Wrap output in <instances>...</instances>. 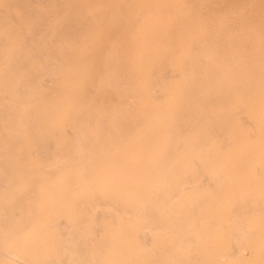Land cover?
Listing matches in <instances>:
<instances>
[{"label":"rangeland","instance_id":"1","mask_svg":"<svg viewBox=\"0 0 264 264\" xmlns=\"http://www.w3.org/2000/svg\"><path fill=\"white\" fill-rule=\"evenodd\" d=\"M11 1H15L14 3L15 4H13V6H15V5H17V6H19L20 4L22 5L23 4V6H19V8H20V10H18V7L16 8V6L15 7H13V9H12V11L14 10V13H17V15H20V16H22V18H24V21H20V19H22L21 17H20V19L18 18V17H16L17 15H15L14 13H11V12H6V6H9L10 5V8H11V4H9ZM16 1H18V0H1L0 1V10H2L3 8L5 9H3L2 10V12L5 14H1L2 12H0V17H2L1 19H0V26H4L3 27V29H1L2 27H0V33H1V31L2 30H4L3 31V33H2V35L0 36L1 38H0V41H1V43H0V48H5L4 50H2V52H4V54H6V55H2L3 53H1V49H0V53H1V57H0V74L2 75V78L0 77V79H1V82H2V80H3V84L4 85H2V83L0 82V87L2 88H0V90H1V92L3 93V95L1 94V96L0 97H2V98H0V104H2V106L4 107L3 108V110H2V108L0 109V112H2V111H4V115L5 114H7V115H5V116H3V113L1 114L0 113V121L2 122H0L1 124V126H0V186L1 187H3V188H0V192L2 191V189H3V193L1 192L0 194H1V196H0V232L2 231V232H4L2 235H1V233H0V237H1V239H0V244L2 245H0V259H2V261L4 262V264H5V262H6V264H28V263H30V262H34L35 263V261H39V262H42V261H44L42 264H52V263H50V260H51V262H53V264H83V262H84V264H91V262H95V264L97 263V264H101L100 263V261L101 262H103L102 260H104V259H107L108 261H110V264H114V262H116V260H117V264H118V262H120V264H139V260H141V262L143 261L144 263L145 262H147V260L149 261V262H147L148 264L151 262V264H163V263H165V261H166V264H192V261L195 259H199L198 261H199V263L198 262H196L195 260V264H201L202 263V261L204 262V263H202V264H206V263H208V264H228V262H229V264L231 263V264H257V263H259V264H264V227H263V225H264V218H261V212H263L264 211V206H263V202H264V198H263V196H264V189H262L264 186V176H263V174H264V164H260V165H262L261 167H259L260 165H256L255 167H252L251 169H250V171L248 172V174L247 173H241V170H242V168L240 169V171L238 170L239 169V167L241 166V164H240V166H237V168L235 167V174H237V172L239 173L240 172V174H239V176H240V180L238 181V183H237V188H234L233 190H231V191H229V193H226V192H224V191H222V189H223V187H222V185L221 184H223V181H224V174H226L225 172H224V174H222L220 171H216V172H211V171H209V169H208V167L211 169V166H215V161H217L218 160V158H220V153L222 154V152L224 153V155H230V156H232V154L234 155L235 154V151H234V153H232L231 154V152L233 151L231 148H232V146H233V149H237V143H238V141H240L241 142V144H239L238 143V145H246L249 141H246V139L245 138H241V137H238L236 134H234L233 135V130L235 131V129H236V127L237 126H235V125H238V123L239 124H242L243 123V121L245 122L244 123V125L247 123V125L249 124L248 122H247V120H246V116H245V114L244 113H240V111H239V108H235L234 106V104L237 102V101H239L240 99V101H245L246 99V103L251 99L250 97L252 96V91L251 92H249V93H246V91H248V90H246V91H239V88L241 87V85L242 84H244V83H242L241 82V77L239 76V72L240 73H244V71L246 70L247 71V75H249L250 77H252L253 76V72H255V73H257L258 72V74H260V76H261V80L260 81H258L256 84H258V83H260L261 81H264V65L263 64H260V63H258L257 61H253V59H248V60H246L245 62H242L241 61V57H242V54H243V51L242 50H244V52H245V54H243V55H247L248 56V54L249 55H253L254 53L255 54H261V53H263L264 52V35L262 34V33H264V31H263V29L261 30H258L259 32H260V34H259V32L258 31H256V33L255 32H250L251 33V35H250V33L248 34V32H246V34L245 33H243V35H242V32L240 31V28H239V26L241 25H239L234 19L233 20H229V25H228V23L226 24V26H227V29L229 30H227V29H225V28H223V26L221 27V32L219 33V32H217L216 33V31L217 30H215V31H212L211 29L212 28H210L211 26H212V24L214 25L215 23H216V20H218L219 18H220V15L221 16H223V17H226V16H224V13H225V11H229L228 9H231V8H236L238 5H239V3H240V7H241V5H245V8H248L247 10L249 11V9L250 10H252L253 9V7H254V9L255 10H252V12L251 11H249L250 13H251V15H250V17L248 18V19H246V21H248L249 19V24H248V22L246 23V25L245 24H243V25H245V26H247V24L250 26L251 24H252V26H255L256 27V25H257V27H259V23H261V21H262V19H260L259 20V18H262V16L260 15V14H263L264 13V0H255V4H254V2H249L248 3V0H245V2H247V3H245L243 0H233V2H231L232 0H216V3H214L215 2V0H210V2L208 3V0H189V2H188V0H185V2H184V4H183V6L182 7H180L181 9H179V10H175V11H173V10H171V11H168V10H170V9H164L163 11H164V13H166L165 12V10L167 11V13H166V15H167V17L169 18V19H171L172 20V22L174 23L173 24V26L172 27H170V28H168L167 29V31H166V33L164 34V36H163V43L164 44H166V46H167V49L165 50V51H163V53L162 52H160V53H158V54H153L150 50H148V51H146L145 52V54L143 53V55L140 57V59H138V61L140 60V61H142L143 63H144V65H145V67L146 68H148L147 69V71H148V74L147 75H145L144 76V79L142 78V76H138L140 73L139 72H136V73H138L137 74V76L135 75L136 73L135 72H133V70H132V68H131V66H130V63H128L127 61H125V58H126V60H127V57L129 56V53L131 52V50H132V46L131 45H129V44H131V42L129 41V43H128V40H129V38L128 37H126V38H128L127 40H125L126 38H125V35H127L128 36V32H129V26L131 25L132 26V24L134 23V25L133 26H135V25H137V23H138V17H140L141 16V14L142 13H140L141 11H139V12H137L136 13V16H134V19H132L131 21H130V19H129V13H131V11H132V9H130L132 6L130 5V1L129 0H121V1H119L118 2V0H113L115 3H113V1L112 0H110V2L111 3H113L112 5H113V7H115V9L113 8V10L112 9H110L109 7L110 6H108V5H111V3L109 2V0H108V2H107V0H91V3H90V5L87 3V4H85L86 3V1L87 0H83L84 2H82V0L80 1H78V0H73V6L70 4V5H68L67 6V4H69V1L70 2H72V0H69L68 1V3H67V1H65V0H62V1H64L63 2V4H64V6L61 8V9H59L58 10V8H60L63 4H62V2H59V1H61V0H56V1H54V0H51L50 2L51 3H53L52 4V6H51V4H50V7H49V11H48V8H47V10H46V6L48 7V5H44L45 3H46V0L44 1V3H43V5H42V3H41V1H43V0H38V2H37V0H36V2H35V0H31V3H30V1L29 2H26V1H28V0H19L18 2L20 3H17ZM20 1H24V2H26V3H22V2H20ZM33 1V2H32ZM49 0H47V3H50V2H48ZM90 1V0H89ZM89 1H87V2H89ZM94 1V2H93ZM105 1V2H104ZM119 3V5H118V3ZM212 1V2H211ZM224 1V2H223ZM230 2V4L229 3H227V2ZM239 1V2H238ZM252 1H254V0H252ZM261 1V2H260ZM263 1V2H262ZM7 2H9V3H7ZM60 3V4H57V3ZM75 2H77V4L75 3ZM81 2V3H80ZM102 2V3H101ZM107 2V3H106ZM124 3L125 2V4L124 5H122V6H124L123 8H124V10L122 9V7H121V5H120V3ZM129 2V3H128ZM203 2V3H202ZM221 2H222V4H224V5H219V4H221ZM226 2V3H225ZM5 3V4H4ZM12 3V2H11ZM17 3V4H16ZM46 3V4H47ZM67 3V4H66ZM79 3V4H78ZM82 3H84L87 7H83V4ZM93 3V4H92ZM105 3V4H104ZM206 3H207V5H206ZM231 3H233V4H231ZM235 3H237V4H235ZM243 3V4H242ZM253 3V4H252ZM8 4V5H7ZM19 4V5H18ZM26 4V5H25ZM29 4H31V6L29 5ZM33 4H34V7L36 8V10H35V8L33 7ZM35 4H37V5H35ZM55 4L57 5V9H56V12H58L57 14H56V12H55V8H56V6H55ZM76 4V5H75ZM101 4H102V8H101ZM210 4V5H209ZM218 4V5H217ZM228 4H229V6H228ZM249 4V5H248ZM257 4V5H256ZM261 4V5H260ZM4 5H5V7H4ZM29 5V7H27V9H25L26 8V6H28ZM60 5V7H58ZM66 5V6H65ZM75 5V6H74ZM79 5H81L80 6V8L78 7ZM84 5V6H85ZM93 6V8H89V6ZM94 5L95 6H97V7H95V9H97L96 11H95V9H94ZM103 5H104V7H105V10H104V8H103ZM111 5V6H112ZM130 6L129 8H128V6ZM215 7H213V6ZM216 5V6H215ZM226 5H227V7H226ZM234 6V7H231V6ZM263 5V6H262ZM37 6H38V8L39 9H37ZM55 8H54V7ZM70 6H72V7H74V10H73V8L72 9H70L69 7ZM76 6H77V8H76ZM106 6H108L107 8H106ZM120 6V7H119ZM126 6V7H125ZM192 6H194V7H192ZM207 6H209V7H207ZM212 6V7H211ZM218 6H220V7H218ZM225 6V7H224ZM247 6V7H246ZM258 6H260V7H258ZM262 6V7H261ZM24 7V8H23ZM30 7H31V9H30ZM42 9H41V8ZM54 8V9H52V8ZM65 7H66V10H65ZM68 7V8H67ZM100 7V9H102V10H99L98 8ZM119 7V8H118ZM216 7H218V8H216ZM231 7V8H230ZM257 7V8H256ZM2 8V9H1ZM9 8V7H8ZM10 8L8 9V11H11L10 10ZM21 8H22V11H21ZM33 8H34V11H33ZM75 8H76V10H75ZM82 8H84L83 9V11H82ZM86 8H88V9H86ZM108 8H109V11H108ZM121 8V9H120ZM196 8V9H195ZM210 8V9H209ZM228 8V9H227ZM259 8H263V10L262 9H259ZM15 9H17L16 11H15ZM23 9H25L24 11H23ZM40 9H41V11H40ZM67 9H70L71 11H74V12H71L70 10V12L67 10ZM80 9H81V11H80ZM90 9V11L91 12H93L92 10H94L95 12H93L94 13V15H93V13H91L90 11H88ZM125 9H128L127 11L125 10ZM199 11H201V12H199ZM202 9V10H201ZM214 9V10H213ZM220 9V10H219ZM223 9H227V10H223ZM27 10V11H26ZM28 10H29V12H28ZM44 10V12H42ZM52 10V11H51ZM53 10H54V12H53ZM58 10V11H57ZM115 10V11H114ZM129 10H131L130 12H129ZM206 10V11H205ZM212 10V11H211ZM262 10V11H261ZM41 13H40V12ZM69 12L68 14H66V12ZM102 11V12H101ZM118 11V12H117ZM119 11H123V12H119ZM125 11V12H124ZM193 12V13H188V12ZM195 11V12H194ZM215 11V12H214ZM260 11V12H259ZM20 12V13H19ZM26 12V13H25ZM33 13L34 12V15L33 14H31V13ZM36 12H37V14H36ZM48 14H47V13ZM59 12H60V14H59ZM63 14H62V13ZM64 12H65V14L66 15H68V16H66L65 14H64ZM89 13V16H87L88 15V13ZM100 12V13H99ZM127 12H129V13H127ZM175 12H178V13H175ZM182 13L181 15H178L177 16V14H179V13ZM197 12V13H196ZM212 12V13H211ZM214 12V13H213ZM224 12V13H223ZM256 12L258 13L259 12V14L257 15L256 14ZM263 12V13H262ZM6 13L8 14V16L6 15ZM19 13V14H18ZM24 13V14H23ZM45 13V14H44ZM55 13V14H54ZM76 13V14H75ZM83 13H87V14H85L86 16H84L83 15ZM103 13H106V18H105V16L103 17V19H102V16L104 15ZM110 13V14H109ZM116 13H118V14H116ZM140 13V14H139ZM174 13V14H173ZM186 13H187V15H188V19H189V24H190V21H191V24L193 25L194 23V26H195V28H193V29H191V27H189L190 25H188V19H187V23L185 22V18H186ZM216 13V16L214 15ZM218 13H220V14H218ZM254 13H255V15H254ZM9 14L11 15V14H13V15H15V16H12L13 17V19H15V18H17V20H10L11 19V16H10V19L8 18L9 17ZM21 14H23V15H21ZM25 14H30L32 17H33V19H32V17L31 16H29L28 17V15H25ZM36 14V15H35ZM40 14H42V16L40 15ZM47 14V15H46ZM53 14V15H52ZM71 14H72V17H71ZM100 14H102V15H100ZM197 14H199V16L197 15ZM208 14H209V16H208ZM214 16H213V15ZM226 14V13H225ZM233 14V13H232ZM44 15H46L45 17H44ZM59 15V16H58ZM61 15L63 16V17H61ZM115 15V16H114ZM173 15V16H172ZM212 15V16H211ZM37 16V19H35V17ZM40 18H39V17ZM83 16L84 17H86L85 19L83 18ZM109 16V17H108ZM182 16V18L180 19V17ZM232 16H235L234 14L232 15ZM6 17V18H5ZM15 17V18H14ZM25 17H27L28 19H27V21H29V19H30V22H28V23H30L31 25H33L32 27H33V29H32V27H31V25L29 24V26L27 25L28 23H27V21H25ZM59 17H61V18H63L62 19V21H61V19H57V18ZM65 17V18H64ZM68 17V18H67ZM115 17H117V19H115ZM128 17V18H127ZM173 17H175V18H173ZM204 17H206V19H204L205 21L203 22L202 20H203V18ZM213 17V18H212ZM215 17H217V18H215ZM229 17H231V15H229L228 16V18L226 17V19H229ZM254 17H256L255 19H254ZM40 20H39V19ZM51 18V19H50ZM67 18V19H66ZM104 18H105V20H104ZM127 18V19H126ZM190 18H191V20H190ZM196 18V20H194ZM8 19V20H7ZM96 19V20H95ZM98 19V20H97ZM104 20V22H105V24H104V22L102 21V20ZM113 19H115L114 20V22H113ZM136 19H137V21H136ZM177 19V20H176ZM209 19V20H208ZM253 19V20H252ZM37 20V22L35 23V21ZM57 20H59V21H57ZM89 20H91V21H89ZM117 20V21H116ZM126 20V21H125ZM181 20H184V22H182ZM198 20H199V22H198ZM207 20V21H206ZM256 20V21H255ZM9 21H10V23H9ZM12 21V22H11ZM44 21H45V23H44ZM50 21V22H49ZM66 21V22H65ZM194 21H196V22H194ZM200 21H202L203 23H201ZM231 21H232V23H231ZM259 21V22H258ZM4 22H8L7 24H10V25H7L6 23H4ZM25 22H26V25H24L25 24ZM31 22H34L35 24H37L38 23V25H35V24H33V23H31ZM43 22V23H42ZM61 22H62V26H61ZM97 22H98V24H99V26H98V24H97ZM111 22H113V23H111ZM122 22V23H121ZM123 22L124 23H129L130 25H123ZM137 22V23H136ZM208 22V23H207ZM212 22V23H211ZM242 22H244L243 20L241 21V23ZM255 22V24H253ZM4 23V24H3ZM17 24V26L15 25V24ZM20 23H21V27H20ZM22 23H24V24H22ZM46 23H48V24H46ZM58 23V24H57ZM121 23V24H120ZM177 23V24H176ZM182 23V24H181ZM185 23V24H184ZM200 24V26H199V24ZM40 24V25H39ZM43 24V25H42ZM51 24V25H50ZM78 24V25H77ZM101 24V25H100ZM108 24H109V26H112V27H110L109 28V26H108ZM111 24V25H110ZM116 24V25H115ZM176 24V25H175ZM184 24V25H183ZM186 24H187V26H188V28H187V26H186ZM230 24H232L231 26H235V30H234V26L233 27H231L230 26ZM16 27V28H14V26ZM19 25V26H18ZM23 25L25 26L24 28H23ZM53 25H55V27L53 26ZM6 26H8V29L9 30H7V29H4ZM9 26H11V27H9ZM12 26H13V30H12ZM49 26H51L50 28H49ZM64 26V27H63ZM89 26V28H87ZM103 26H104V28H103ZM108 26V27H107ZM128 26V27H127ZM197 26H199L201 29V31L199 30H197ZM210 26V27H209ZM225 26V25H224ZM225 26V27H226ZM28 27H30L29 29H28ZM47 29H46V28ZM60 29H59V28ZM80 27H81V29H80ZM97 27V28H96ZM100 27V28H99ZM114 27V28H113ZM122 27V28H121ZM124 27V28H123ZM180 27H182V28H180ZM229 27V28H228ZM27 28V29H26ZM70 28V29H69ZM79 28V29H78ZM95 28V30H93ZM117 28V29H116ZM126 28H128L127 30H126ZM185 28V29H184ZM238 28H239V31H238ZM16 29V30H15ZM24 29V30H23ZM35 29H36V31H35ZM39 29V30H38ZM55 29V30H54ZM98 29V30H97ZM110 29V30H109ZM169 29H170V31H169ZM172 29V30H171ZM181 29L183 30V33H180V32H182L181 31ZM187 29V31H185ZM209 29V30H208ZM230 29H232V30H234V32H232V30L230 31ZM8 31L7 32V34L9 35H7L6 34V31ZM17 30H18V32H17ZM22 30H23V32H22ZM29 30H30V33H29ZM33 30V31H32ZM58 30V31H57ZM88 30V31H87ZM94 31V33H93V31ZM108 30H109V32H108ZM126 31V32H124V31ZM190 30H194L195 32L193 33L192 32V36H190L189 37V39H187V37L190 35V33H191V31ZM225 32H224V31ZM229 32H227V31ZM12 31H15V32H12ZM45 31V32H44ZM57 31V32H56ZM118 31L121 33L122 31L124 32V33H118ZM179 31V32H178ZM189 31H190V33H189ZM198 31V32H197ZM209 31V32H208ZM27 32V34H32V32L34 33V34H32L29 38H28V35L27 34H25V33ZM36 32H38V33H36ZM44 32V33H43ZM107 32H108V34H107ZM110 32L112 33V35L110 34ZM115 32V33H114ZM185 32V33H184ZM208 33V34H205V33ZM212 32H214V33H212ZM227 32V33H226ZM236 32H237V35H236ZM4 33H5V35L6 36H8L9 38L7 39V41L9 42V45L7 44V41L6 40H4V39H6L7 37L4 35ZM10 33V34H9ZM14 33V35H12ZM23 33V34H22ZM54 33V34H53ZM91 33V34H90ZM101 33V34H100ZM167 33H169V34H167ZM179 33V34H178ZM189 33V34H188ZM198 33H200V35L198 34ZM219 33V34H218ZM231 33H233V34H231ZM235 33V34H234ZM238 33L240 34V35H242V36H240V35H238ZM254 33V34H253ZM259 34L258 36L256 35V34ZM22 34V35H21ZM56 34V35H55ZM58 34V35H57ZM81 34H83L82 36H84V37H81L80 35ZM86 34H88L89 35V37H88V35H87V37H86ZM106 34V35H105ZM183 34V35H182ZM187 34V35H186ZM196 34H198V35H196ZM212 34V35H211ZM217 34V35H216ZM227 35V37H226V35ZM228 34L229 35H231V37L230 36H228ZM253 34V35H252ZM40 35L42 36V37H40ZM47 35H49V36H47ZM53 35V37L51 38V36ZM91 35V36H90ZM96 35V36H95ZM101 35H102V38H100L101 37ZM104 35L106 36V38L104 37ZM109 35V36H108ZM113 35L115 36V39H114V37H113ZM122 35V38L120 37ZM169 35H174L173 37H171V36H169ZM179 35V36H178ZM184 35H186V38H185V36ZM218 35H221L220 37H217ZM233 35H234V37H235V35H236V37L237 36H240L241 38H239V37H237V39H236V37H235V40H233ZM3 36H5V37H3ZM26 36H27V38H26ZM33 36L34 37H36L35 39L33 38ZM56 36H58V37H56ZM92 36L94 37V39H92ZM98 36V37H97ZM124 36V37H123ZM166 36H168V40H169V42L171 43H169L168 42V40H167V37ZM195 36V37H194ZM207 36V37H206ZM222 36H224L223 38L224 39H222ZM255 36V38L256 39H258V41L257 42H259V45L257 46L256 44L254 45V46H251L250 44L249 45H242L243 47L241 48V44H243L242 42H245V40L247 41V40H249V38H250V40L249 41H251V40H255V38L254 39H252V37H254ZM257 36V37H256ZM261 36V37H260ZM13 37V38H12ZM16 37V38H15ZM21 37V38H20ZM22 37H23V39H22ZM39 37H40V39H39ZM45 37V38H44ZM78 37V38H77ZM103 37H104V39H103ZM117 37V38H116ZM179 37H181V40L179 41V44H177L178 42V39H180ZM193 37V38H192ZM197 37H199V38H197ZM204 37V38H203ZM243 37H245V38H247V39H243L242 40V38ZM4 38V39H3ZM15 38V39H14ZM32 38V39H31ZM55 38V39H54ZM74 38H76L74 41H73V39ZM88 38V39H87ZM119 38V40H120V38H121V40L123 41V43H124V41L126 42V43H124V44H122L119 40H117ZM125 38V39H124ZM210 38V39H209ZM26 39V40H25ZM28 39V40H27ZM34 40V41H39V40H41V42H34V41H31V40ZM36 39H38V40H36ZM53 39V40H52ZM86 39H87V41H86ZM98 39V40H97ZM109 40V42H108V40ZM176 39V40H175ZM195 39V40H194ZM205 39H208L209 40V42L206 40V42H208V43H206L205 42ZM230 39V40H229ZM240 39V41L238 42L237 40H239ZM13 40V43H11L10 41H12ZM20 40V41H19ZM23 40H25V41H23ZM48 40V41H47ZM82 40H83V42H82ZM88 40H90L89 42H88ZM171 40H172V42H171ZM183 40V41H182ZM191 40V41H190ZM193 40H194V42H195V44H194V42H193ZM211 40V41H210ZM215 40V41H214ZM218 40H220V42L218 41ZM226 40H228L227 42H226ZM17 41H18V43L20 42V45L22 46H24V48H23V46L21 47L20 45L18 46V43H17ZM45 41V42H44ZM47 41V42H46ZM66 41V42H65ZM68 41H70L71 43H69ZM73 41V42H72ZM76 41V42H75ZM78 41V42H77ZM86 41V42H85ZM104 41V42H103ZM114 41V42H113ZM175 41H176V43H175ZM214 41V42H213ZM224 41V42H223ZM232 41H234V44H232ZM5 43V44H3V43ZM23 42V43H22ZM49 42V43H48ZM65 42V43H64ZM98 42V43H97ZM100 42H101V44H100ZM111 42H113V44L111 43ZM181 42V43H180ZM182 42H183V44H182ZM190 42H191V44H190ZM193 42V43H192ZM196 42H198V43H196ZM202 42H204V43H202ZM33 43V44H32ZM37 43V44H36ZM45 43H46V46H45ZM48 43V44H47ZM54 45H53V44ZM58 43V44H57ZM67 43H68V45H67ZM77 43H78V45H77ZM81 43H83V44H81ZM85 43V44H84ZM91 43H92V46H91ZM114 43H116V44H114ZM128 43V44H127ZM185 43V44H184ZM202 43V44H201ZM223 44V46H222V44ZM4 45V47H3V45ZM41 44H43V45H41ZM52 44V45H51ZM190 44V45H189ZM197 44V45H196ZM199 44L201 45V46H199ZM211 44H213L215 47H213V45H211ZM237 44H238V46H237ZM2 45V46H1ZM12 45V46H11ZM34 45V46H33ZM39 45H41V46H39ZM58 45V46H57ZM64 45H65V47H64ZM74 45V46H73ZM80 45V46H79ZM81 45H83V46H81ZM89 45V46H88ZM102 45V46H101ZM171 45V46H170ZM185 45V46H184ZM187 45V46H186ZM221 45V46H220ZM227 45H228V47H227ZM7 46V47H6ZM29 48H31V49H29ZM30 46H32V47H30ZM44 46H45V49H44ZM52 46H53V48H54V46H55V48L54 49H52ZM78 46H79V49H82L83 50V54H81V55H79V56H81V57H79L78 58V61L76 62V61H74L73 59H71V57H72V54L78 49ZM94 46V47H93ZM103 46H105V47H103ZM119 46V47H118ZM131 46V47H130ZM189 46H191V47H189ZM226 46V47H225ZM244 46L248 49H244ZM261 46H263V47H261ZM12 47V48H11ZM16 47V48H15ZM51 47V48H50ZM60 47H62L61 49H59ZM69 47L71 48V49H69ZM74 47V48H73ZM90 47V48H89ZM98 47H99V49H98ZM100 47H101V49H100ZM108 47V48H107ZM113 47V48H112ZM175 47L177 48V49H175ZM178 47H179V49H178ZM181 47H182V49H181ZM184 47V48H183ZM200 47V48H199ZM208 49H207V48ZM222 47V48H221ZM240 47V48H239ZM37 48H38V50H37ZM89 48V49H88ZM119 49V53L117 52V50L116 49ZM122 48V49H121ZM126 48V49H125ZM130 50L129 52H128V49ZM190 48V49H189ZM204 50H203V49ZM224 48V49H223ZM232 48V49H231ZM250 48V49H249ZM254 48H255V50H254ZM260 48H262L261 50H262V52L261 51H258V49L260 50ZM8 49V50H7ZM17 49H19V50H17ZM22 51H24V52H22ZM24 49V50H23ZM25 49H27V50H25ZM42 49V50H41ZM56 49V50H55ZM88 49V50H87ZM98 49V50H97ZM115 49V50H114ZM181 49V50H180ZM187 49V50H186ZM197 49H199V51L197 52V51H195V50H197ZM240 49H242V50H239ZM251 49H252V51H251ZM40 50H41V52H40ZM67 50V51H66ZM71 50H73V52L71 51ZM85 50V51H84ZM87 50V51H86ZM93 52H92V51ZM101 50V52H99ZM112 50H114L115 51V53L114 52H111ZM126 50V51H125ZM169 50V51H168ZM173 52H172V51ZM185 50V51H184ZM209 50H210V52H209ZM249 50H250V53H247V51L249 52ZM258 51V52H254V51ZM7 51V52H6ZM11 51V52H10ZM16 51H18V52H16ZM28 51V52H27ZM49 51L51 52V53H49ZM58 51H60V52H58ZM96 51V53H94ZM122 51V52H121ZM126 52L125 54H124V52ZM170 51H171V53H170ZM176 51H177V54H176ZM180 51H182V52H180ZM187 51V52H186ZM202 51V52H201ZM204 51V52H203ZM216 51V53H217V58H215V59H213L214 57H212L210 54H212V52L214 53ZM230 51V52H229ZM237 51H239V52H237ZM10 52V53H9ZM19 52L20 53H23V54H19ZM44 52V53H43ZM52 52L54 53V54H52ZM71 52V53H70ZM98 52V53H97ZM122 54H121V53ZM165 52H167L166 54H165ZM228 52H229V54H228ZM233 52V53H232ZM253 52V53H252ZM260 52V53H259ZM13 53L15 54V56H17V57H15V56H13ZM39 53H41L42 54V56H41V54H39ZM69 55H68V54ZM84 53H86V54H84ZM89 53H92V54H89ZM100 53V54H99ZM113 53V55H111ZM151 54V55H149V54ZM168 53H169V55H168ZM182 53V54H181ZM190 53V54H189ZM232 53V54H231ZM25 54L27 55V56H25ZM31 54V55H30ZM38 54H39V57H38ZM46 54H47V56H48V58H50V56L49 55H51L52 54V56H51V58H50V60L48 61V59H47V56H46ZM98 56H97V55ZM115 54H117V55H115ZM124 54V55H123ZM187 54V55H186ZM199 54H200V56H199ZM201 54H203L202 56H201ZM222 54V55H221ZM228 54V55H227ZM240 54V55H239ZM264 54V53H263ZM13 57H12V56ZM23 55V56H22ZM29 55H30V57H29ZM46 57H44V56ZM88 55V56H87ZM111 55V56H110ZM123 55V56H122ZM127 55V56H126ZM160 55H162V56H160ZM164 55H166V57H164ZM194 55V56H193ZM197 55V56H196ZM205 55V56H204ZM36 56V57H35ZM57 57V59L55 60V59H53L52 60V58H56ZM67 56H69V57H67ZM105 56V57H104ZM117 56L119 57V61H117V60H115V59H117ZM121 56V57H120ZM125 56V57H124ZM158 56V57H157ZM192 56V57H191ZM198 56H199V58H198ZM204 56V57H203ZM246 56V57H247ZM251 56H248L247 58H249V57H251ZM6 57V58H5ZM20 57V58H19ZM27 57V59H25ZM93 57V58H92ZM97 57H99V59L97 58ZM122 57H124V58H122ZM145 57H147V59H145ZM176 57V60H174V58ZM181 57V58H180ZM194 57V58H193ZM202 57V58H201ZM207 57H211V59H212V61L210 62V63H212L214 60H215V62H214V64H208V62L210 61L209 59H207L206 60V58ZM237 57H240L239 59H237ZM8 58V59H7ZM13 58H16L15 60H13ZM17 58H19V59H17ZM22 58V59H21ZM31 58V59H30ZM37 58H38V60H37ZM39 58H41V59H39ZM69 58V59H68ZM73 58V57H72ZM92 58V59H91ZM96 58V59H95ZM114 58V59H113ZM122 59V62H120L121 61V59ZM159 58V59H158ZM178 58V59H177ZM180 58V59H179ZM25 59V60H24ZM42 59H44L43 61H42ZM66 59V60H65ZM75 59V58H74ZM88 59V60H87ZM153 59V60H152ZM154 59L156 60V61H154ZM161 59H164L165 60V62H163L164 64H166V65H164L163 63H162V61L163 60H161ZM171 59H173V60H171ZM188 59H191L190 61H192V62H190ZM202 59V60H201ZM20 60V61H19ZM23 60H24V63H23ZM26 60H27V62H26ZM31 60H32V62H31ZM45 60H47V64H45L46 63V61ZM55 61L56 63H61V61L63 62V65H65V66H63L62 65V63L60 64V65H58V64H56L55 62L53 63L52 61ZM70 60V61H69ZM97 61V63H96V61ZM102 60H103V62H102ZM107 60V61H106ZM111 60H113L112 62H110ZM145 60V61H144ZM161 62H160V61ZM178 60H179V62H178ZM199 60V62H197ZM204 60H205V62L207 61V63H205L204 62ZM15 61H16V63H19V64H15ZM39 62V61H41V62H44V64L43 63H40V65H38L39 63H36V62ZM58 61H60V62H58ZM70 63H69V62ZM71 61H72V63H71ZM81 61V62H80ZM123 61H124V63H123ZM175 62V65H174V63L173 62ZM241 61V62H240ZM4 62H5V64H4ZM11 62H13V63H11ZM29 62V63H28ZM31 62V63H30ZM49 62L51 63L50 65H48L49 64ZM87 62V63H86ZM102 62V63H101ZM110 63V65H109V63ZM116 62V63H115ZM146 62H147V64H146ZM160 62V64H156V63H159ZM184 63L183 65L181 64V63ZM197 62V63H196ZM224 62V63H223ZM228 62V63H227ZM27 63V64H26ZM37 64V66H36V64ZM64 63H66V64H64ZM80 63H82V64H80ZM84 63V64H83ZM93 63V64H92ZM96 65H95V64ZM111 63H113V65L111 64ZM121 63H123L124 65H122ZM128 63V64H127ZM139 63V62H138ZM161 63L163 64L162 66H161ZM173 64V66H172V64ZM176 63H179V64H176ZM10 64H13V65H15V66H13V65H10ZM23 64H24V66H23ZM25 64L26 65H28L29 66V68H28V66H27V68H26V66H25ZM71 64L72 65H74L75 64V66H71ZM103 64V65H102ZM154 64H155V66H154ZM170 64H171V66H170ZM190 64V65H189ZM193 64V65H192ZM226 64V65H225ZM228 64V65H227ZM260 64V65H259ZM9 65H10V67H9ZM31 65H32V67H31ZM34 65V66H33ZM44 67H43V66ZM48 65V66H47ZM55 65H58V67L57 66H55ZM83 67H82V66ZM88 65V66H87ZM109 67L110 66V68H109V70H107V66ZM111 65L112 66H114V69L116 68H119V69H117V71H115L112 67H111ZM116 65V66H115ZM117 65L119 66V67H117ZM121 65V66H120ZM135 65H138L137 63L135 64ZM157 65H160V66H157ZM169 65V66H168ZM178 65V66H177ZM211 65V66H210ZM18 66H19V68H18ZM40 66V67H39ZM42 66V67H41ZM51 66V67H50ZM55 66V67H54ZM91 66H93V68H95V69H93V71H92V68H91ZM179 66H181V67H179ZM186 66V67H185ZM196 66V67H195ZM215 66V67H214ZM217 66H219V67H221L220 69H222L221 70V72H220V69L217 67ZM246 66H247V68H246ZM7 68L8 69V71H9V76H8V71H7V69L5 70V69H3V68ZM9 67V68H8ZM12 67H14V69H11ZM17 67V68H16ZM53 67V68H52ZM65 67H67V69L65 68ZM70 67H73L74 69H77V71H75V72H69L68 70H69V68ZM77 67V68H76ZM90 69H88V68ZM100 67H103V68H100ZM122 67H124V69L122 68ZM155 67V68H154ZM157 67V68H156ZM162 67H164V68H161ZM225 67V68H224ZM26 68V70H24ZM30 68H31V70H30ZM39 68V69H38ZM41 68H43V69H41ZM54 68H56V69H54ZM62 68H63V70H62ZM81 70H80V69ZM129 68H130V71H129ZM168 70H167V69ZM214 68L215 69H218V70H214ZM3 69V70H2ZM32 69H33V71L34 72H36V73H33V71H32ZM46 69V70H45ZM48 69H54V71L52 70L50 73H49V70ZM100 69H103V70H101V71H99ZM121 69L122 70H124V71H122V73H120L121 72ZM125 69H126V71H125ZM153 69H155V70H152ZM159 69H161L162 71L160 72L159 71ZM164 69V70H163ZM194 71H193V70ZM230 69V70H229ZM252 69V70H251ZM4 70H5V73H4ZM15 70V71H14ZM17 70V71H16ZM19 70H22V71H20V73H19ZM27 70H30V71H27ZM39 72H38V71ZM40 70H42V71H40ZM45 70V71H44ZM81 72H80V71ZM105 70H107V72H105ZM115 72H114V71ZM118 70H119V75L117 76V74H115V73H117L118 72ZM178 70V71H177ZM198 70V71H197ZM225 70V71H224ZM232 70V71H231ZM242 70V71H241ZM256 70V71H255ZM2 71V72H1ZM10 71H11V73L12 72H15V75L16 76H14V77H11V76H13L11 73H10ZM61 71V73H59ZM88 71V72H87ZM95 71V72H94ZM170 73L169 75H168V77L166 76V74H168V72ZM216 71V72H215ZM19 74H18V73ZM23 72H24V74L25 75H23ZM26 72H27V74H26ZM30 74H29V73ZM37 72H38V76H37ZM58 72V73H57ZM91 72V73H90ZM92 72H94V73H92ZM101 72V73H100ZM103 72V73H102ZM111 72H113V76H115L116 75V77L117 78H119V76H120V79H117V78H115V77H112V74H110ZM127 72H131V73H127ZM133 72V73H132ZM220 72V73H219ZM225 72V73H224ZM231 72V75H229V73ZM5 74V75H3V74ZM17 73V74H16ZM53 73H55L54 74V76H53V78H52V76L51 75H53ZM62 73H63V75H62ZM64 73H65V75H67V76H65L64 75ZM83 73V75H81ZM100 73V74H99ZM106 73H108L109 74V77H107L105 74ZM157 73V74H156ZM166 73V74H165ZM205 73H207V74H205ZM225 74V76L227 77L228 75H229V78L227 77V79H230L229 81H227V79H226V77L223 75V77H222V74ZM7 74V75H6ZM23 75V77L25 78H23L21 75ZM31 74H33V75H31ZM36 74V75H35ZM49 74V75H48ZM59 74V75H58ZM72 76H71V75ZM76 74V75H75ZM78 74H80V75H78ZM87 74V75H86ZM124 75V76H121V75ZM127 74H128V76H127ZM132 74H134L137 78H135V76L134 75H132ZM151 74V75H150ZM153 74L155 75V76H157V78H159L160 77V75H161V78H162V76H163V78H162V80H161V83H160V80H158L157 78H155V76H153ZM160 74V75H159ZM178 74V76H176ZM0 75V76H1ZM17 75H18V77L19 76H21V80H22V78H23V80L21 81L18 77H17ZM34 75H35V77H34ZM70 75V76H69ZM93 75V76H92ZM101 75V77H103L102 78V80H101V78H99V76ZM103 75V76H102ZM105 75V76H104ZM148 75H150V79L148 78L149 76ZM159 75V76H158ZM184 75V76H183ZM233 75V76H232ZM8 76V78H5V77H7ZM29 77V79H27V77ZM32 76H33V78L35 79H32ZM40 76V77H39ZM51 76V77H50ZM64 76V77H63ZM75 76V77H74ZM92 76V77H91ZM131 77V79H130V77ZM147 76V77H146ZM154 78H153V77ZM174 76V77H173ZM181 76H183V77H181ZM198 76V77H197ZM232 76V77H231ZM18 79H17V78ZM37 77V78H36ZM42 77L44 78V79H42ZM56 77V78H55ZM59 79H58V78ZM63 77V78H62ZM74 77V78H73ZM85 77H86V79L88 80H86L85 79ZM121 77H123V79H121ZM152 77V78H151ZM166 77V78H165ZM181 77V78H180ZM190 77V78H189ZM200 77H202V78H200ZM234 77V78H233ZM12 78H14V80H15V78H16V80H18V82L21 84V86H20V84L17 82L16 83V81H14V80H12ZM79 78V79H78ZM82 78H84V80L82 79ZM104 78H105V80H104ZM111 78H113L112 80H111ZM114 78H115V80H116V82L114 81ZM135 78V79H134ZM148 78V79H147ZM174 79V80H172V79ZM175 78H178V79H175ZM193 78V79H192ZM198 78H200V79H198ZM11 79V80H10ZM31 79V80H30ZM42 79V80H41ZM55 79V80H54ZM56 79H58L57 81H56ZM93 79V80H92ZM98 79V80H97ZM107 79H110V81L109 80H107ZM127 79V80H126ZM128 79H130V83H129V80ZM137 80V82L135 83L134 82V80ZM141 79H142V82H141ZM157 79V80H156ZM180 79V80H179ZM195 79L197 80L196 82H195ZM4 80H5V82H4ZM27 80V81H26ZM30 80V81H29ZM32 80H33V82H34V85H33V83H31L32 82ZM38 80H40L39 82H38V84H36L37 83V81ZM59 80H61V81H59ZM68 80V81H67ZM81 80V81H80ZM92 80V81H91ZM95 80V81H94ZM131 80H132V82H131ZM147 80V81H146ZM151 80V81H150ZM163 80H164V82H163ZM172 82H170V81ZM178 81V82H176V81ZM185 80V81H184ZM194 80V81H193ZM203 80V81H202ZM233 80V82H235V83H231V81ZM7 81V82H6ZM8 81H13L12 83L14 84V86H17V87H14L12 90H16V91H12L11 90V86L13 85V84H9V82ZM75 81H77V82H75ZM103 81H106L107 83L109 82L110 84H105V82L103 83ZM144 81H145V83H144ZM182 81V82H181ZM198 81L200 82V83H198ZM228 82V84H230V85H227V87H226V83ZM24 82H28L29 83V85H27V87H29V89H32L33 88V90H34V92L31 90L30 92H28V93H30L29 95H30V97H28V93L27 94H25L26 95V97H25V99H24V94L23 93H21V95H20V92H23L24 90V92L26 93L27 91H29V89L28 88H25L26 87V83L25 84H23ZM78 82H80V83H78ZM82 82V83H81ZM83 82H84V85H83ZM86 82H87V84H86ZM101 82L103 83L102 85H104V86H102L101 85ZM118 82V83H117ZM124 82V83H123ZM139 82V83H138ZM148 82H149V84H148ZM150 82H151V84H150ZM155 84V82H157V84H159L160 83V85H155V87H154V84ZM176 82V83H175ZM181 82V83H180ZM183 82H184V84H183ZM192 82V83H191ZM195 82V83H194ZM202 82H203V85H202ZM6 83H8L9 85H11V86H9V88H8V84H6ZM11 83V82H10ZM40 83V84H39ZM59 83V84H58ZM76 83V84H75ZM98 83L100 84V85H98ZM112 83V84H111ZM114 83H116L115 85H113ZM121 83H123V84H121ZM134 85H133V84ZM162 83H164L165 84V86H163L162 85ZM6 84V85H5ZM15 84H17V85H15ZM23 84V85H22ZM56 84H58V85H56ZM65 84H66V86H65ZM80 84V89L78 88L79 86H77V85H79ZM86 84V85H85ZM96 84V85H95ZM138 84H140L141 85V87H142V90H139L141 87L138 85ZM173 84V85H172ZM174 84H175V86H174ZM194 84V85H193ZM199 85V88H198V85ZM231 84H233L232 86H231ZM31 85V86H30ZM41 86V87H43V88H41V87H39V86ZM47 85V86H46ZM49 85V86H48ZM63 85V86H62ZM72 85L74 86V85H76L77 86V88L76 87H73L72 88ZM97 85H98V87H97ZM107 85V86H106ZM110 85H113L112 87L110 86ZM118 85H121V88H120V86H118ZM128 87H127V86ZM133 85V86H132ZM137 85V86H136ZM146 85V86H145ZM161 85H162V87H161ZM171 85V86H170ZM184 85V86H183ZM4 86H6L5 88H4ZM19 86V87H18ZM45 86H46V88H45ZM50 86H52V87H50ZM57 86H59V87H57ZM60 86H61V88H60ZM86 86V87H85ZM101 86V87H100ZM114 86H115V88H114ZM123 86V87H122ZM124 86H126V87H124ZM131 86V87H130ZM144 86V87H143ZM148 86H150V87H148ZM158 86V88L160 89H158V88H156ZM173 86H174V88H173ZM180 86V87H179ZM202 86V87H201ZM231 86V87H230ZM35 87H37V88H35ZM66 87V88H65ZM70 87V88H69ZM85 87V88H84ZM87 87H89V88H87ZM106 87V88H105ZM107 87H108V89H107ZM110 87L113 89H111L112 91H114V90H116V91H114L113 93H112V91L110 90ZM134 87H135V89H134ZM136 87L138 88V87H140V88H138V89H136ZM154 87V88H153ZM167 87H169L168 89H169V91H172V100H171V104H172V106L170 107V108H168V109H165L164 110V112H163V115L166 117V120L164 121V123L160 126V129H159V127H156V129L157 130H155V128H153V129H146L145 127H143V123H144V121H145V118L147 117H150L151 115H155V114H162V112H161V110H162V107H163V104H164V102H166L168 99L167 98H165V96L167 95L166 93H167V91H168V89H167ZM177 87H178V90L181 88V87H183V88H181L179 91L182 93V94H180V92L178 91V90H176L177 89ZM201 87V88H200ZM222 87H224L223 89H222ZM17 88H19V90L17 89ZM64 90H63V89ZM95 90V92H94V90ZM117 88V89H116ZM130 90H129V89ZM132 88V89H131ZM155 89L156 88V90H154L153 92H154V94L152 93V90L151 89ZM232 88V89H231ZM7 90L8 91V93H9V95H7V92L5 91V92H3L4 90ZM23 89V90H22ZM61 91H60V90ZM85 89V91L84 92H82L83 90ZM124 89H126V90H124ZM147 89H150V90H148L147 92H146V90ZM171 89V90H170ZM175 89V90H174ZM218 89V90H217ZM3 90V91H2ZM17 90H18V92H17ZM27 90V91H26ZM37 90V91H36ZM41 90V91H40ZM45 90V91H44ZM53 90V91H52ZM55 90H58V94L57 93H55ZM73 90V92H71ZM80 90V91H79ZM100 90V91H99ZM120 90H124V93L126 94H124L122 91H121V93H118L117 91H119L120 92ZM131 90H132V93H131ZM134 90V91H133ZM138 90H139V92H138ZM159 90V91H158ZM182 90H184V91H182ZM204 90V91H203ZM224 90V91H223ZM228 90H229V93H228ZM232 90V91H231ZM39 91V94H37V92ZM48 91H51V95H49L50 94V92H47ZM63 91H65V92H63ZM106 91V92H105ZM126 91H128V93L126 92ZM144 91V92H143ZM151 91V92H150ZM173 91H175V92H173ZM177 91V92H176ZM12 92V93H11ZM14 92V93H13ZM40 92H42V93H40ZM74 92H75V94H74ZM98 92V93H97ZM116 92V93H115ZM134 92V93H133ZM155 92L157 93L158 92V94L160 93L161 94V92H163V95L162 96H159L158 94H156V96H155ZM166 92V93H165ZM15 93H16V95H17V97L15 98V97H13V96H15ZM34 93V94H33ZM45 93V94H44ZM63 93V94H62ZM71 93V94H70ZM115 93V94H114ZM123 93V95H125V99L123 98V96H121V94ZM140 93V94H139ZM143 93V94H142ZM153 94V96L152 95H150V94ZM165 93V94H164ZM202 93V94H201ZM32 94V95H31ZM41 94H43V99L41 98ZM57 94V95H56ZM59 94H61V95H59ZM74 94V95H73ZM77 94V95H76ZM80 94V95H79ZM107 94H108V96H107ZM111 94V95H110ZM129 94V95H128ZM145 94V95H144ZM151 96L150 97V100H149V98H148V96L149 95ZM179 94V95H178ZM201 94V95H200ZM216 94V95H215ZM217 94H219L218 96H217ZM7 95V96H6ZM37 96L38 95V97H35V96ZM53 95V96H52ZM54 95H55V97H54ZM59 95V96H58ZM83 95V96H82ZM103 95H105V96H103ZM112 95H116L117 97L116 98H112V97H115V96H112ZM127 95H128V97H127ZM134 95V96H133ZM138 95V96H137ZM139 95H140V97L142 98V99H140V97H139ZM142 95V96H141ZM178 95V96H177ZM181 95H182V97H181ZM187 95V96H186ZM4 96V97H3ZM6 96V97H5ZM9 96V97H8ZM13 98H12V97ZM19 96H23V97H19ZM33 96L35 97V99L33 98ZM46 96V97H45ZM50 96V97H49ZM77 98H76V97ZM118 96H120V98H119V100L117 99L118 98ZM133 96V97H132ZM137 96V97H136ZM146 96V97H145ZM174 96H175V98H174ZM136 97V98H135ZM158 97H160V98H158ZM162 97V98H161ZM195 97V98H194ZM253 97V96H252ZM3 98H6L5 99V101H6V103H8V106L7 107H5L7 104L5 103V102H3L4 101V99ZM11 98V99H10ZM22 98V99H21ZM30 98V99H29ZM60 98V99H59ZM67 98V99H66ZM79 98V99H78ZM93 98H94V100H93ZM121 98H123V99H121ZM132 98H134V100L132 99ZM156 98V99H155ZM184 98H186V100L184 99ZM203 98V99H202ZM204 98H205V100H204ZM228 98V99H227ZM246 98V99H245ZM249 98V99H248ZM14 99H16V100H18L19 102H17L16 100H14ZM33 99V100H32ZM40 99V100H39ZM47 99V100H46ZM57 99H58V101H57ZM117 99V100H116ZM160 101H159V100ZM163 99V100H162ZM178 99H182L181 101L180 100H178ZM243 99H245V100H243ZM9 100V101H8ZM14 100V101H13ZM22 102H21V101ZM24 100V101H23ZM26 100L28 101V103H29V105L27 104V102H26ZM35 100V101H34ZM49 100H50V102H49ZM54 100V101H53ZM67 100H73L72 101V103L70 104V107H69V105H66L65 103H66V101ZM107 103V105H108V107H107V105H105L104 106V101ZM108 100V101H107ZM129 100V101H128ZM132 100V101H131ZM137 100H141V101H143V102H137ZM154 100V101H153ZM157 100V101H156ZM11 101H13V102H11ZM80 101V102H79ZM82 101V102H81ZM101 101H103V102H101ZM114 101H115V103H114ZM119 101V102H118ZM131 101V102H130ZM150 101V102H149ZM188 101V102H187ZM2 102V103H1ZM16 102V103H15ZM20 102H21V104H20ZM35 103V106H34V103ZM40 102V103H39ZM43 102H46V103H44V104H41V103H43ZM65 102V103H64ZM77 102H79V103H77ZM111 102V103H110ZM112 102H113V104H115V107H113L114 105H111L112 104ZM125 102V104L127 103V104H130V106H131V108L133 109H131V108H129L128 107V105L126 104H124L123 105V103ZM161 102H162V104H161ZM181 102V103H180ZM11 104V106H10V104ZM22 103H24L23 105H22ZM31 103H33V105H31ZM52 103V104H51ZM99 103V104H98ZM119 103V104H118ZM138 103V104H137ZM144 103V104H143ZM149 103H151V105L149 104ZM40 104V105H39ZM47 106H50V107H47ZM49 104V105H48ZM59 104V105H58ZM73 104H75V105H73ZM80 104V105H79ZM120 106V104H122L120 107V109H119V107H118V105ZM140 104H142V105H140ZM146 104V105H145ZM175 104V105H174ZM178 104H179V106H178ZM12 105H13V107L15 108L14 110V112H13V110H11V109H13L12 108ZM26 105V106H25ZM27 105L28 106H30L29 107V109L27 108ZM42 105V106H41ZM78 105V106H77ZM98 105V106H97ZM161 105H162V107H161ZM204 105V106H203ZM233 106V109L234 110H230L231 108H232V106ZM1 105H0V107H2ZM23 106V107H22ZM31 106H33L32 107V109H31ZM38 106V107H37ZM41 106V107H40ZM44 106V107H43ZM54 106V107H53ZM75 108H74V107ZM97 106V107H96ZM100 106H102L103 107V109L100 107ZM110 106H112L111 108H110ZM126 107V109H125V107ZM138 106V107H137ZM153 106V107H152ZM186 106V107H185ZM219 106V107H218ZM229 106H231V107H229ZM18 107V108H17ZM25 107H26V109H25ZM46 107L48 108V109H50V110H47L46 109ZM52 107V108H51ZM56 107V108H55ZM65 107V108H64ZM73 107V108H72ZM96 107V108H95ZM98 107H100V108H98ZM107 107V108H106ZM116 107H118V108H116ZM136 107V108H135ZM145 107H147V109L145 108ZM200 107H201V109H200ZM8 108V109H7ZM20 108H23V109H21L20 110ZM35 108V109H34ZM39 108V109H38ZM68 108H69V110H68ZM98 108V109H97ZM106 110H105V109ZM113 108H115V109H113ZM122 108L126 111V113H125V111L124 110H122ZM28 109V110H27ZM37 109H38V111L41 113L40 115L38 114V117H37ZM41 109H42V111H45V112H43L44 114H42V111H41ZM58 109V111L55 113V110H57ZM63 109H64V111H63ZM73 109V110H72ZM95 109H97V110H95ZM101 109H102V111H101ZM108 109V110H107ZM111 110V112H110V110ZM131 109V110H130ZM136 109V110H135ZM184 109V110H183ZM200 109V110H199ZM202 109H204L205 110V112H204V110H202ZM2 110V111H1ZM6 110V111H5ZM8 110H9V112H8ZM17 110V111H16ZM23 110H25L27 113H28V116L26 115L27 113L24 111L23 112ZM30 110V111H29ZM47 110V111H46ZM77 110V111H76ZM104 110V111H103ZM115 110V111H114ZM119 112H118V111ZM129 110H130V112L131 113H129ZM175 110V111H174ZM177 110H179V111H177ZM20 111V112H19ZM35 111H37V112H35ZM71 111H73V113H71ZM98 111H100V112H105V114L103 113V115H104V117L102 116V113L100 114V112H98ZM109 112L108 113V115H107V112ZM123 111H124V114H123ZM215 111V112H214ZM226 111H228L227 113H225ZM230 111H232L231 113H230ZM239 111V112H238ZM6 112V113H5ZM12 112H13V114H12ZM15 112H17L18 113V115L15 113ZM33 114H32V113ZM135 112V113H134ZM140 112H141V114H140ZM174 112H176V113H174ZM203 112L205 113L204 115H203ZM233 112H234V114H233ZM22 113H24L23 115H22ZM26 113V114H25ZM62 113V114H61ZM97 113V114H96ZM112 113V114H111ZM118 113V114H117ZM120 113H122V115H124V116H122V115H120V117L122 116L123 118L124 117H126V115L128 116L129 114H130V116H132V117H126V118H120V117H118V115L120 114ZM219 114V115H217V114ZM224 113V114H223ZM238 113V114H237ZM51 114H52V116H51ZM57 114H59L60 116H61V118L60 119H58V117H57ZM97 116H96V115ZM133 114V115H132ZM241 114V115H240ZM242 114H243V116H242ZM17 115V116H16ZM24 115H25V117H26V119H25V117H24ZM34 115L36 116V118L38 119V120H36V118L34 117ZM71 115V116H70ZM106 115H107V117H106ZM110 115V117H108ZM175 115V116H174ZM222 115V116H221ZM227 115V116H226ZM11 116H13V117H11L12 118V121H16V123H15V126H13V122L12 121H8L9 119L11 120V118L10 117ZM57 118H56V117ZM200 116V117H199ZM218 117V119H217V117ZM221 116V117H220ZM230 116V117H229ZM18 118V120H16L17 118ZM19 117H21L20 119H21V121L19 120ZM24 119H23V118ZM31 117V118H30ZM55 117V118H54ZM71 117V118H70ZM85 117H86V119H85ZM99 117V119H97ZM113 117V118H112ZM117 117V118H116ZM144 117V118H143ZM175 117V118H174ZM203 117V118H202ZM220 117V118H219ZM228 117V118H227ZM232 117V118H231ZM243 117V118H242ZM1 118H3V119H1ZM5 118V119H4ZM7 118V119H6ZM9 118V119H8ZM14 118V119H13ZM27 118H28V120H27ZM32 118H34L36 121V123L34 122V119H32ZM94 118V119H93ZM108 118H110V120H108ZM127 118H128V120H127ZM131 118H132V120H131ZM208 118V122L209 123H207V121H206V119ZM242 118V119H241ZM30 119V120H29ZM41 119V120H40ZM69 119H71V120H69ZM81 119H83V120H81ZM106 119V120H105ZM113 119V120H112ZM134 119V120H133ZM188 119V120H187ZM227 119V120H226ZM239 119V120H238ZM5 120H6V122H7V124H5L6 122H5ZM32 120V122L30 123V121ZM54 120V121H53ZM58 120V121H57ZM91 120V121H90ZM98 120H101L100 122L98 121ZM103 120V121H102ZM117 120V121H116ZM124 120L126 121V122H124ZM140 120V121H139ZM172 120H174L173 122H172ZM195 120H196V123H195ZM5 123H4V122ZM14 121V122H15ZM25 121V122H24ZM39 121H40V123H39ZM43 121V122H42ZM46 121H47V124H46ZM52 121V122H51ZM68 121H70V122H68ZM80 121L82 122H84V123H87V124H84L83 122H82V125H84V126H82L81 124H78V123H80ZM95 121V122H94ZM107 121V122H106ZM110 121V122H109ZM138 121H139V123H138ZM12 122V124H10ZM24 122V123H23ZM34 122V123H33ZM98 122V123H97ZM106 122V123H105ZM128 122H130L129 124H127ZM133 122H134V124H133ZM211 122V123H210ZM20 123H21V125H20ZM26 123H28V124H26ZM33 123V124H32ZM37 123H39V124H37ZM46 125H45V124ZM49 123V124H48ZM62 123V124H61ZM68 123V124H67ZM89 123H91V124H89ZM96 123V124H95ZM105 123V124H104ZM109 123H110V125H112V126H110L109 125ZM118 125H117V124ZM126 123V124H125ZM136 123L138 124V125H136ZM171 123H173L174 125H172ZM202 123H203V125H202ZM23 124V125H22ZM24 124H26L27 126H25L24 128H23V126H24ZM33 125L32 127H31V125ZM36 125V127H37V125L39 126V128L37 127L36 129H34V127H35V125ZM43 124V125H42ZM53 124V125H52ZM58 124V125H57ZM102 124V125H101ZM115 124V125H114ZM123 124V125H122ZM133 124V125H132ZM9 125H12V128L13 127H16V128H18V127H22L21 129L22 130H20V128H18L17 130L15 129V128H10L11 126H9ZM52 125V126H51ZM54 125H56L55 127H53ZM61 125V126H60ZM63 125V126H62ZM70 125H72V127L70 126ZM86 125H88V126H86ZM98 125V127H99V125H100V129L102 128V130L104 131V128L106 129V133H104V132H102L101 130L99 131L98 129H97V126ZM106 127H105V126ZM117 125V126H116ZM120 125H122V126H120ZM126 125V126H125ZM130 125V126H129ZM200 125H201V128H200ZM211 125V126H210ZM215 125V126H214ZM4 126V127H3ZM8 128H10V129H8ZM41 126V127H40ZM43 126V127H42ZM45 126H46V128H45ZM47 126H49V127H47ZM59 128H58V127ZM82 126V127H81ZM94 126V127H93ZM103 126V127H102ZM109 128H108V127ZM139 126V127H138ZM170 126H172V127H170ZM217 126V127H216ZM53 127V128H52ZM66 127V128H65ZM91 129H90V128ZM116 127V128H115ZM123 127V128H122ZM126 127V128H125ZM170 127V128H169ZM234 127V128H233ZM3 128H5V129H3ZM30 128H31V130H30ZM42 128L44 129V130H42ZM65 130H64V129ZM85 128V129H84ZM94 128H96L95 130H94ZM108 128V129H107ZM113 128H115L116 130H117V132H120V134L119 133H117L116 131H114V129ZM117 128H119V129H117ZM131 128V129H130ZM168 128V129H167ZM200 128V129H199ZM8 129V130H7ZM15 129V130H14ZM24 129V130H23ZM28 129V130H27ZM61 129V130H60ZM75 129V130H74ZM88 129V130H87ZM124 129H125V132H127L128 130V132H127V134H124L125 132H123L124 131ZM128 129V130H127ZM163 129H165V130H163ZM233 129V130H232ZM3 130H5V131H3ZM14 130V131H13ZM26 130H27V132H26ZM35 130H38V132H41V133H38V132H36V133H34V131ZM50 130V131H49ZM59 131V132H61L62 134V136L60 135V133L59 132H56V131ZM64 130V132H62ZM68 130V131H67ZM93 130V131H92ZM107 130H109V131H107ZM113 130V132L111 133L110 131H112ZM120 130V131H119ZM194 130V131H193ZM195 130H198V131H195ZM6 131H9V132H6ZM12 131V132H11ZM18 131H20L21 132V134H23V135H21L20 134V132H18ZM23 131H24V133H23ZM31 131V133H29ZM51 131H52V135L53 136H50L51 135ZM83 131V132H82ZM94 131H96V133L94 132ZM97 131H99L98 133H97ZM131 131V132H130ZM156 131V132H155ZM236 131H238V128L236 129ZM248 134L249 135H247L249 138H251V137H254L255 135L254 134H256L255 133V130L254 129H252V128H249L248 130ZM254 132V133H252L254 136H250V135H252L251 134V132ZM5 132V133H4ZM45 133V135H44V133ZM48 132H49V134H48ZM66 132V133H65ZM71 132H72V134H71ZM193 132L195 133V134H193ZM196 132L197 133H199L200 134V137L196 134ZM209 132V133H208ZM223 132V133H222ZM8 133L9 134H11V135H8ZM19 133V134H18ZM28 133L30 134V136H33V138L32 137H30L29 135H28ZM57 133V134H56ZM58 133H59V135L62 137V138H60V136L58 135ZM64 133L66 134L65 136H64ZM94 133H95V135H94ZM109 133V134H108ZM130 135H129V134ZM146 133V134H145ZM166 133V134H165ZM168 133H169V135H168ZM232 133V134H231ZM236 133V132H235ZM4 134V135H3ZM32 134V135H31ZM43 134V135H42ZM70 134V135H69ZM77 134H79V135H77ZM101 134V135H100ZM108 134V135H107ZM112 134H114V135H112ZM118 135L119 134V136H115V135ZM124 134V135H123ZM15 135V136H14ZM38 135V136H37ZM42 135V136H41ZM86 135V136H85ZM100 135V136H99ZM104 137H106L105 139L106 140H110V141H112V142H110V143H112V145L111 144H109V141H106V140H104L103 138V136ZM140 135V136H139ZM196 136V137H194L193 139H192V137H190V136ZM5 136V137H4ZM16 136H17V138H16ZM21 136V137H20ZM23 136H25V138L23 137ZM29 136V137H28ZM57 136H59V137H57ZM87 136H89V137H87ZM114 136V137H113ZM122 138H126L125 140L124 139H122ZM160 136V137H159ZM203 136V137H202ZM1 137H3V138H1ZM39 137V138H38ZM65 137V138H64ZM82 137V138H81ZM101 137H103L102 139L103 140H101ZM118 137V138H117ZM135 137V138H134ZM149 137V138H148ZM156 137V138H155ZM169 137V138H168ZM188 137H189V139H188ZM23 138V139H22ZM54 140H53V139ZM58 138L60 139V140H58ZM64 138V139H63ZM84 138V139H83ZM100 138V139H99ZM114 138H116V139H114ZM163 140H162V139ZM196 138H197V140H200V139H202V140H200L199 142H197V140H196ZM241 138V139H240ZM247 138V137H246ZM17 140L18 142H20V143H18L17 141H15V140ZM31 139V140H30ZM32 139H34V140H32ZM38 139H39V143H38ZM42 141H41V140ZM49 139V142L50 143H48V141H46V140H48ZM51 139V140H50ZM58 141H56V140ZM75 139V140H74ZM78 139V140H77ZM79 139H80V141H79ZM99 139V140H98ZM112 139V140H111ZM113 139L115 140V142L113 141ZM119 139H120V141H119ZM168 139V140H167ZM190 139H192L193 140V143H192V141H190ZM234 139V140H233ZM240 139V140H239ZM243 139H245V140H243ZM248 139V138H247ZM2 140L4 141V144H3V142H2ZM28 140V141H27ZM70 140V141H69ZM94 140H97V141H101V143H99V142H96V141H94ZM135 140L137 141V142H135ZM183 140V141H182ZM235 140H237L236 141V143L234 142ZM10 141V142H9ZM12 141H13V144H12ZM22 141V142H21ZM23 141H26V142H23ZM52 141V142H51ZM56 141V142H55ZM63 142V144L61 143V142ZM104 141V142H103ZM131 141V142H130ZM139 141V142H138ZM157 141V142H156ZM196 142V144H195V142ZM202 141H203V143H202ZM225 141V142H224ZM37 142V143H36ZM46 142V143H45ZM56 144H55V143ZM69 142V143H68ZM74 142V143H73ZM77 142V143H76ZM81 142H82V144H81ZM120 142V147H119V145H118V143ZM123 143V145H121L122 143ZM167 142V143H166ZM188 142L190 143L191 142V147H189L190 145L188 144ZM222 142H224L225 143V145H224V143H222ZM261 144L263 143V141H259ZM7 143V144H6ZM15 143V144H14ZM16 143H17V146H16ZM25 145H24V144ZM61 144L60 145V147H59V145L58 144ZM66 143V144H65ZM86 144V145H84V144ZM93 143H95L96 145H97V143H98V145L100 144V146H101V148L99 147V148H97V150H96V148L94 147V145L95 144H93ZM103 143L105 144H107V145H104V149L102 148V145H103ZM125 143V144H124ZM187 143V144H186ZM197 143H199V144H197ZM216 143V144H215ZM218 143H220L221 145H217ZM232 143V144H231ZM35 144H36V146H35ZM48 144V145H47ZM64 144H65V146H64ZM81 144V145H80ZM89 144V145H88ZM115 144L117 145V146H115ZM129 144V145H128ZM146 144V145H145ZM164 144H167V145H165L166 146V148L164 147ZM201 144V145H200ZM215 144V145H214ZM234 144V145H233ZM3 145V146H2ZM12 145V146H11ZM28 147H27V146ZM68 145V146H67ZM72 145V146H71ZM108 145H109V148H108ZM111 145V146H110ZM114 145V147H112ZM150 145V146H149ZM155 145V146H154ZM224 146V148L225 149H228V151L227 150H221L220 148H222V149H224L223 148V146ZM231 145V146H230ZM236 145V146H235ZM8 146H10L9 148H8ZM15 146V147H14ZM32 146V147H31ZM49 146V147H48ZM67 146V147H66ZM79 146H82L83 148H81L82 150H80V147L78 148ZM93 146V147H92ZM96 146V147H97ZM123 146V147H122ZM125 146V147H124ZM137 146V147H136ZM193 146H194V150H192V153L193 154H191V155H193V156H191L189 153H191V151L190 152H187V149L189 150H191V148L193 149ZM212 146V147H211ZM56 147V148H55ZM61 147H62V149H64V150H66V151H63L62 149H61ZM75 147V148H74ZM90 147V148H89ZM105 147H107V148H105ZM110 147H111V149L113 150H111L110 149ZM144 147V148H143ZM150 147H152V148H150ZM158 147V148H157ZM10 148H11V150H10ZM14 148V149H13ZM24 148H27V151H26V149H24ZM30 148V149H29ZM36 148V149H35ZM53 148H55L54 150H56V149H58V150H56V151H54L53 150ZM84 148H88V149H84ZM116 148H118V151H117V149ZM122 148V149H121ZM160 148V149H159ZM203 148V149H202ZM215 148V149H214ZM42 149V150H41ZM46 149H48V150H46ZM61 149V151H59ZM94 149V150H93ZM100 149H103L104 150V153H106L107 152V150L106 149H109V150H111V151H109L108 150V152H110V154L107 152V154L109 155V156H103V155H105L104 153H103V150H102V152H101V150ZM141 149H142V152H141ZM149 149V150H148ZM197 149V150H196ZM202 149V150H201ZM205 149H206V151H205ZM208 149V150H207ZM235 149V150H236ZM9 150V151H8ZM13 150H14V152H13ZM31 150V151H30ZM44 150V151H43ZM78 150V151H77ZM120 150V151H119ZM145 150V151H144ZM148 150V151H147ZM152 150V151H151ZM158 150H159V152H158ZM200 152H199V151ZM214 150V151H213ZM232 150V151H231ZM6 153H5V152ZM12 151V152H11ZM30 152L29 154H31V156H29V158H28V153L27 152ZM36 151V152H35ZM38 151V152H37ZM39 151H41V152H39ZM52 151H54L53 153H52ZM85 151V152H84ZM95 151V152H94ZM163 151H165V153H164V155H163ZM179 151V152H178ZM197 151V152H196ZM222 151V152H221ZM229 151H231V152H229ZM1 152H2V154H1ZM22 152V153H21ZM33 152H35V153H33ZM60 152V153H59ZM97 152V153H96ZM99 152V153H98ZM113 152H114V155H113ZM134 152V153H133ZM147 152V153H146ZM183 152H185L187 155H190V156H188L187 157V155L186 154H184ZM195 152V153H194ZM205 152V153H204ZM16 153V154H15ZM27 153V154H26ZM37 153V154H36ZM96 153V154H95ZM101 153H102V155H101ZM118 153V154H117ZM131 153H133V155L131 154ZM138 153V154H137ZM141 153H144V154H141ZM149 153V154H148ZM152 154V156H151V154ZM198 153H200V154H198V155H200V157H197L198 155L197 154ZM217 153V154H216ZM9 154V155H8ZM12 154V155H11ZM14 154V155H13ZM42 156H41V155ZM55 154H59L58 155V157L56 158V156L57 155H55ZM101 155V157H99L100 155ZM112 154V155H111ZM116 154V155H115ZM123 154V155H122ZM147 154V155H146ZM161 154V155H160ZM211 154V155H210ZM19 155V156H18ZM24 155V157H22ZM27 155V156H26ZM33 155H36L34 158H33ZM54 155V156H53ZM97 155V157H98V161H100V162H98L96 159H97V157H95V156ZM127 155V157L126 158H129V157H132V158H134V161L135 162H137V163H140V167L139 168H136V169H133V170H131L130 168V166H127V165H129V162L130 161H128V162H126L127 163V165H126V163H124L123 161H124V158L122 159V157H124V156H126ZM137 155V156H136ZM163 155V156H162ZM183 155H185V157L186 158H188V159H186V158H184V156ZM197 155V156H196ZM208 155H210L209 157H207ZM8 158H7V157ZM10 156V157H9ZM16 156V157H15ZM90 156H94L93 157V159H92V157H90ZM120 156H122L121 158H119ZM160 156H161V158H160ZM164 156H165V158H164ZM178 156V157H177ZM182 156V157H181ZM213 156V157H212ZM222 156V155H221ZM13 157V158H12ZM26 157V158H25ZM44 158V160H46L45 162L44 161H42V158ZM54 157L56 158V159H54ZM86 157V160H87V163H86V160H84L83 158H85ZM107 157H109V158H107ZM139 157V158H138ZM140 157H141V161H140ZM146 157V158H145ZM151 157H153V158H151ZM179 157H181V160H180V158ZM1 158H2V161H1ZM12 158V159H11ZM18 158V159H17ZM40 158V159H39ZM60 159V162H59V159ZM88 158H90L89 159V161H88ZM96 158V159H95ZM145 160H144V159ZM164 158V159H163ZM179 158V159H178ZM192 158H193V160H192ZM194 158H196V159H199L198 161L197 160H194ZM212 159V160H210V163H208V159ZM229 158V157H228ZM6 159V160H5ZM14 159V160H13ZM17 159V160H16ZM24 159H26V160H24ZM51 160V162L49 161V160ZM53 159V160H52ZM61 159H62V161H61ZM78 159L81 161H78ZM82 159V160H81ZM92 159V162H90V160ZM103 159H105V160H103ZM152 159V160H151ZM154 159V160H153ZM176 159H178L177 161H176ZM200 159H202V161L200 160ZM215 161H214V160ZM10 160V161H9ZM38 160H40L41 162H39ZM56 160V161H55ZM76 160H77V162H76ZM84 160V161H83ZM93 160H95V161H93ZM102 160V161H101ZM147 160H149V161H151V163L149 162H147ZM165 160V161H164ZM179 160H180V162H179ZM190 160V161H189ZM7 161V162H6ZM9 161V162H8ZM16 161V162H15ZM24 161V162H23ZM35 161V162H34ZM53 161V162H52ZM106 161V162H105ZM154 161V162H153ZM183 161V162H182ZM186 161L188 162V163H186ZM201 161V163H200V165L198 164L199 162ZM214 161V162H213ZM11 162V163H10ZM47 162V163H46ZM55 162H57V165H56V163ZM59 162V163H58ZM82 163V164H80V163ZM83 162H84V164H86L85 166L83 165ZM91 164H90V163ZM95 162L97 163L96 165L97 166H99V167H97L96 165H95V169H94V166H91V165H93V163L95 164ZM157 162H159L160 164H158V166L156 165L157 164ZM169 162V163H168ZM174 163V164H170V163ZM178 162H179V164H178ZM195 162V163H194ZM212 162H213V164H212ZM264 162V161H263ZM19 163V164H18ZM31 163V164H30ZM35 163V164H34ZM38 163H39V165H38ZM42 165H41V164ZM47 164L46 166L48 167H46L45 166V164ZM55 165H54V164ZM74 163V164H73ZM75 163H76V166H78L79 164V168L77 167H75L74 165H75ZM78 163V164H77ZM89 163V164H88ZM100 165H99V164ZM110 163V164H109ZM142 163H143V165H144V163H145V166L144 167H147V168H144L143 167V165H142ZM146 163H148L149 165H147ZM153 163V164H152ZM164 163V164H163ZM180 163H181V165H180ZM206 163H208V164H206ZM8 164V165H7ZM10 164H12L13 165V167H11L10 166ZM24 164H26V165H24ZM51 164H53V166L51 165ZM60 164V165H59ZM73 164V165H72ZM103 164V165H102ZM113 164V165H112ZM119 164V165H118ZM125 164V165H124ZM193 164H195L194 165V167H193ZM3 167H2V166ZM30 165H32V166H30ZM35 165L37 166L38 165V169H37V167H35ZM66 165H72V166H68V168H67V166ZM107 165V166H106ZM153 165V166H152ZM165 165V166H164ZM175 165H177V166H175ZM178 165H179V167H178ZM236 165H238V163H236V164H234V166H236ZM15 166H17V168L15 167ZM26 166V167H25ZM34 166V167H33ZM41 166V167H40ZM55 166V167H54ZM59 166H60V168H59ZM102 166H104V167H102ZM125 166H126V169H125ZM148 166H152V168L150 167H148ZM160 166V167H159ZM171 166V168L173 169V168H175L174 170H172V169H170L169 167ZM181 166V167H180ZM198 166V167H197ZM200 166H202V168H200ZM208 166V167H207ZM1 167L3 168V169H1ZM5 167V168H4ZM45 167H46V171H44L45 170ZM53 169H52V168ZM59 168V170H58V168ZM64 167V168H63ZM66 167V168H65ZM73 167V168H72ZM109 167H115V171L113 172L112 170L113 169H110ZM123 167V168H122ZM155 167V168H154ZM158 167H159V169H161V170H163L164 172L163 173H161V170H159L158 169ZM163 167V168H162ZM176 167H178V168H176ZM184 167H186V168H184ZM11 168H13L14 170H15V173H14V170H12L13 171V173L11 172ZM22 168H23V170H22ZM26 168H27V170H26ZM31 168L34 170V172H33V170L31 171ZM35 168H36V170H35ZM51 168V169H50ZM55 168V169H54ZM57 168V169H56ZM61 168H62V171H61ZM70 168V169H69ZM92 168H93V170H92ZM97 168V169H96ZM100 168H102V170H103V172L104 171H106L107 169L109 170V173H111V175H113V176H111L110 177V179L111 178H114V179H116V184H111V186H109L110 188H108V186H106L105 188L103 187V188H97L98 187V182L96 183V181H97V178H96V174H97V176L99 175L98 174V172L97 171H99L100 170ZM104 168V169H103ZM105 168H106V170H105ZM191 168H193L192 170H191ZM258 169V171H257V169ZM19 170V172L17 173V171ZM42 169H44V170H42ZM78 169V170H77ZM141 171H143V172H141ZM146 169H147V171H146ZM151 169V170H150ZM155 169L157 170V171H155ZM179 169V170H178ZM202 171H201V170ZM238 171H237V170ZM261 169V170H260ZM3 170V171H2ZM28 170L29 171H31L32 173H33V175H32V173H31V175H30V172H28ZM42 170V171H41ZM76 170V171H75ZM95 170V171H94ZM119 170H121L123 173H124V175H126L129 179H127L126 178V182L128 181V183L127 184H129V186L128 187H124V186H117V184H121L120 183V180L121 179H123V177H124V175H122L123 173L122 172H120ZM130 170V171H129ZM137 170V171H136ZM146 172H148V173H146ZM149 170V171H148ZM159 170V171H158ZM176 170V171H175ZM187 170L189 171L188 172V174H187ZM194 170V171H193ZM196 170H197V173H196ZM207 170V171H206ZM7 171V172H6ZM10 171V172H9ZM36 171V172H35ZM44 171V172H43ZM58 171V172H57ZM60 171V172H59ZM64 171H65V173H64ZM78 171H79V173H78ZM80 171L82 172V173H80ZM85 171H86V174H85ZM129 171V172H128ZM132 171H134V172H132ZM171 171V172H170ZM179 172L178 174L176 173V172ZM185 171V172H184ZM192 171V172H191ZM201 171V172H200ZM42 172V173H41ZM50 172V173H49ZM52 172H54V173H56V174H54L53 176V178H49V177H51L52 176ZM69 172V173H68ZM77 172V175H76V177H75V180H77V181H75L74 179L72 180V174H73V178H74V175H75V173ZM125 172H127V173H125ZM150 172H152V174H151V176L149 175L150 174ZM175 172V174L176 175H174L173 173ZM184 174H183V173ZM220 172V173H219ZM260 172H263L261 175L259 174ZM3 173V174H2ZM10 173V175H8ZM46 173V174H45ZM92 173V174H91ZM94 173H96V174H94ZM128 173H129V176H128ZM133 173V174H132ZM134 173H136V175L134 174ZM137 173H139V174H137ZM183 174V175H181V174ZM190 173H192L193 175V178L190 176ZM194 173H195V175H194ZM201 173H202V175H201ZM207 173H209L210 175H208ZM250 173V174H249ZM5 174L6 175H8V176H6L5 177ZM36 176H35V175ZM40 174H41V178L39 177L40 176ZM84 174V175H83ZM144 174V175H143ZM148 174V175H147ZM159 174V175H158ZM161 174V175H160ZM163 174V175H162ZM200 175L199 177H197V175ZM244 174V175H243ZM21 175V176H20ZM23 175V176H22ZM42 175H44L45 177H43ZM49 175V176H48ZM51 175V176H50ZM81 177H80V176ZM84 177H83V176ZM95 175V176H94ZM130 175H132V177L130 176ZM188 175V176H187ZM206 175H208L207 177H204V176H206ZM248 175V176H247ZM253 177H252V176ZM11 176V177H10ZM21 177L20 178V180H21V182H22V184H21V182H20V180L18 181V179L19 178H17V177ZM29 176H33L32 178H34V176H35V178H34V180H36V181H34L31 177H29ZM40 178V179H38V177ZM47 176H48V178H47ZM56 176V177H55ZM77 176L79 177V178H77ZM117 176V177H116ZM123 176V177H122ZM137 177L139 180H140V182L142 181V182H145V183H139V180H138V182H137V184H138V188H137V186L134 188V187H132L131 186V183H132V179L134 178V177ZM145 176V177H144ZM148 176V177H147ZM152 176L155 178H152ZM162 176H164V177H162ZM176 176V177H175ZM185 177V176H187L186 177V179L185 178H182V177ZM256 176H257V178H258V180H260L259 181V183H260V186H261V188H260V186L258 185L259 183L257 182L256 183V181H257V178H256ZM3 177V178H2ZM16 178L15 179V181H14V178ZM28 177H29V179H28ZM64 177H65V179H64ZM85 177H87V178H85ZM180 177V178H179ZM204 177L205 178V180H206V178L208 179V180H202V178ZM209 177V178H208ZM218 179H217V178ZM243 177H245L246 179H244ZM8 178V180H10V181H7L6 179ZM13 178V179H12ZM37 178V179H36ZM58 178V179H57ZM69 178H70V180H72V181H70L69 180ZM93 178H96V179H93ZM161 178H163V179H161ZM177 179V181H176V179ZM179 178V179H178ZM203 178V179H204ZM252 178H254L253 180H252ZM260 178V179H259ZM263 178V179H262ZM43 179V180H42ZM47 179H50L49 181L47 180ZM54 179V180H53ZM61 179V180H60ZM80 180V182H78L79 180ZM153 179V180H152ZM158 179V180H157ZM161 179V180H160ZM182 179H184V182H183V180ZM189 179V180H188ZM222 179V180H221ZM250 179V180H249ZM6 180V181H5ZM12 180H13V183H15L16 181L18 182V184H17V182L15 183V185L12 183ZM34 181L35 183L36 182H38V184L36 183V184H34V183H32V182H30V181ZM39 180H41V181H43V182H39ZM59 180H60V182H59ZM63 180H65V181H63ZM87 180V181H86ZM92 182H91V181ZM148 180V181H147ZM166 180H167V182H166ZM187 180V181H186ZM198 180V181H197ZM252 180V181H251ZM254 180H255V182H254ZM8 182V183H4V185H3V182ZM46 181H48L47 183H46ZM52 181V182H51ZM160 182V184H159V182ZM182 181V182H181ZM203 181V182H202ZM221 181V182H220ZM10 182V183H9ZM28 182L30 183V184H28ZM44 182L47 184H45L44 185ZM60 184H59V183ZM68 182V183H67ZM70 182V183H69ZM85 183L86 185H84L83 183ZM146 182H148V183H146ZM197 182V183H196ZM200 182V183H199ZM240 182V183H239ZM251 182H254L253 184H251ZM262 182V183H261ZM52 183V184H51ZM57 183V184H56ZM75 183V184H74ZM94 183H96L95 185H94ZM159 184V186H158V184ZM200 185H199V184ZM12 186H11V185ZM33 184H34V186H33ZM41 184V185H40ZM49 184L50 185H52V186H50L49 187ZM63 184V185H62ZM71 184H73V185H71ZM78 184V185H77ZM89 186H88V185ZM92 184V185H91ZM134 183H132V185H133ZM139 184H140V186H139ZM153 186H152V185ZM172 184V185H171ZM184 185L185 184V186H180V185ZM189 184H191L190 186H192V187H190L191 189H189L188 187H189ZM196 184H198V186L196 185ZM218 184V185H217ZM254 184H256V185H254ZM262 184V185H261ZM5 185H6V187H5ZM19 185V186H18ZM31 185H32V188H34L35 189V187H36V190H33L32 188H31ZM38 185H40V186H43V187H38ZM53 185H57L58 187H56V186H53ZM59 185L62 187V188H60L59 187ZM71 185V186H70ZM145 185H148V188H146V186ZM154 185H157V186H155L154 187ZM177 185V186H176ZM178 185H179V187H181V189L178 187ZM188 185V186H187ZM249 185V186H248ZM254 185V186H253ZM16 186H18V187H16ZM28 186V187H27ZM29 186H30V190H29ZM66 186V187H65ZM92 186H94L93 187V189L91 188ZM141 186H142V188H141ZM152 186V187H151ZM170 186V187H169ZM187 186V187H186ZM195 186H197V187H195ZM205 187V189H204V187ZM242 186V187H241ZM252 186L255 188V190H253L254 188H252ZM256 186V187H255ZM7 189V190H5V188ZM10 187H13V188H15L14 189V191L12 192V190H13V188H12V190H11V188ZM56 187V188H55ZM75 187H77V188H75ZM88 187V188H87ZM111 187H112V190H115V191H113V193L111 192L112 190H110L111 189ZM113 187H114V189H113ZM116 187V188H115ZM118 187V188H117ZM124 187V188H123ZM183 187H186V189L185 188H183ZM211 187V189L213 190L214 188V192H215V194L213 195L212 194V192L211 193H209V191H212L211 189L209 190V188ZM220 189V188H222L221 190H219L218 188ZM247 187V188H246ZM251 187V188H250ZM27 188H28V190H27ZM38 188H40V189H38ZM45 188V189H44ZM46 188H49V189H46ZM53 188H55V191H53ZM69 188V189H68ZM74 188V189H73ZM89 188H90V190H89ZM107 188V189H106ZM130 188V189H129ZM146 190H145V189ZM150 188V189H149ZM152 188V189H151ZM159 190H158V189ZM162 188H163V191H162ZM177 188H179L178 190H176ZM200 188H202V189H200ZM239 188V189H238ZM249 188V189H248ZM256 188H257V190H256ZM10 189V190H9ZM22 189V190H21ZM24 189H25V191H24ZM40 190L39 192H38V190ZM51 189V191H49ZM63 189H66V190H68V191H70L69 193L70 194H67V191H65V190H63ZM79 189V191H77ZM86 189H88V190H86ZM96 190V192H95V190ZM126 189H129V191H127ZM140 189H141V191H140ZM166 189V190H165ZM188 189V190H187ZM194 189V190H193ZM200 191V190H203V191H200L201 193H203L202 195H201V193L198 191V190ZM236 189V190H235ZM250 189H251V191H250ZM8 190H9V192H10V196L9 195H7V194H9V193H5V192H8ZM18 190H19V192H18ZM21 190V191H20ZM60 190H62V191H60ZM74 190L77 192V193H82L83 195H81V196H84V199H82L83 197H81L79 194L77 195L76 194V192H74ZM98 190V191H97ZM107 190V191H106ZM118 190H119V192H118ZM122 190H124L125 191V193L127 194V193H130L129 195L127 194H125L124 195V192L122 191ZM135 190V191H134ZM139 190V191H138ZM142 190L144 191V193H142ZM148 190V191H147ZM151 190H152V192L154 191H156L155 193L153 192H151ZM184 193H186L187 192V194H189L188 196H187V194H185L184 196H183V192ZM194 191L193 193H192V191ZM208 192H207V191ZM244 190V191H243ZM246 190H248V191H246ZM27 191H28V193H27ZM44 191V192H43ZM64 191H65V193H64ZM82 191V192H81ZM90 191V192H89ZM94 191V192H93ZM110 191V192H109ZM122 191V192H121ZM132 191H134L135 192V194H134V192H132ZM165 191V192H164ZM178 191V192H177ZM182 193H181V192ZM191 191V192H190ZM18 194H17V193ZM21 192H24V195H26L25 197H24V195L22 196L21 194ZM35 192V193H34ZM37 192V193H36ZM52 193V195H51V193ZM54 192V193H53ZM60 192V193H59ZM72 192V193H71ZM100 192V193H99ZM109 193V194H107V193ZM115 192V193H114ZM133 193V195H131L132 193ZM138 192V194H136ZM139 192L141 193L140 195H139ZM147 192V193H146ZM169 192V193H168ZM174 192V193H173ZM180 192V193H179ZM197 193V196H196V193ZM216 192H219L220 194H218V193H216ZM224 192V193H223ZM246 192V193H245ZM258 192V193H257ZM14 194V195H12V194ZM32 193H34V194H32ZM49 193H50V195H49ZM55 193H58L57 195L55 194ZM90 193V194H89ZM94 193H96V194H94ZM104 193V194H103ZM106 193V194H105ZM119 193H120V196L118 197V195H119ZM122 193V194H121ZM168 195H166V194ZM177 193H179V194H177ZM193 194V196H192V194ZM204 193H206V194H204ZM242 193V194H241ZM245 193V197H244V194ZM250 193H253V195L251 194V195H249ZM254 193L255 194H257V195H254ZM259 193H260V195H259ZM261 193H263V195L261 194ZM2 194H6V196L4 197V195L2 196ZM17 194V195H16ZM31 194V195H30ZM37 194H39V196L42 198H39V196L37 197ZM48 194V195H47ZM57 196H55V195ZM60 194V195H59ZM63 194V195H62ZM64 194L65 195H67V196H65L64 197ZM73 194V195H72ZM76 194V195H75ZM99 194H101V195H99ZM113 194H115L114 196H112ZM117 194V195H116ZM146 194L147 195H149V196H146ZM182 194V195H181ZM200 194V195H199ZM209 194H210V196H209ZM221 194H223V195H225V194H227L226 196H225V198L223 199L222 198V196L223 195H221ZM241 194V195H240ZM248 194V195H247ZM29 195V196H28ZM43 195H44V197H43ZM70 195V196H69ZM72 195V196H71ZM89 197H88V196ZM90 195H91V198H90ZM98 195V196H97ZM110 195V196H109ZM122 195H124V196H122ZM131 195V196H130ZM136 195H139V196H136ZM142 195H144V196H142ZM164 195H165V198L167 199H165L164 198ZM174 195H176L175 197L178 199V200H180L179 202L181 203V208H179L180 207V203H177V201H176V198H174ZM178 195V196H177ZM182 196L183 198H181V197H179V196ZM198 195H199V198H198ZM212 195V196H211ZM12 196H13V198H12ZM15 196V197H14ZM20 196H21V199H20ZM30 196H31V198H30ZM32 196L33 197H35V198H37V199H35V198H32ZM60 196V197H59ZM69 196V197H68ZM76 196H78V198L76 197ZM93 196H96L95 198L93 197ZM104 196V197H103ZM110 198H109V197ZM128 196V197H127ZM152 196V197H151ZM167 196V197H166ZM169 196H170V198H169ZM203 196H205V197H203ZM249 196V197H248ZM259 196V197H258ZM3 197V198H2ZM11 197V199H9V198ZM18 199H17V198ZM22 197H24L23 199H22ZM29 197V198H28ZM55 197L57 198L56 199V201H54L55 200ZM62 197H64V198H62ZM68 197V198H67ZM71 197H73V198H71ZM75 197V198H74ZM115 197V198H114ZM121 197H124V199H122ZM125 197H127V198H132L133 200H131V201H133L132 203H130L129 204V202H131L130 201V199H127L126 200V198ZM136 197V198H135ZM142 197V198H141ZM147 197V198H146ZM159 197V198H158ZM190 197H192V199H190ZM211 197V198H210ZM213 197H214V199H216V201L213 199ZM239 197V198H238ZM252 197V198H251ZM257 197V198H256ZM48 198H50V199H48ZM54 198V199H53ZM61 198V199H60ZM67 198V200L68 201H70V203H67V200L65 201V199ZM76 198H77V200H76ZM81 198V199H80ZM87 198V199H86ZM89 198V199H88ZM101 198V199H100ZM105 198H106V200H105ZM109 198V199H108ZM116 198H118L117 200H116ZM120 198V199H119ZM135 198V199H134ZM137 198H140L141 200H142V204H139L140 202H138L137 204H139L138 206H137V204H136V202L135 201H141V200H138ZM146 198V199H145ZM149 198V199H148ZM175 200H174V199ZM180 198V199H179ZM187 198V200H185L184 202L182 201V200H184V199H186ZM218 198H221V199H218ZM233 200H232V199ZM243 198H245L246 200L244 201V199ZM256 198V199H255ZM259 198V199H258ZM8 199V200H7ZM12 199H13V201H12ZM18 201H17V200ZM28 199V200H27ZM31 199H33L32 201H31ZM52 199V200H51ZM73 199H75L74 201H73ZM79 199V200H78ZM121 199H122V201H121ZM144 199H145V201H144ZM148 199V200H147ZM165 199V200H164ZM229 199H230V201H229ZM237 199V200H236ZM253 199H255V200H253ZM11 200V201H10ZM17 202H16V201ZM19 200H23V201H20L19 202ZM25 200H26V202H25ZM48 200H50V201H48ZM89 200V201H88ZM101 200H102V202H101ZM119 200V201H118ZM161 200V201H160ZM199 200V201H198ZM217 200H218V202H217ZM223 200V201H222ZM8 202V204H9V206H8V204L7 203H5V202ZM14 201L17 203H14ZM29 201L31 202V203H29ZM35 201V202H34ZM38 201H40V203L38 202ZM53 201V202H52ZM61 201H63V202H61ZM72 201V202H71ZM79 202V203H75V206H73L72 208H70L73 204H74V202ZM83 201H85V202H82ZM175 201V203H173ZM190 201L192 202V203H190ZM204 201V202H203ZM217 206V208H216V206L212 203V202ZM220 201H222V202H220ZM229 201V202H228ZM232 201V202H231ZM234 201H235V203H234ZM37 202H38V204H37ZM41 202H43V204L44 205H42L41 204ZM50 202H52L53 204H55V202H56V205H54L53 206V204H49ZM65 202H66V204H65ZM80 202H81V204L83 205H81L80 204ZM90 202V203H89ZM95 202L97 203V202H99V204L97 203V209H99V210H97L96 209V207H95ZM119 202L122 204V205H124V206H122V205H119ZM124 202H127V203H124ZM135 202V203H134ZM163 202V203H162ZM169 202H170V204H169ZM172 202V203H171ZM182 202H183V204H182ZM187 202V203H186ZM216 202H217V204H216ZM253 202H256V203H253ZM3 203H5V205L3 204ZM11 203H13V204H16L15 206L13 205V204H11ZM21 204V206H22V208H23V205H25V208H24V210L21 208V206L19 205V204ZM23 203V204H22ZM31 204V205H33L34 206V208L31 206V205H27V204ZM34 203H36V204H34ZM61 203V204H60ZM102 203V204H101ZM109 203V204H108ZM111 203V204H110ZM133 203H134V205H133ZM143 203H144V208H141V205H142V207H143ZM232 203V204H231ZM252 203V204H251ZM258 203V204H257ZM2 204V205H1ZM45 204H49L48 206H46ZM63 204V205H62ZM71 206H70V205ZM78 204H80V205H78ZM91 204V205H90ZM104 204V205H103ZM105 204H108V206H107V209H108V207H109V205H110V208L111 209H105L106 208V206H105ZM126 204L128 205V206H126ZM132 204V205H131ZM171 204H174L175 206H173V208H172V206H171ZM235 204V205H234ZM242 204V205H241ZM257 204V205H256ZM11 205V206H10ZM59 205V206H58ZM60 205H62V208H61V206ZM68 205V206H67ZM101 205L104 207V208H102L101 207ZM130 205V206H129ZM136 205V206H135ZM191 205V206H190ZM193 205V206H192ZM203 205H206L205 207L203 206ZM227 205V206H226ZM253 205H256V206H254L253 207ZM8 208H7V207ZM13 206H14V208H13ZM26 206H27V209H26ZM37 206V207H36ZM44 206V207H43ZM58 206V207H57ZM66 206V207H65ZM70 206V207H69ZM88 206V207H87ZM89 206H94V207H90L91 208V210L89 209ZM114 206H116L115 208H113ZM121 206H122V208H121ZM169 206V207H168ZM171 206V207H170ZM196 208H195V207ZM204 207L203 209L205 210V208H207V206L209 207V209L207 208L204 212H205V214H211V216L208 214V216L207 215H204V218H203V215H201V214H203V210L202 209H200L199 211L201 212H199L198 211V207ZM210 206H212V207H210ZM215 206V207H214ZM4 207H6V208H4ZM11 207H12V209H11ZM30 207H32L31 209H30ZM43 207V208H42ZM54 207H55V209H56V207H57V210H58V212H59V210L61 211V213H60V215L58 214V213H56V211L57 210H55L54 209ZM66 209H65V208ZM102 209H101V208ZM137 207V208H136ZM140 207V208H139ZM159 207V208H158ZM195 209H194V208ZM231 207V208H230ZM239 207V208H238ZM251 207H252V209H251ZM20 208L22 209L21 211H20ZM45 208H47V210H48V212H46L47 210L45 209ZM50 208H52V209H50ZM71 210H70V209ZM77 208V211H75V209ZM97 211V213H95L96 211L94 210V209ZM113 208V209H112ZM118 208V210H124L125 209V211H121L122 213H120V211H118V210H116ZM158 208V209H157ZM165 208V209H164ZM179 208V209H178ZM190 208V209H189ZM214 210H213V209ZM234 208V209H233ZM260 208V209H259ZM8 209V210H7ZM16 210L17 209V213L14 211V210ZM37 209H39V212H38V210ZM40 209H42L41 211H40ZM80 209L82 210L81 212H80ZM92 209H93V211H92ZM105 209V210H104ZM127 209V210H126ZM130 209V210H129ZM136 209H137V211H136ZM155 209H157V212H155L156 210ZM188 210V212H187V215L185 214V212ZM192 209H193V211H192ZM11 210V211H10ZM26 210V211H25ZM29 212H28V211ZM68 210V216H70L71 214L72 215H75V214H77V215H75V216H70V222H69V220H67V219H69L68 218V216H67V218H66V215L64 214L65 213V211H67ZM70 210V211H69ZM79 210V211H78ZM86 210H89L88 212L86 211ZM101 210V211H100ZM141 210H142V214L144 215V218L143 219H145L146 220V222L145 223H147V218H146V216L145 215H147L148 216V219L149 220H151V221H149L148 220V223L147 224H145L144 223V221L145 220H143L142 219V214H141ZM162 210H164V212H162ZM234 210H238V212L237 211H234ZM256 210V211H255ZM261 210V211H260ZM2 211V212H1ZM14 211V212H13ZM20 211V212H19ZM34 211H35V213H34ZM53 211V212H52ZM73 211H75L74 213H73ZM84 211V212H83ZM110 211H112V212H110ZM116 211V212H115ZM130 211H132V212H130ZM134 211V212H133ZM138 213V214H136V212ZM171 211H173L172 213H171ZM183 211H185V212H183ZM240 211V212H239ZM13 212V213H12ZM38 212V213H37ZM78 212H80L82 215H80V213H78ZM85 212H86V215L87 214H89L90 212V215L89 216H91V220L90 219H88V215L86 216V218L84 219V216H85ZM101 212H104V214L103 213H101ZM116 214H115V213ZM130 212V213H129ZM145 212V213H144ZM162 212V213H161ZM206 212H208V213H206ZM233 212L235 213L236 212V216L237 215H239L238 216V219H236V216L235 215H233ZM241 212H243V213H241ZM246 212V214H244ZM257 212H259V213H257ZM11 213V214H10ZM25 213V214H24ZM27 213H29V214H31V216H29V214L27 215ZM37 213V214H36ZM42 213V214H41ZM46 213H48L47 215H45ZM55 213V214H54ZM70 213V214H69ZM83 213H84V216H83ZM101 213V214H100ZM110 213H111V215H110ZM117 213H119L120 215H117ZM124 213V214H123ZM125 213H127V214H125ZM133 213V214H132ZM149 213V214H148ZM175 213V214H174ZM177 213H179V215H177ZM239 213V214H238ZM2 214V215H1ZM5 214V216H4V218H3V215ZM10 214V215H9ZM43 214H44V219H42L43 218ZM79 214V215H78ZM98 214H99V216H98ZM107 214V215H106ZM125 215L124 216V218L122 219L121 218V216H123V215ZM153 214V215H152ZM169 214V215H168ZM170 214H172V215H170ZM223 214V215H222ZM229 214L231 215V216H233V218H231V221L230 220H228V219H230V216H229ZM240 214H242V215H240ZM257 216V214H259V216H257V218H256V216ZM36 215H38V218H37V216ZM42 215V216H41ZM52 216V218L50 219V216ZM63 215V216H62ZM95 215V216H94ZM116 215V216H115ZM130 215V216H129ZM134 215H136L137 216V218H139V216H141V218H139L138 219V221H137V218H136V216H134ZM156 215V216H155ZM165 215V218H163V220H162V216H164ZM192 215V216H191ZM248 215H249V221H247L248 220ZM252 215H254L255 216V218H254V216H252ZM262 215L264 216V212L262 213ZM1 216H2V218L3 219H1ZM18 216H19V218H18ZM46 216H47V219H45L46 218ZM56 216H58V218H56ZM80 216H81V218H82V216H83V219H84V221L83 222H81L82 224H80ZM176 216H177V218H176ZM213 216H215V218H213ZM234 216H235V218H234ZM245 216H246V218H247V220H246V218H245ZM21 218V219H20ZM28 218H30L31 220H29ZM35 218V219H34ZM40 218H41V220H40ZM49 218V219H48ZM78 219L79 221H77L76 219ZM114 220H112V219ZM117 218V219H116ZM131 218H133V219H131ZM182 218H184V219H182ZM201 218V219H200ZM208 218L210 219V222L209 221H207L208 220ZM212 218V219H211ZM216 218H217V220H216ZM228 218V219H227ZM242 218H244V221H242ZM259 218H261V219H259ZM6 219V220H5ZM15 219H16V221H15ZM71 219H73V220H76V221H74V223H73V221L71 222ZM82 219V220H83ZM87 219V220H86ZM95 219V220H94ZM108 219H111V220H109L110 221V223L112 222L113 223V225H112V227H111V225L109 226V221H108ZM116 219V220H115ZM126 219H128L127 221H126ZM129 219L130 220H132V221H129ZM141 219H142V221H143V225L145 224V226L147 227H145V226H143V228L145 229V230H143V228H142V226H140V225H142L141 223ZM153 219V220H152ZM171 219V220H170ZM177 219H179V220H177ZM204 219V220H203ZM3 220V221H2ZM21 220V221H20ZM23 220V221H22ZM35 220H38V221H35ZM47 220V221H46ZM52 220V221H51ZM57 220V221H56ZM59 220V221H58ZM86 220V221H85ZM124 220V221H123ZM156 220H159L160 222L162 221V223H166V225L164 224V226H167V227H164V226H162L161 227V225H162V223H160L159 221L157 222ZM173 220H175V221H173ZM203 220V221H202ZM214 220V221H213ZM217 222H216V221ZM225 220H228V223H229V225H228V223H227V221H225ZM234 220V221H233ZM258 220H259V222H258ZM261 220V221H260ZM14 221H15V223H14ZM18 221V222H17ZM33 221H34V223H33ZM41 221H43V222H41ZM53 221L55 222V223H53ZM95 221H96V223H95ZM116 221H118V223L120 224H118ZM133 221H136L135 223L133 222ZM154 221H155V223L157 222L158 223V225H157V223L156 224H153V225H151V223H154ZM171 221H173V222H175L174 224H171L170 226H169V224H167V223H169V222H171ZM177 221V222H176ZM191 221H193V223L191 222ZM212 221V222H211ZM220 222V224H219V222ZM235 221H237V223L235 222ZM239 221H242V224H243V222L246 224V225H250L249 227H251V223H252V226L255 228H253V230H252V228H250L249 229V227H247L246 226V228L244 227L245 226V224H243V225H241V222H239ZM263 221V222H262ZM14 224H12V223ZM41 222V224H39ZM49 224H48V223ZM134 223V225L136 226V227H134V229L136 228V233L139 235V231H140V233H141V235L138 237L137 236V234L134 232V229L132 230L131 228H132V224ZM139 222V223H138ZM151 222V223H150ZM173 222H171V223H173ZM180 222H184V223H180ZM218 223V224H216V223ZM223 222V223H222ZM254 222H258L257 224L255 223L254 224ZM18 223V224H17ZM31 223V224H30ZM37 223H38V225H39V227H38V225H37ZM44 223V224H43ZM52 223V224H51ZM106 223H108V224H106ZM116 223H117V225H116ZM126 223V224H125ZM136 223H138V224H136ZM159 223H160V225H159ZM187 223V224H186ZM188 223H189V225H188ZM194 224L193 225V228H191V225L192 224ZM201 224V225H199V224ZM224 223H225V226H223L224 225ZM231 223H233V224H231ZM236 223V224H235ZM248 223H250V224H248ZM259 223H260V225H259ZM24 225V227H21L20 225ZM26 224H28V225H26ZM32 224H33V226H32ZM51 224V225H50ZM103 224H105V225H103ZM116 225V227H115V230L113 229L114 228V226ZM129 224V225H128ZM184 224H186V225H184ZM209 224L211 225V227H208L209 226ZM216 224V225H215ZM263 224V225H262ZM10 225V226H9ZM17 225H18V227H19V229H18V227H17ZM30 225H31V227H30ZM43 225V226H42ZM44 225H46V226H48V227H46V226H44ZM55 226V228H53L54 226ZM79 225V226H78ZM105 226V228H107V229H105V228H103V226ZM109 227H108V226ZM128 225V226H127ZM131 225V226H130ZM175 225V226H174ZM183 225V226H182ZM220 227H219V226ZM231 225V226H230ZM259 225V227L257 228V226ZM5 226H7V227H5V229H4V227ZM35 226V227H34ZM42 226V227H41ZM121 226V227H120ZM128 227V228H124V227ZM139 226V227H138ZM154 227V229H152L153 227ZM174 226V227H173ZM176 226L177 227H181L180 228V230L178 229V228H176ZM199 226V227H198ZM205 226L208 228V230H205V229H207V228H205ZM3 227V228H2ZM11 227V228H10ZM14 227V228H13ZM21 227V228H20ZM149 227H150V230H152V231H154L155 233H153L152 231H146V230H148L149 229ZM172 227V228H171ZM186 227H188L189 228V230H190V228H191V230L189 231V234L188 233H186L187 231H186ZM198 227V228H197ZM214 227H216V229L214 228ZM235 227H238V229L236 230V228ZM242 227L244 228L243 230L245 231H242ZM14 229V230H9V229ZM25 228V229H24ZM39 231H37L36 229ZM48 228H49V230H48ZM50 228H51V230H52V232L50 231ZM53 228V229H52ZM111 228H112V230H111ZM124 228V229H123ZM129 228H130V230H132L133 231V233H132V231H130L129 230ZM141 228V229H140ZM169 228V229H168ZM176 228V229H175ZM232 228H233V230H232ZM17 229L20 231L21 229H24L23 231H21V232H18L17 231ZM103 229V230H102ZM108 229H109V231L111 232L112 231V233L115 231H117V233H111L110 234V232H109V234H108ZM117 229V230H116ZM140 229V230H139ZM157 229V230H156ZM164 229V230H163ZM185 229V231H182V233H181V230H184ZM194 229L197 231H194ZM199 231H198V230ZM211 229V230H210ZM212 229L214 230V231H212ZM227 229V230H226ZM258 229V230H257ZM16 230V231H15ZM25 230H27V232L25 231ZM34 230H35V232L36 233H34ZM40 230H41V232H40ZM54 230H56V231H54ZM114 230V231H113ZM124 230H126V231H124ZM159 230H160V232H159ZM162 230V231H161ZM172 230V231H171ZM173 230H174V232H173ZM176 230V231H175ZM179 230V231H178ZM188 230V229H187ZM210 230V231H209ZM247 230V231H246ZM248 230H251L250 232H251V234H250V236H249V233H248ZM260 230H262V231H260ZM13 231H14V233H13ZM30 231V232H29ZM43 231H45V233H43V234H41ZM53 231H54V233H56V234H51V235H53V236H51V235H49L50 234V232L51 233H53ZM79 231L80 232H82V233H79ZM121 233H120V232ZM145 231V232H144ZM171 231V232H170ZM206 231H208V233L206 232ZM220 231H221V235H219L220 234ZM232 231H235V233H237V231H242L243 233H242V235H244V236H242L241 235V232L239 233H237L236 235H234L233 233H232ZM253 231H255V232H253ZM256 231L258 232V233H256ZM38 232V233H37ZM48 233V235H47V233ZM143 232V233H142ZM156 232H158V234H156ZM166 232V233H165ZM168 232V233H167ZM184 232V233H183ZM190 232H192L193 233V236H192V233L190 234ZM196 232V233H195ZM9 233H10V235H9ZM20 233H21V235H20ZM28 233V234H27ZM57 233H59V235H61L60 237H61V239H62V242L60 241L61 239H60V237H59V235H57ZM123 233V235H124V238H123V235H122V237H121V235L120 234H122ZM163 233V234H162ZM177 233H179L178 235H177ZM204 233V234H203ZM253 233V234H252ZM256 233V235H254ZM6 234H7V236H6ZM16 234H19V235H16ZM27 234V235H26ZM39 235L38 237L36 236V235ZM45 234H46V236H51L52 238H54V239H50V238H48V240H50V242L49 241H47V243H46V239H47V237L45 236ZM82 234L84 235V237H81L82 236ZM117 234H119V235H117ZM149 234H151L152 236H153V241L150 239L152 236L150 235L149 236ZM175 234V235H174ZM180 234H182L183 235V237H182V235H180ZM186 234V236L188 237V238H190L191 236V238L190 239H186L185 238V235ZM207 235V237H205L206 235ZM216 234V235H215ZM229 234H232V236L231 235H229ZM238 234H240L239 235V238H238ZM261 235V236H259V235ZM14 235H16V236H14ZM23 235V236H22ZM42 235V236H41ZM43 235L45 236V238L43 237ZM98 235V236H97ZM105 235H107L108 237L110 236V237H113L114 238V236H117V238H115V239H113V238H110L109 237V239H111V240H109L108 239V237L106 238V236ZM126 235V236H125ZM136 235V236H135ZM170 235V237H168ZM177 235V236H176ZM189 235V236H188ZM191 235V236H190ZM196 236V238H195V236ZM262 237L261 239L258 237ZM4 236V237H3ZM10 236V237H9ZM12 236V237H11ZM13 236H14V239H13ZM20 236V237H19ZM34 236H35V239H34ZM41 236V237H40ZM96 236V237H95ZM129 236V237H128ZM167 236V237H166ZM173 236V237H172ZM181 236V237H180ZM204 236V237H203ZM208 236H210L209 237V240L208 241H205V240H207L208 239ZM218 236V237H217ZM220 236V237H219ZM237 236V237H236ZM242 236V237H241ZM246 236H247V239H248V242H249V244H248V242H247V239H246ZM17 237H18V240H19V242H18V240H17ZM92 237H94V238H92ZM126 237V238H125ZM128 237V238H127ZM180 237V238H179ZM214 237V238H213ZM235 237H236V239H235ZM244 237V240L246 239V242H247V244H246V242L245 241H243V245H240L241 246V248H240V246H239V244H240V242H241V240H243L242 238ZM258 237V238H257ZM6 239V243H4V239ZM10 238H11V240H10ZM22 238V241L20 240ZM40 238V239H39ZM57 238V239H56ZM85 240H84V239ZM102 238V239H101ZM125 240V239H127V241L130 243V244H128L127 242H125V241H123V239ZM130 238V239H129ZM133 238V239H132ZM149 238V239H148ZM165 239L166 240V238H167V242L165 241V240H161V239ZM177 238V239H176ZM183 238H185L186 239V241L187 240H191V239H193V241L191 240L190 242L189 241H185V239H183ZM202 238H204V239H202ZM206 238V239H205ZM216 238H217V240H216ZM218 238H220V239H218ZM231 238V239H230ZM233 238H234V240H236V242L233 240ZM252 238V239H251ZM16 239V240H15ZM30 239V240H29ZM45 239V240H44ZM56 239V240H55ZM82 241H81V240ZM96 240V242H95V240ZM108 239V240H107ZM113 239V240H112ZM135 239H136V242H135ZM156 239V240H155ZM180 239H183L184 241H185V243L183 242V240L182 241H180ZM194 239H198L199 241H195ZM214 239V240H213ZM254 239V241H252ZM259 239V240H258ZM4 240V241H3ZM34 240H35V242H34ZM52 240V241H51ZM55 240V241H54ZM59 240V241H58ZM106 240V241H105ZM133 242H132V241ZM137 240H140V241H137ZM142 240V241H141ZM144 240V241H143ZM175 240V241H174ZM202 240V241H201ZM213 240V241H212ZM230 240V241H229ZM250 240V241H249ZM12 243H11V242ZM38 241V242H37ZM45 241V243L49 246V248H52V246H53V249H51L52 251L51 252H49L48 251V249H46V244L45 243H43V242ZM81 241V242H80ZM115 241V242H114ZM152 241V242H151ZM176 241H178V242H176ZM180 241V242H179ZM196 243H195V242ZM9 242V243H8ZM22 243V245H21V243ZM34 242V243H33ZM39 242L41 243V244H39ZM49 242V243H48ZM53 242V243H52ZM58 242V243H57ZM59 242H61V243H59ZM93 242H95V243H93ZM101 242H102V244H101ZM114 242V243H113ZM123 242V243H122ZM125 242V243H124ZM155 242H157V244L155 243ZM162 242V243H161ZM165 242L167 243V245L165 244ZM171 242H173V243H175L174 245H173V243L171 244ZM184 243V245H183V243ZM190 243V247H188V246H186V245H189V243ZM192 242H194L193 244L195 245H192ZM202 242V243H201ZM204 242H206V243H204ZM215 242H216V244H215ZM232 242V243H231ZM234 242V243H233ZM237 242H239V244L237 243ZM251 242L253 243H255V244H251ZM259 242V243H258ZM11 243V245H9ZM20 243V244H19ZM43 243V244H42ZM50 243L51 244H54V245H50ZM56 243V244H55ZM116 243V244H115ZM121 243H122V245H121ZM131 243H133V245H135L134 247L133 246H131L132 244ZM140 243H141V245H140ZM158 243H160V244H158ZM186 243H188V244H186ZM210 243H212V244H210ZM258 243V244H257ZM39 246H43V247H39ZM120 245V247L122 246H127L126 247V250H125V247H121V250H120V248L118 249V245ZM125 244V245H124ZM127 244V245H126ZM139 244V245H138ZM144 244V245H143ZM180 244H182V245H180ZM237 244H238V246H239V248H240V250H239V248L237 247ZM251 244V245H250ZM263 244V245H262ZM31 245V246H30ZM33 245H34V248H33ZM59 247V249L57 248V246ZM101 247H100V246ZM112 245H116V246H118V247H115V249H114V247H111ZM130 245V246H129ZM136 245H138V246H136ZM144 247H143V246ZM165 245H166V247H165ZM171 245V246H170ZM177 245V246H176ZM200 245V246H199ZM207 245V246H206ZM234 245V246H233ZM4 246V247H3ZM92 246H93V248H92ZM163 248H165V249H161L162 247ZM172 246H173V248H172ZM185 246V247H184ZM202 246V247H201ZM209 246V247H208ZM236 246V247H235ZM251 246V248H249V247ZM2 247V248H1ZM10 249H9V248ZM15 247L18 249H15ZM22 247V248H21ZM41 248L42 250H43V252L41 251V249H39V248ZM45 247V248H44ZM54 247H56V249L54 248ZM85 247V248H84ZM90 247V248H89ZM113 248V249H111V248ZM137 247H138V249H140L141 251H142V253H140V250H138L137 249ZM160 247V248H159ZM167 247H170V248H167ZM180 247V248H179ZM188 247V248H187ZM200 248L201 247V249H196V248ZM206 247V248H205ZM210 247H211V251H213V252H211L210 251ZM230 247V248H229ZM232 247V248H231ZM235 247V248H234ZM27 250H25V249ZM35 248H37V249H35ZM107 248H110V249H107ZM128 248V249H127ZM136 248V249H135ZM144 248H146L147 250H149L150 251V249H151V251L148 253L147 251H146V253H145V250L146 249H144ZM155 248H157V249H155ZM159 248V249H158ZM183 248V249H182ZM32 249H34V251H31ZM131 249V250H130ZM133 249V250H132ZM167 249V250H166ZM171 249V250H170ZM180 249H182V250H180ZM190 249H192V251L190 250ZM195 249V250H194ZM226 249H227V251H226ZM248 249H250V250H248ZM1 250H3V251H1ZM5 250V251H4ZM8 250H10L11 252H12V254H13V256H12V254L10 253V251H9V253H8ZM25 252H24V251ZM30 250V251H29ZM47 251V252H44V251ZM50 250V249H49ZM105 250V251H104ZM109 250H110V252H109ZM118 252H117V251ZM135 250V251H134ZM152 250H154V251H152ZM162 250V251H161ZM171 252H170V251ZM184 250V251H183ZM186 250V251H185ZM193 250L195 251V252H193ZM201 250V252H199ZM209 250V251H208ZM217 250V251H216ZM223 250V251H222ZM234 250H235V252L236 253H238L237 255L236 254H234L235 252H234ZM259 250V251H258ZM24 252V253H22V252ZM56 252L55 254H53L52 255V253L53 252ZM85 251V252H84ZM94 251L96 252L95 254H94ZM106 252L105 253V256L107 257L108 256V258H103L102 260H99V259H101L102 258V255H103V257H105L104 256V252ZM108 251V252H107ZM117 252V253H115V252ZM126 251H129V252H126ZM156 251V252H155ZM172 251H174V252H172ZM178 251V252H177ZM180 251H181V253H180ZM198 251V252H197ZM203 251L205 252V255H201L202 253H203ZM219 251V252H218ZM251 251V252H250ZM253 251V252H252ZM2 252H4V254L2 253ZM38 253V254H41L40 256L39 255H37V256H39V258H37V260H36V257L34 256L35 254H31V253ZM85 254H84V253ZM89 252V253H88ZM90 252H93V254L92 253H90ZM103 252V253H102ZM124 253L125 254V252L126 253H128V255H129V253L131 252L132 254H134L133 256L134 257H132L131 255L132 254H130L129 256H124V254H121V253ZM139 252V253H138ZM155 252V253H154ZM158 252V253H157ZM162 252V253H161ZM179 254L180 253V257H179V255H177V253ZM182 252H184V253H182ZM191 252V253H190ZM193 252V253H192ZM207 252V253H206ZM227 252L230 254V252H232V254L231 255H233V256H231V255H229V254H227ZM244 252V253H243ZM16 253V254H15ZM22 253V255H20ZM26 253H28L29 255V257L32 255V257L31 258H29L28 256H27V254ZM42 253H44V254H42ZM51 253V254H50ZM82 253V254H81ZM107 253H109L110 255H112V254H114V256H109V254L108 255H106ZM152 255H151V254ZM166 253V254H165ZM225 255H224V254ZM251 255H250V254ZM2 254V255H1ZM11 254V255H10ZM24 254V255H23ZM26 254V255H25ZM58 254H60V255H58ZM98 254H100V257H99V255ZM102 254V255H101ZM137 254V255H136ZM141 254L143 255V256H141ZM164 254V255H163ZM182 254H184V255H186V257L187 258H185L184 259V255H182ZM198 254H200V258H202V257H204V258H202L201 260H200V258H199V255ZM208 254V255H207ZM217 254V255H216ZM249 254V255H248ZM17 255V256H16ZM19 255V256H18ZM49 255V256H48ZM62 255V256H61ZM78 255L80 256L79 258H77L78 257ZM82 255H84V256H82ZM88 255V257H86ZM97 255H98V257H97ZM162 255H163V257H162ZM174 256L173 258H172V256ZM176 255H177V257H176ZM182 255V256H181ZM196 255H198V256H196ZM226 255H228L227 257H229V256H231L232 258L231 259H229V258H227L226 257ZM2 256V257H1ZM8 256H9V259H8ZM16 256V257H15ZM21 256V257H20ZM25 256H27V261H26V259H25ZM44 256H46V257H44ZM68 256H69V258H68ZM138 256V257H137ZM150 256V260L148 259V257ZM158 256V257H157ZM166 256L168 257V258H166ZM184 256V257H183ZM215 256V257H214ZM220 258H222L223 260H225V261H222V259H219L218 257ZM223 256V257H222ZM243 256V257H242ZM250 256V257H249ZM23 257V259H21ZM45 258L44 260H43V258ZM59 257V258H61V259H57V258ZM62 257H63V259H62ZM72 257V258H71ZM73 257H75V258H77V260H75V259H73ZM89 257H90V259H89ZM92 257V258H91ZM93 257H96L95 258V260L93 259ZM112 257V258H111ZM118 257V258H117ZM124 257H125V259H124ZM128 257V258H127ZM129 257H130V259H129ZM146 257V259H143V258H145ZM198 257V258H197ZM210 257V258H209ZM227 259H226V258ZM248 257V258H247ZM254 258V260L252 259V258ZM4 258H6V260L4 261ZM18 258H20V259H18ZM52 258H54V260L52 259ZM55 258H56V260H55ZM97 258H99L98 260H97ZM110 258H111V260L113 261H111L110 260ZM114 258V259H113ZM116 258V259H115ZM135 258V259H134ZM137 258H139V259H137ZM141 258V259H140ZM153 258V259H152ZM165 258V259H164ZM181 258V259H180ZM218 258V259H217ZM236 258V259H235ZM239 258H241V259H239ZM87 259H89L88 261H86ZM152 259V260H151ZM159 260V261H156V260ZM211 259V260H210ZM252 259V260H251ZM262 261H261V260ZM13 260V261H12ZM24 262H23V261ZM29 260H31V261H29ZM35 260V261H34ZM47 260L49 261V262H47ZM64 260V261H63ZM66 260H68V263L66 262ZM72 260V262H70ZM74 260H75V262H74ZM129 260V261H128ZM138 261V262H134V261ZM169 260V261H168ZM176 260V261H175ZM185 260H186V262H185ZM207 260H209V261H207ZM218 260H220L219 262H218ZM238 260H239V262H238ZM2 261H0L1 263L0 264H3V262ZM10 261V262H9ZM36 262V264H38L39 262ZM82 262V263H79V262ZM86 261V262H85ZM91 261V262H90ZM97 261H99V262H97ZM104 261H106V260H104ZM103 262L102 264H109V262ZM127 261V262H126ZM154 261V262H153ZM156 261V262H155ZM8 262V263H7ZM16 262V263H15ZM30 263V264H34V263ZM55 262V263H54ZM93 262V263H94ZM123 262V263H122ZM126 262V263H125ZM130 262H132V263H130ZM141 262H140V264H141ZM142 262V263H143ZM173 262V263H172ZM177 262V263H176ZM236 262V263H235ZM193 263V264H194Z\"/></svg>","mask_w":264,"mask_h":264},{"label":"bare ground","instance_id":"2","mask_svg":"<svg viewBox=\"0 0 264 264\" xmlns=\"http://www.w3.org/2000/svg\"><path fill=\"white\" fill-rule=\"evenodd\" d=\"M0 1H1V0H0ZM4 1H5V0H4ZM6 1H7V0H6ZM18 1H19V0H18ZM18 1H16V2L19 3ZM25 1H26V0H25ZM29 1H30V3H31V0H28V1H26V2H29ZM40 1H41V0H40ZM44 1H45V0L41 1V3H42V2L44 3ZM50 1H51V0H49L48 2H50ZM54 1H56V0H54ZM65 1H67V3H68L69 0H65ZM78 1H79V0H78ZM80 1H81V0H80ZM87 1H89V0H87ZM87 1H86L85 4L88 3V4L90 5L91 0H90L89 2H87ZM95 1H96V0H95ZM102 1H103V0H102ZM112 1H113V0H112ZM114 1H115V0H114ZM114 1H113V3H115ZM119 1H121V0H118V2H119ZM123 1H124V0H123ZM125 1H126V0H125ZM129 1H130V5L132 6V7L130 8V9H132V11L129 10V12L131 11V13L127 12V13H129V16H128V17H129L130 21H131L132 19H134V16H136V13H137V12L141 11L140 13H142V14H141L140 17H138V20H139V21H138V23L136 22L137 25H135V26H133L134 23H133L132 26H131L129 23H127V22L124 23V22H123V25H124V26H125L126 24H127V25H130V26H129L128 36L125 35V38H126V37L129 38L128 43H129V41H130L131 44H129V45L132 46V47L130 46V47L132 48V50H131V52L129 53V56L127 57V60H126V58H125V61H127L128 63H130V66H131L133 72H135V73H136V72H139L140 74H139L138 76H142V78L144 79V76L148 74V71H147L148 68L145 67V65H144V63H143L142 61H140V60L138 61V59H140V57L143 55V53L145 54V52L148 51V50H150L153 54H158V53H160V52L163 53V51H165V50L167 49L166 44H164L165 42L163 43V36H164V34L166 33L167 29L170 28V27H172L173 24H174V23L172 22V20L169 19V18L167 17V15H166L167 11L165 10L166 13H164L163 10H164V9H170V10H168V11H171V10H173V11H175V10H179V9H181L180 7L183 6L185 0H129ZM204 1H205V0H204ZM212 1H213V0H212ZM212 1H211V2H212ZM226 1H227V0H226ZM239 1H240V0H239ZM239 1H238V2H239ZM243 1L245 2V0H243ZM257 1H258V0H257ZM11 2H12V3H11ZM11 2H10V3L7 2V3L11 4V8H10V5H9V6H6V7H7V8H6V9H7L6 12L14 13V10L12 11V9H13V7H15V6H16V8L18 7V10H20V8H19V6L21 5L20 3H19L20 5L18 4L19 6H17V5L13 6V4H15V3H14L15 1H11ZM20 2L23 3L24 1H20ZM26 2H24V3H26ZM32 2H33V1H32ZM35 2H36V0H35ZM37 2H38V0H37ZM59 2H62V4H63L64 1L61 0V1H59ZM59 2H58L57 4H60ZM82 2H84V1L82 0ZM93 2H94V1H93ZM96 2H97V1H96ZM104 2H105V1H104ZM107 2H108V0H107ZM107 2H106V3H107ZM109 2H110V0H109ZM116 2H117V1H116ZM118 2H117V3H118ZM188 2H189V0H188ZM209 2H210V0H208V3H209ZM223 2H224V1H223ZM231 2H233V0H232ZM249 2H250V3H251V2H254V4H255V0H254V1H252V0H248V3H249ZM260 2H261V1H260ZM262 2H263V1H262ZM17 3H16V4H17ZM43 3H42V5H43ZM46 3H47V0H46ZM46 3H45L44 5H45V6L48 5V7L46 6V10H47V8H48V11H49V10H50V9H49L50 4H51V6H52L53 3H51V2H50V3H47V4H46ZM67 3H66V4H67ZM71 3L73 4V0H72V2L69 1V4H67V6L70 5ZM75 3L77 4V2H75ZM80 3H81V2H80ZM101 3H102V2H101ZM110 3H111V2H110ZM113 3H111V5H112ZM128 3H129V2H128ZM202 3H203V2H202ZM214 3H216V0H215ZM225 3H226V2H225ZM227 3L230 4L229 1H228ZM245 3H247V2H245ZM4 4H5V3H4ZM26 4H27V3H26ZM26 4H25V5H26ZM72 4H71V5H72ZM76 4H75V5H76ZM78 4H79V3H78ZM82 4H83V7H87L84 3H82ZM92 4H93V3H92ZM104 4H105V3H104ZM124 4H125V2H124V3H122V2L120 3V5H121V7H122L123 10H124V8H123L124 6H122V5H124ZM229 4H228V6H229ZM231 4H233V3H231ZM235 4H237V3H235ZM242 4H243V3H242ZM252 4H253V3H252ZM7 5H8V4H7ZM29 5L31 6V4H29ZM29 5L26 6L25 9H27V7H29ZM35 5H37V4H35ZM53 5H54V4H53ZM75 5H74V6H75ZM84 5H85V6H84ZM89 5H88V6H89ZM111 5H108V6H110L109 8L112 9V10H113V8L115 9V7H113L114 4H113L112 6H111ZM118 5H119V3H118ZM125 5H126V4H125ZM206 5H207V3H206ZM209 5H210V4H209ZM217 5H218V4H217ZM219 5L221 6V5H224V4H222V2H221V4H219ZM245 5H246V4H245ZM245 5H241V7H240V3H239V5H238L236 8H231V7H234V6H231V5H230V6H231V7H230L231 9H228V8H227L229 11H225V10H227V9H223V10L225 11V13H226V14H225V13L223 12V13H224V16H226V17L228 18V16L231 15V17H229V19H226V17L221 16V15H222V14H221V15H220V18H219L218 20H216V23H215L214 25L212 24L211 27L209 26L210 28H212L211 30H212V31L217 30L216 33L219 32V31L221 32V27L223 26V28L227 29V26L229 25V20H233V19H234L239 25L241 24V25L239 26V28H240V31L242 32V35H243V33L246 34V32H248V34H249L250 32H255V33H256V31H258V30H260V29H261V30L263 29V31H264V13L262 12L263 14H260V15L262 16V18H259V20L262 19V21H261V23H259V24H260L259 27H257V25H256V27H255V26H252V24L249 26L248 24H249V20H250V19H249L248 21H246V19H248V18L250 17V15H251V13H250L249 11L252 12V10H255V9H254V7H253L252 10L249 9V11H248L247 9H248L249 7H248V8H245ZM248 5H249V4H248ZM256 5H257V4H256ZM260 5H261V4H260ZM12 6H13V7H12ZM21 6H23V4H22ZM21 6H20V7H21ZM55 6H56V8L53 6L55 9L52 8V7H51V8L54 9L55 12H56L57 5L55 4ZM63 6H64V4H63L61 7H60V5H59L58 7H60V8H58V10L61 9ZM65 6H66V5H65ZM72 6H73V5H72ZM72 6H70L69 8H70V9L73 8V10H74V7H72ZM80 6H81V5H79L78 7L80 8ZM108 6H106V8H107ZM127 6H128V5H127ZM212 6H213V5H212ZM212 6H211V7H212ZM215 6H216V5H215ZM220 6H218V7H220ZM262 6H263V5H262ZM262 6H261V7H262ZM4 7H5V5H4ZM8 7L10 8L11 11H8V9H9ZM33 7H34V4H33ZM71 7H72V8H71ZM90 7L93 8V6H89V8H90ZM95 7H97V6L94 5V9H95ZM112 7H113V8H112ZM119 7H120V6H119ZM119 7H118V8H119ZM125 7H126V6H125ZM129 7H130V6H128V8H129ZM192 7H194V6H192ZM207 7H209V6H207ZM213 7H214V6H213ZM218 7H216V8H218ZM224 7H225V6H224ZM226 7H227V5H226ZM246 7H247V6H246ZM258 7H260V6H258ZM23 8H24V7H23ZM34 8H35V7H34ZM34 8H33V11H34ZM40 8H41V7H40ZM67 8H68V7H67ZM76 8H77V6H76ZM76 8H75V10H76ZM101 8H102V4H101ZM103 8H104V10H105L104 5H103ZM109 8H108V11H109ZM214 8H215V7H214ZM256 8H257V7H256ZM1 9H2V8H1ZM3 9H4V8H3ZM3 9H2V10H3ZM25 9H23V11H24ZM30 9H31V7H30ZM37 9H39L38 6H37ZM41 9H42V8H41ZM41 9H40V11H41ZM70 9H67V10L69 11ZM83 9H84V8H82V11H83ZM86 9H88V8H86ZM98 9H99V10H102V9H100V7H99ZM120 9H121V8H120ZM195 9H196V8H195ZM209 9H210V8H209ZM259 9H262V10H263V8H259ZM2 10H0V12H2ZM4 10H5V9H4ZM4 10H3V11H4ZM16 10H17V9H15V11H16ZM35 10H36V8H35ZM54 10H53V12H54ZM58 10H57V11H58ZM61 10H62V9H61ZM65 10H66V7H65ZM77 10H78V9H77ZM77 10H76V11H77ZM96 10H97V9H95V11H96ZM125 10L127 11L128 9H125ZM197 10H198V9H197ZM199 10H200V9H199ZM199 10H198V11H199ZM201 10H202V9H201ZM213 10H214V9H213ZM219 10H220V9H219ZM262 10H261V11H262ZM21 11H22V8H21ZM26 11H27V10H26ZM40 11H39V12H40ZM51 11H52V10H51ZM62 11H63V10H62ZM68 11L66 12V14H68L71 10H70L69 12H68ZM80 11H81V9H80ZM88 11H90V9H89ZM92 11L95 12L94 10H92ZM102 11H103V10H102ZM102 11H101V12H102ZM114 11H115V10H114ZM205 11H206V10H205ZM211 11H212V10H211ZM28 12H29V10H28ZM34 12H35V11H34ZM34 12H33V13L30 12V13L34 15ZM42 12H44V10H43ZM71 12H74V11H71ZM90 12H91V11H90ZM90 12H89V13H90ZM93 12H91V13H93ZM96 12H97V11H96ZM96 12H95V13H96ZM117 12H118V11H117ZM119 12L121 13V12H123V11H119ZM124 12H125V11H124ZM194 12H195V11H194ZM199 12H201V11H199ZM214 12H215V11H214ZM214 12H213V13H214ZM259 12H260V11H259ZM259 12H258V13L256 12V14L258 15ZM19 13H20V12H19ZM19 13H18V14H19ZM25 13H26V12H25ZM40 13H41V12H40ZM46 13H47V12H46ZM48 13H49V12H48ZM48 13H47V14H48ZM57 13H58V12H56V14H57ZM61 13H62V12H61ZM87 13H88V12H87ZM87 13H83V15L86 16L85 14H87ZM89 13H88L87 16H89ZM99 13H100V12H99ZM140 13H139V14H140ZM175 13H178V12H175ZM188 13L191 14V13H193V12L190 11V12H188ZM196 13H197V12H196ZM211 13H212V12H211ZM232 13H233L235 16H232V15H233ZM1 14L3 15L4 13L2 12ZM14 14L17 15V13H14ZM23 14H24V13H23ZM23 14H21V15H23ZM36 14H37V12H36ZM36 14H35V15H36ZM44 14H45V13H44ZM47 14H46V15H47ZM54 14H55V13H54ZM59 14H60V12H59ZM62 14H63V13H62ZM64 14H65V12H64ZM66 14H65V15H66ZM75 14H76V13H75ZM103 14H104V15L102 16V19H103V17L106 15V13H103ZM109 14H110V13H109ZM116 14H118V13H116ZM121 14H122V13H121ZM173 14H174V13H173ZM181 14H182V13L180 12L179 14H177V16H178V15H181ZM218 14H220V13H218ZM4 15H5V14H4ZM4 15H3V16H4ZM6 15L8 16L7 13H6ZM11 15H12V16H15V15H13V14H11ZM11 15L9 14V17H8L9 19H10V16H11ZM25 15H28V14H25ZM40 15L42 16V14H40ZM46 15H44V17H45ZM52 15H53V14H52ZM93 15H94V13H93ZM100 15H102V14H100ZM122 15H123V14H122ZM197 15L199 16V14H197ZM212 15H213V14H212ZM212 15H211V16H212ZM214 15L216 16V13H215ZM214 15H213V16H214ZM254 15H255V13H254ZM12 16H11V19H10V20H14V21L17 20V18H15V17H14L15 19H13ZM18 16H19V17H18ZM23 16H24V15H23ZM29 16H31V15L29 14L28 17H29ZM41 16H40V17H41ZM58 16H59V15H58ZM66 16H68V15H66ZM84 16H83V18L85 19L87 16H86V17H84ZM106 16H107V15H106ZM106 16H105V18H106ZM114 16H115V15H114ZM123 16H124V15H123ZM172 16H173V15H172ZM185 16H186V18H185V22L187 23V19H188V15H187V13H186ZM208 16H209V14H208ZM16 17H18L19 19H20V17L22 18V16H20V15H17ZM31 17H32V16H31ZM33 17H34V16H33ZM33 17H32V19H33ZM38 17H39V16H38ZM40 17H39V18H40ZM61 17H63V16L61 15ZM61 17H60V18H59V17H58V18L56 17V18H57V19H61V21H62L63 18H61ZM68 17H69V16H68ZM68 17H67V18H68ZM71 17H72V14H71ZM108 17H109V16H108ZM128 17H127V18H128ZM178 17H179V16H178ZM1 18H2V17H0V19H1ZM5 18H6V17H5ZM39 18H38V19H39ZM64 18H65V17H64ZM67 18H66V19H67ZM105 18H104V20H105ZM127 18H126V19H127ZM173 18H175V17H173ZM181 18H182V16L180 17V19H181ZM202 18H203V17H202ZM212 18H213V17H212ZM215 18H217V17H215ZM255 18H256V17H254V19H255ZM19 19H18V20H19ZM27 19H28V18L25 17V21H27ZM35 19H37V16L35 17ZM50 19H51V18H50ZM102 19H101V20H102ZM115 19H117V17H115ZM115 19H113V22H114ZM204 19H206V17L203 18V20H202L203 22L205 21ZM256 19H257V18H256ZM7 20H8V19H7ZM18 20H17V21H18ZM21 20L24 21V18L20 19V21H21ZM39 20H40V19H39ZM95 20H96V19H95ZM97 20H98V19H97ZM104 20H102V21L104 22ZM176 20H177V19H176ZM190 20H191V18H190ZM194 20H196V18H195ZM208 20H209V19H208ZM242 20H243L244 22L241 23ZM252 20H253V19H252ZM22 21H21V22H22ZM57 21H59V20H57ZM89 21H91V20H89ZM116 21H117V20H116ZM125 21H126V20H125ZM136 21H137V19H136ZM181 21L184 22V20H181ZM202 21H200V22L203 23ZM206 21H207V20H206ZM255 21H256V20H255ZM11 22H12V21H11ZM15 22H16V21H15ZM28 22H30V19H29V21H27V23H28ZM36 22H37V20L35 21V23H36ZM49 22H50V21H49ZM65 22H66V21H65ZM105 22H106V21H105ZM105 22H104V24H105ZM113 22H111V23H113ZM194 22H196V21H194ZM198 22H199V20H198ZM247 22H248V24H247V26H245ZM258 22H259V21H258ZM0 23H1V22H0ZM4 23L7 24L8 22H4ZM4 23H3V24H4ZM9 23H10V21H9ZM16 23H17V22H16ZM31 23L35 24L34 22H31ZM42 23H43V22H42ZM44 23H45V21H44ZM121 23H122V22H121ZM121 23H120V24H121ZM207 23H208V22H207ZM211 23H212V22H211ZM227 23H228V25L226 26ZM231 23H232V21H231ZM14 24H15V23H14ZM17 24H18V23H17ZM17 24H15V25L17 26ZM22 24H24V23H22ZM29 24H30V23H28L27 25L29 26ZM46 24H48V23H46ZM57 24H58V23H57ZM97 24H98V22H97ZM176 24H177V23H176ZM176 24H175V25H176ZM181 24H182V23H181ZM184 24H185V23H184ZM184 24H183V25H184ZM194 24H195V23H194ZM194 24L192 25V24H191V21H190V24H189V19H188V25H190L189 27H191V29L195 28ZM198 24H199V23H198ZM243 24H245V25H243ZM253 24H255V22H254ZM7 25H10V24H7ZM24 25H26V22H25ZM24 25H23V28L25 27ZM30 25H31V24H30ZM35 25H38V23L35 24ZM39 25H40V24H39ZM42 25H43V24H42ZM50 25H51V24H50ZM77 25H78V24H77ZM100 25H101V24H100ZM105 25H106V24H105ZM110 25H111V24H110ZM115 25H116V24H115ZM224 25H225L226 27H225ZM231 25H232V24H230V26H231ZM13 26H14V25H13ZM13 26H12V30H13ZM18 26H19V25H18ZM21 26H22V25H21V23H20V27H21ZM32 26H33V25H31V27H32ZM53 26L55 27V25H53ZM61 26H62V22H61ZM98 26H99V24H98ZM108 26H109V24H108ZM108 26H107V27H108ZM186 26H187V24H186ZM199 26H200V24H199ZM199 26H197V30H198V31L201 29V28H200L201 26H200V27H199ZM233 26H234V25H233ZM233 26H231V27H233ZM0 27H2L1 29H3L4 26H0ZM9 27H11V26H9ZM50 27H51V26H49V28H50ZM63 27H64V26H63ZM110 27H112V26H109V28H110ZM127 27H128V26H127ZM14 28H16V27L14 26ZM29 28H30V27H28V29H29ZM45 28H46V27H45ZM58 28H59V27H58ZM87 28H89V26H88ZM96 28H97V27H96ZM99 28H100V27H99ZM103 28H104V26H103ZM113 28H114V27H113ZM121 28H122V27H121ZM123 28H124V27H123ZM180 28H182V27H180ZM187 28H188V26H187ZM228 28H229V27H228ZM239 28H238V31H239ZM4 29L9 30V29H8V26H6ZM24 29H25V28H24ZM24 29H23V30H24ZM26 29H27V28H26ZM32 29H33V27H32ZM46 29H47V28H46ZM59 29H60V28H59ZM69 29H70V28H69ZM78 29H79V28H78ZM80 29H81V27H80ZM104 29H105V28H104ZM110 29H111V28H110ZM110 29H109V30H110ZM116 29H117V28H116ZM127 29H128V28H126V30H127ZM184 29H185V28H184ZM235 29H236V28H235V26H234V30H235ZM15 30H16V29H15ZM23 30H22V32H23ZM38 30H39V29H38ZM54 30H55V29H54ZM93 30H95V28H94ZM93 30H92V31H93ZM97 30H98V29H97ZM109 30H108V32H109ZM171 30H172V29H171ZM201 30H202V29H201ZM201 30H200V31H201ZM208 30H209V29H208ZM227 30H228V29H227ZM227 30H226V31H227ZM231 30H232V29H230V31H231ZM234 30H232V32H234ZM3 31H4V30L1 31L0 36L2 35ZM5 31H6V30H5ZM32 31H33V30H32ZM35 31H36V29H35ZM57 31H58V30H57ZM57 31H56V32H57ZM87 31H88V30H87ZM123 31H124V30H123ZM123 31H122L121 33L126 32V31H124V32H123ZM169 31H170V29H169ZM181 31H182V32H180V33H183V30H182V29H181ZM185 31H187V29H186ZM190 31H191V33H190ZM190 31H189L190 35L187 37V39H189V37L193 35L192 32H193V33L195 32L194 30H193V31L190 30ZM198 31H197V32H198ZM223 31H224V30H223ZM228 31H229V30H228ZM228 31H227V32H228ZM7 32H8V31H6V34H7ZM12 32H15V31H12ZM17 32H18V30H17ZM44 32H45V31H44ZM44 32H43V33H44ZM108 32H107V34H108ZM178 32H179V31H178ZM187 32H188V31H187ZM208 32H209V31H208ZM220 32H219V33H220ZM224 32H225V31H224ZM227 32H226V33H227ZM258 32H259V31H258ZM24 33H25V32H24ZM29 33H30V30H29ZM36 33H38V32H36ZM93 33H94V31H93ZM114 33H115V32H114ZM118 33H120V32L118 31ZM121 33H120V34H121ZM184 33H185V32H184ZM189 33H188V34H189ZM204 33H205V32H204ZM212 33H214V32H212ZM219 33H218V34H219ZM221 33H222V32H221ZM228 33H229V32H228ZM9 34H10V33H9ZM22 34H23V33H22ZM22 34H21V35H22ZM25 34H27V32H26ZM32 34H34V33L32 32ZM32 34H31V35H32ZM53 34H54V33H53ZM90 34H91V33H90ZM100 34H101V33H100ZM110 34L112 35L111 32H110ZM167 34H169V33H167ZM178 34H179V33H178ZM191 34H192V35H191ZM198 34L200 35V33H198ZM198 34H196V35H198ZM205 34H208V33H205ZM231 34H233V33H231ZM234 34H235V33H234ZM253 34H254V33H253ZM253 34H252V35H253ZM259 34H260V32H259ZM259 34L257 33L256 35L258 36ZM262 34L264 35V33H262ZM4 35H5V33H4ZM7 35H8V34H7ZM12 35H14V33H13ZM27 35H28V38L31 36L30 34H27ZM29 35H30V36H29ZM55 35H56V34H55ZM57 35H58V34H57ZM82 35H83V34H81L80 36H81V37H84V36H85V35H84V36H82ZM87 35H88V34H86V37H87ZM105 35H106V34H105ZM105 35H104V37L106 38ZM182 35H183V34H182ZM186 35H187V34H186ZM186 35H184L185 38H186ZM211 35H212V34H211ZM216 35H217V34H216ZM225 35H226V34H225ZM236 35H237V32H236ZM236 35H235V37H236ZM238 35H240V34L238 33ZM242 35H240V36H242ZM250 35H251V33H250ZM5 36H6V35H5ZM5 36H3V37H5ZM8 36H9V35H8ZM8 36H6L7 38L5 37L6 39H4V38H3V39L7 41V39L9 38ZM14 36H15V35H14ZM47 36H49V35H47ZM90 36H91V35H90ZM95 36H96V35H95ZM108 36H109V35H108ZM115 36H116V35H115ZM115 36L113 35L114 39H115ZM169 36L173 37L174 35H173V36H172V35H169ZM178 36H179V35H178ZM220 36H221V35H218L217 37H220ZM228 36L231 37V35H229V34H228ZM240 36H237V37L241 38ZM257 36H256V37H257ZM36 37H37V36H36ZM36 37L33 36L34 39H35ZM40 37H42V36L40 35ZM40 37H39V39H40ZM52 37H53V35L51 36V38H52ZM56 37H58V36H56ZM88 37H89V35H88ZM97 37H98V36H97ZM104 37H103V39H104ZM120 37L122 38V35H121ZM123 37H124V36H123ZM166 37H167V40H168V36H166ZM194 37H195V36H194ZM206 37H207V36H206ZM223 37H224V36H222V39L225 38V37H224V38H223ZM226 37H227V35H226ZM233 37H234V35H233ZM235 37L233 38V40H235ZM237 37H236V39H237ZM260 37H261V36H260ZM263 37H264V36H263ZM0 38H1V37H0ZM12 38H13V37H12ZM15 38H16V37H15ZM15 38H14V39H15ZM20 38H21V37H20ZM26 38H27V36H26ZM37 38H38V37H37ZM44 38H45V37H44ZM77 38H78V37H77ZM100 38H102V35H101ZM116 38H117V37H116ZM121 38H120V40H119V38H118L117 40H119L122 44L126 43L125 41H124V43H123V41L121 40ZM125 38H124V39H125ZM128 38H126L125 40H127ZM179 38H180V39H178V41H177L178 43H177V44H179V41L181 40V37H179ZM192 38H193V37H192ZM197 38H199V37H197ZM203 38H204V37H203ZM254 38H255V36L252 37V39H254ZM22 39H23V37H22ZM31 39H32V38H31ZM31 39H30V40H31ZM54 39H55V38H54ZM75 39H76V38H74L73 41H74ZM87 39H88V38H87ZM87 39H86V41H87ZM92 39H94L93 36H92ZM170 39H171V38H170ZM170 39H169V40H170ZM209 39H210V38H209ZM243 39H247V38L243 37L242 40H243ZM25 40H26V39H25ZM25 40H23V41H25ZM27 40H28V39H27ZM36 40H38V39H36ZM52 40H53V39H52ZM97 40H98V39H97ZM104 40H105V39H104ZM107 40H108V39H107ZM169 40H168V42H169ZM175 40H176V39H175ZM194 40H195V39H194ZM194 40H193V42H194ZM206 40L209 42L208 39H205V42H206ZM229 40H230V39H229ZM249 40H250V38H249ZM249 40H247V41L245 40V42H242L243 44L240 45L241 48L243 47L242 45H245V46H246V45H249V44H250L251 46H254L255 44H256L257 46L259 45V42H257L258 39L255 38V40H251V41H249ZM256 40H257V41H256ZM1 41H2V40H1ZM1 41H0V43H1ZM19 41H20V40H19ZM31 41H34V40H31ZM47 41H48V40H47ZM47 41H46V42H47ZM73 41H72V42H73ZM86 41H85V42H86ZM89 41H90V40H88V42H89ZM182 41H183V40H182ZM190 41H191V40H190ZM210 41H211V40H210ZM214 41H215V40H214ZM214 41H213V42H214ZM218 41L220 42V40H218ZM227 41H228V40H226V42H227ZM237 41L239 42L240 39L237 40ZM10 42L13 43V40L10 41ZM34 42H41V40H39V41H34ZM44 42H45V41H44ZM65 42H66V41H65ZM65 42H64V43H65ZM68 42L71 43L70 41H68ZM75 42H76V41H75ZM77 42H78V41H77ZM82 42H83V40H82ZM103 42H104V41H103ZM108 42H109V40H108ZM113 42H114V41H113ZM113 42H111V43L113 44ZM171 42H172V40H171ZM193 42H192V43H193ZM208 42H206V43H208ZM223 42H224V41H223ZM2 43H3V42H2ZM17 43H18V41H17ZM22 43H23V42H22ZM48 43H49V42H48ZM48 43H47V44H48ZM97 43H98V42H97ZM128 43H127V44H128ZM169 43H170V42H169ZM175 43H176V41H175ZM180 43H181V42H180ZM196 43H198V42H196ZM202 43H204V42H202ZM202 43H201V44H202ZM263 43H264V42H263ZM3 44H5V43H3ZM3 44H2V45H3ZM7 44L9 45V42H8V41H7ZM32 44H33V43H32ZM36 44H37V43H36ZM52 44H53V43H52ZM52 44H51V45H52ZM57 44H58V43H57ZM81 44H83V43H81ZM84 44H85V43H84ZM100 44H101V42H100ZM114 44H116V43H114ZM170 44H171V43H170ZM182 44H183V42H182ZM184 44H185V43H184ZM190 44H191V42H190ZM190 44H189V45H190ZM194 44H195V42H194ZM208 44H209V43H208ZM221 44H222V43H221ZM232 44H234V41H232ZM2 45H1V46H2ZM19 45H20V42L18 43V46H19ZM41 45H43V44H41ZM41 45H39V46H41ZM53 45H54V44H53ZM67 45H68V43H67ZM77 45H78V43H77ZM196 45H197V44H196ZM211 45H213V44H211ZM11 46H12V45H11ZM20 46H21V45H20ZM22 46H23V45H22ZM22 46H21V47H22ZM33 46H34V45H33ZM45 46H46V43H45ZM45 46H44V49H45ZM47 46H48V45H47ZM47 46H46V47H47ZM57 46H58V45H57ZM73 46H74V45H73ZM79 46H80V45H79ZM79 46H78V49L72 54V57H73V58L71 57V59H73V60L76 61V62L78 61V58L81 57V56H79V55L83 54V50H82V49H79ZM81 46H83V45H81ZM88 46H89V45H88ZM91 46H92V43H91ZM101 46H102V45H101ZM170 46H171V45H170ZM184 46H185V45H184ZM186 46H187V45H186ZM199 46H201V45L199 44ZM220 46H221V45H220ZM222 46H223V44H222ZM237 46H238V44H237ZM245 46H244V49L246 48ZM263 46H264V45H263ZM263 46H261V47H263ZM3 47H4V45H3ZM6 47H7V46H6ZM27 47H28V46H27ZM30 47H32V46H30ZM64 47H65V45H64ZM93 47H94V46H93ZM103 47H105V46H103ZM118 47H119V46H118ZM189 47H191V46H189ZM213 47H215V46L213 45ZM225 47H226V46H225ZM227 47H228V45H227ZM11 48H12V47H11ZM15 48H16V47H15ZM23 48H24V46H23ZM28 48H29V47H28ZM50 48H51V47H50ZM54 48H55V46H54ZM54 48H53V46H52V49H54ZM61 48H62V47H60L59 49H61ZM73 48H74V47H73ZM89 48H90V47H89ZM89 48H88V49H89ZM107 48H108V47H107ZM112 48H113V47H112ZM183 48H184V47H183ZM191 48H192V47H191ZM199 48H200V47H199ZM206 48H207V47H206ZM208 48H209V47H208ZM208 48H207V49H208ZM221 48H222V47H221ZM239 48H240V47H239ZM247 48H248V47H247ZM247 48H246V49H247ZM0 49H1V53H3L2 55H6V54H4V52H2V50H4L5 48H0ZM29 49H31V48H29ZM69 49H71V48L69 47ZM88 49H87V50H88ZM98 49H99V47H98ZM98 49H97V50H98ZM100 49H101V47H100ZM121 49H122V48H121ZM125 49H126V48H125ZM127 49H128V48H127ZM175 49H177V48L175 47ZM178 49H179V47H178ZM181 49H182V47H181ZM181 49H180V50H181ZM189 49H190V48H189ZM192 49H193V48H192ZM202 49H203V48H202ZM223 49H224V48H223ZM231 49H232V48H231ZM249 49H250V48H249ZM261 49H262V48H260V50L258 49V51H261V52H262L263 49H262V50H261ZM7 50H8V49H7ZM17 50H19V49H17ZM20 50H21V49H20ZM23 50H24V49H23ZM25 50H27V49H25ZM37 50H38V48H37ZM41 50H42V49H41ZM41 50H40V52H41ZM55 50H56V49H55ZM87 50H86V51H87ZM114 50H115V49H114ZM114 50H112V51L110 50V51L115 53ZM116 50H117V52L119 51L118 48H117ZM186 50H187V49H186ZM193 50H194V49H193ZM203 50H204V49H203ZM238 50H239V49H238ZM240 50H242V49H240ZM240 50H239V51H240ZM247 50H248V49H247ZM254 50H255V48H254ZM254 50H253V51H254ZM21 51H22V50H21ZM66 51H67V50H66ZM71 51L73 52V50H71ZM84 51H85V50H84ZM91 51H92V50H91ZM125 51H126V50H125ZM129 51H130V50L128 49V52H129ZM168 51H169V50H168ZM171 51H172V50H171ZM171 51H170V53H171ZM184 51H185V50H184ZM195 51L198 52L199 49H197V50H195ZM239 51H237V52H239ZM242 51H243V54H245L244 50H242ZM251 51H252V49H251ZM258 51H254V52H258ZM6 52H7V51H6ZM10 52H11V51H10ZM10 52H9V53H10ZM16 52H18V51H16ZM22 52H24V51H22ZM27 52H28V51H27ZM58 52H60V51H58ZM92 52H93V51H92ZM99 52H101V50H100ZM121 52H122V51H121ZM121 52H120V53H121ZM123 52H124V51H123ZM172 52H173V51H172ZM180 52H182V51H180ZM186 52H187V51H186ZM201 52H202V51H201ZM203 52H204V51H203ZM209 52H210V50H209ZM229 52H230V51H229ZM229 52H228V54H229ZM1 53H0V57H1ZM43 53H44V52H43ZM49 53H51V52L49 51ZM70 53H71V52H70ZM94 53H96V51H95ZM97 53H98V52H97ZM118 53H119V52H118ZM125 53H126V52H124V54H125ZM166 53H167V52H165V54H166ZM232 53H233V52H232ZM232 53H231V54H232ZM247 53H250V50H249V52L247 51ZM252 53H253V52H252ZM259 53H260V52H259ZM263 53H264V52H263ZM263 53H261V54H255V53H254L252 56L248 54V56H251V57H249V58H247V57H248L247 55H243V54H242L241 61H242V62H245V61L248 60V59H253V61L255 60V61H257L258 63L264 65V54H263ZM19 54H23V53H20V52H19ZM39 54H41V53H39ZM39 54H38V57H39ZM52 54H54V53L52 52ZM52 54L49 55L50 58H51ZM67 54H68V53H67ZM84 54H86V53H84ZM89 54H92V53H89ZM99 54H100V53H99ZM99 54H98V55H99ZM121 54H122V53H121ZM124 54H123V55H124ZM126 54H127V53H126ZM148 54H149V53H148ZM176 54H177V51H176ZM181 54H182V53H181ZM189 54H190V53H189ZM228 54H227V55H228ZM30 55H31V54H30ZM30 55H29V57H30ZM68 55H69V54H68ZM96 55H97V54H96ZM98 55H97V56H98ZM111 55H113V53H112ZM111 55H110V56H111ZM115 55H117V54H115ZM123 55H122V56H123ZM149 55H151V54H149ZM168 55H169V53H168ZM186 55H187V54H186ZM202 55H203V54H201V56H202ZM210 55H211L212 57H214L213 59L217 58V57H216V56H217L216 51H215L214 53L212 52V54H210ZM221 55H222V54H221ZM239 55H240V54H239ZM11 56H12V55H11ZM13 56H15L14 53H13ZM13 56H12V57H13ZM22 56H23V55H22ZM25 56H27V55L25 54ZM41 56H42V54H41ZM43 56H44V55H43ZM46 56H47V54H46ZM87 56H88V55H87ZM126 56H127V55H126ZM160 56H162V55H160ZM193 56H194V55H193ZM196 56H197V55H196ZM199 56H200V54H199ZM199 56H198V58H199ZM204 56H205V55H204ZM204 56H203V57H204ZM246 56H247V57H246ZM15 57H17V56H15ZM35 57H36V56H35ZM44 57H45V56H44ZM55 57H56V56H55ZM67 57H69V56H67ZM104 57H105V56H104ZM120 57H121V56H120ZM124 57H125V56H124ZM124 57H122V58H124ZM157 57H158V56H157ZM162 57H163V56H162ZM164 57H166V55H164ZM191 57H192V56H191ZM5 58H6V57H5ZM19 58H20V57H19ZM19 58H17V59H19ZM45 58H46V57H45ZM50 58H48V56H47L48 61L50 60ZM74 58H75V59H74ZM92 58H93V57H92ZM92 58H91V59H92ZM97 58L99 59V57H97ZM180 58H181V57H180ZM180 58H179V59H180ZM193 58H194V57H193ZM201 58H202V57H201ZM239 58H240V57H237V59H239ZM7 59H8V58H7ZM15 59H16V58H13V60H15ZM21 59H22V58H21ZM25 59H27V57H26ZM25 59H24V60H25ZM30 59H31V58H30ZM39 59H41V58H39ZM53 59L56 60L57 57H56V58H52V60H53ZM68 59H69V58H68ZM95 59H96V58H95ZM113 59H114V58H113ZM120 59H121V58H120ZM145 59H147V57H145ZM158 59H159V58H158ZM177 59H178V58H177ZM207 59L210 60V61L208 62V64H214L215 60H214L212 63H210V62L212 61L211 57H207L206 60H207ZM0 60H1V59H0ZM24 60H23V63H24ZM37 60H38V58H37ZM43 60H44V59H42V61H43ZM52 60H51V61H52ZM57 60H58V59H57ZM65 60H66V59H65ZM87 60H88V59H87ZM115 60L119 61V57L117 56V59H115ZM152 60H153V59H152ZM161 60H163L162 63L165 62L164 59H161ZM171 60H173V59H171ZM174 60H176V57L174 58ZM188 60L190 61L191 59H188ZM201 60H202V59H201ZM19 61H20V60H19ZM45 61H46L45 64H47V60H45ZM69 61H70V60H69ZM69 61H68V62H69ZM95 61H96V60H95ZM106 61H107V60H106ZM112 61H113V60H111L110 62H112ZM144 61H145V60H144ZM154 61H156V60L154 59ZM159 61H160V60H159ZM176 61H177V60H176ZM176 61H175V62H176ZM207 61H208V60H207ZM207 61L205 62V60H204L205 63H207ZM241 61H240V62H241ZM26 62H27V60H26ZM31 62H32V60H31ZM31 62H30V63H31ZM33 62H34V61H33ZM33 62H32V63H33ZM35 62H36V61H35ZM39 62L44 64V62H41V61H39ZM39 62H36V63H39ZM52 62L54 63L55 61H52ZM58 62H60V61H58ZM80 62H81V61H80ZM102 62H103V60H102ZM102 62H101V63H102ZM120 62H122V59H121ZM138 62H139V63H138ZM160 62H161V61H160ZM160 62H159V63H156V64H160ZM172 62H173V61H172ZM175 62H173L174 65H175ZM178 62H179V60H178ZM190 62H192V61H190ZM197 62H199V60H198ZM197 62H196V63H197ZM11 63H13V62H11ZM28 63H29V62H28ZM36 63H35V64H36ZM40 63H39L38 65H40ZM55 63H56V62H55ZM61 63H62V65H63V62H62V61H61ZM61 63H60V64H61ZM69 63H70V62H69ZM71 63H72V61H71ZM86 63H87V62H86ZM96 63H97V61H96ZM108 63H109V62H108ZM115 63H116V62H115ZM123 63H124V61H123ZM123 63H121V64L124 65ZM128 63H127V64H128ZM136 63H137L138 65H135ZM162 63H161V66L164 64V63H163V64H162ZM179 63H180V62H179ZM179 63H176V64H179ZM223 63H224V62H223ZM227 63H228V62H227ZM245 63H246V62H245ZM4 64H5V62H4ZM15 64L17 65V64H19V63H16V61H15ZM26 64H27V63H26ZM26 64H25V66H26V68H27L28 65H26ZM45 64H44V65H45ZM50 64H51V63L49 62L48 65H50ZM56 64L60 65L59 63H56ZM64 64H66V63H64ZM80 64H82V63H80ZM83 64H84V63H83ZM92 64H93V63H92ZM94 64H95V63H94ZM111 64L113 65V63H111ZM146 64H147V62H146ZM171 64H172V63H171ZM171 64H170V66H171ZM181 64L183 65L184 63L182 62ZM260 64H259V65H260ZM10 65H13V64H10ZM10 65H9V67H10ZM48 65H47V66H48ZM58 65H55V66L58 67ZM66 65H67V64H66ZM95 65H96V64H95ZM102 65H103V64H102ZM109 65H110V63H109ZM112 65H111V67L114 69V66H112ZM164 65H166V64H164ZM189 65H190V64H189ZM192 65H193V64H192ZM225 65H226V64H225ZM227 65H228V64H227ZM13 66H15V65H13ZM23 66H24V64H23ZM33 66H34V65H33ZM36 66H37V64H36ZM42 66H43V65H42ZM42 66H41V67H42ZM55 66H54V67H55ZM63 66H65V65H63ZM71 66H75V64H74V65L71 64ZM81 66H82V65H81ZM87 66H88V65H87ZM106 66H107V65H106ZM115 66H116V65H115ZM120 66H121V65H120ZM154 66H155V64H154ZM157 66H160V65H157ZM168 66H169V65H168ZM172 66H173V64H172ZM177 66H178V65H177ZM210 66H211V65H210ZM9 67H8V68H9ZM31 67H32V65H31ZM39 67H40V66H39ZM43 67H44V66H43ZM50 67H51V66H50ZM82 67H83V66H82ZM117 67H119V66L117 65ZM173 67H174V66H173ZM179 67H181V66H179ZM185 67H186V66H185ZM195 67H196V66H195ZM214 67H215V66H214ZM217 67H218L219 69L221 68V67H219V66H217ZM16 68H17V67H16ZM18 68H19V66H18ZM26 68H25L24 70H26ZM28 68H29V66H28ZM28 68H27V69H28ZM32 68H33V67H32ZM52 68H53V67H52ZM65 68L67 69V67H65ZM76 68H77V67H76ZM87 68H88V67H87ZM91 68H92V71H93V69H95V68H93V66H91ZM100 68H103V67H100ZM106 68H107V70H109L110 66H109V67L107 66ZM119 68H120V67H119ZM119 68H117V69H119ZM122 68L124 69V67H122ZM154 68H155V67H154ZM156 68H157V67H156ZM160 68H161V67H160ZM162 68H164V67H162ZM162 68H161V69H162ZM224 68H225V67H224ZM246 68H247V66H246ZM3 69L6 70L7 68L4 67ZM3 69H2V70H3ZM11 69H14V67H12ZM38 69H39V68H38ZM41 69H43V68H41ZM54 69H56V68H54ZM54 69H48V70H49V73H50L52 70L54 71ZM79 69H80V68H79ZM88 69H89V68H88ZM103 69H104V68H103ZM103 69H100L99 71H101V70H103ZM115 69H116V68H115ZM115 69H114V70H115ZM117 69H116L115 71H117ZM161 69H159L160 72L162 71ZM166 69H167V68H166ZM5 70H4V73H5ZM30 70H31V68H30ZM30 70H27V71H30ZM45 70H46V69H45ZM45 70H44V71H45ZM62 70H63V68H62ZM80 70H81V69H80ZM80 70H79V71H80ZM89 70H90V69H89ZM107 70H105V72H107ZM114 70H113V71H114ZM119 70H120V69H119ZM119 70H118L117 73H115V74H117V76L119 75V74H118V73H119ZM151 70H152V69H151ZM153 70H155V69H153ZM153 70H152V71H153ZM163 70H164V69H163ZM167 70H168V69H167ZM192 70H193V69H192ZM214 70H218V69H215V68H214ZM221 70H222V69H220V72H221ZM229 70H230V69H229ZM251 70H252V69H251ZM7 71H8V69H7ZM14 71H15V70H14ZM16 71H17V70H16ZM20 71H22V70H19V73H20ZM32 71H33V69H32ZM37 71H38V70H37ZM40 71H42V70H40ZM68 71H69V72H75V71H77V69H74L73 67H70ZM115 71H114V72H115ZM122 71H124V70L121 69V72H120V73H122ZM125 71H126V69H125ZM129 71H130V68H129ZM155 71H156V70H155ZM177 71H178V70H177ZM193 71H194V70H193ZM197 71H198V70H197ZM224 71H225V70H224ZM231 71H232V70H231ZM241 71H242V70H241ZM255 71H256V70H255ZM1 72H2V71H1ZM30 72H31V71H30ZM38 72H39V71H38ZM38 72H37V76H38ZM80 72H81V71H80ZM87 72H88V71H87ZM94 72H95V71H94ZM94 72H92V73H94ZM133 72H132V73H133ZM167 72H168V71H167ZM169 72H170V71H169ZM169 72H168V74L165 73L167 77H168V75L170 74ZM215 72H216V71H215ZM220 72H219V73H220ZM10 73H11V71H10ZM12 73H13V74H12ZM12 73H11V74H12L13 76H11V77L16 76V75H15V72H12ZM17 73H18V72H17ZM17 73H16V74H17ZM19 73H18V74H19ZM28 73H29V72H28ZM33 73H36V72L33 71ZM57 73H58V72H57ZM59 73H61V71H60ZM75 73H76V72H75ZM90 73H91V72H90ZM100 73H101V72H100ZM100 73H99V74H100ZM102 73H103V72H102ZM109 73H110V72H109ZM127 73L129 74V73H131V72H127ZM224 73H225V72H224ZM224 73L222 74V77H223V75L225 76ZM253 73H254L253 76L250 77L249 75H247V71H246V70L244 71V73H240V72H239V76L241 77V78H240V79H241V82L244 83V84H242L241 87L239 88V91H241V90H242V91H246V90H248V91H246V93H249V92L252 91V93H253L252 96H253V97L251 96V97H250L251 99H250L247 103L245 102V101L247 100V99L245 98L246 100L243 99V100H245L244 102H243V101H240V100H241V99H240L239 101H237V102L234 104V105H235V106H234L235 108H236V107L239 108L240 113H244V114H245V116H246V120H247V122H248L249 124L247 125V123H246V124L244 125V123H245L244 121H243L242 124H239V123L241 122V121H240V122L238 123V125H235V126H237L236 129L238 128V131H236V129H235V131L232 129V130H233V135L236 134L238 137H241V138L243 137V138L246 139V141H249V142H248L246 145H243V144H242V145H238V143L241 144V142L238 141L237 146L235 145V146L237 147V149H236V148H235L236 150L233 149V146H232L231 149H232L233 151H232V150H231L232 152L229 151V152H231V154L234 153V151H235V154H234V155H233V154H232V156H230V155H229V156H228V155H224V153L221 151L222 154L220 153V158H218L217 161H215V160L213 159V160L215 161V166H211V169L207 166L208 169H209V171H211V172H213V173L216 172V171L218 170V171H220L222 174H224V172L226 171V172H225L226 174H224V178H223V179H224L223 184H221L222 187H223V189H222V188L219 189V188L217 187L219 190L222 189V191H224V192H226V193H229V191L233 190L234 188H237V187H236V186H237V183H238V181L240 180V176H239L240 172H239V173L237 172V174H235V172H234V171H235V167L237 168V166H240V164H241V166L239 167V169H238V168H237V169L240 171V169L242 168L241 173H247V174H248V172L250 171V169H251L252 167H255L257 164H258V165H260L261 163L264 164V162H263V161H264V81H261L260 83L256 84L258 81L261 80V76H260V74H258V72H257V73L253 72ZM2 74H3V73H2ZM26 74H27V72H26ZM29 74H30V73H29ZM54 74H55V73H53V75H51L52 78H53ZM110 74H112V77L117 78L116 75L113 76V72H111ZM128 74H127V76H128ZM137 74H138V73H136L135 75L137 76ZM156 74H157V73H156ZM156 74H155V75H156ZM205 74H207V73H205ZM0 75H1V74H0ZM3 75H5V74H3ZM6 75H7V74H6ZM20 75H21V74H20ZM23 75H25L24 72H23ZM23 75H21V76L23 77ZM31 75H33V74H31ZM35 75H36V74H35ZM35 75H34V77H35ZM48 75H49V74H48ZM58 75H59V74H58ZM62 75H63V73H62ZM64 75H65V73H64ZM70 75H71V74H70ZM70 75H69V76H70ZM75 75H76V74H75ZM78 75H80V74H78ZM81 75H83V73H82ZM86 75H87V74H86ZM105 75H106L107 77H109V74H108V73H106ZM105 75H104V76H105ZM120 75H121V74H120ZM132 75H134V74H132ZM135 75H134V76H135ZM150 75H151V74H150ZM150 75H148V76H149V77H148L149 79H150ZM155 75L153 74V76H155ZM159 75H160V74H159ZM159 75H158V76H159ZM229 75H231V72L229 73ZM229 75L227 76L228 78H229ZM8 76H9V71H8ZM8 76L5 77V78H8ZM21 76H19V77L21 78ZM51 76H50V77H51ZM65 76H67V75H65ZM71 76H72V75H71ZM92 76H93V75H92ZM92 76H91V77H92ZM102 76H103V75H102ZM121 76H124V75H121ZM136 76H135V78H137ZM153 76H152V77H153ZM176 76H178V74H177ZM183 76H184V75H183ZM183 76H181V77H183ZM232 76H233V75H232ZM232 76H231V77H232ZM0 77L2 78V75H1ZM17 77H18V75H17ZM17 77H16V78H17ZM19 77H18V78H19ZM26 77H27V76H26ZM39 77H40V76H39ZM63 77H64V76H63ZM63 77H62V78H63ZM67 77H68V76H67ZM74 77H75V76H74ZM74 77H73V78H74ZM129 77H130V76H129ZM146 77H147V76H146ZM152 77H151V78H152ZM173 77H174V76H173ZM181 77H180V78H181ZM197 77H198V76H197ZM225 77H226V76H225ZM227 77H226V79H227ZM3 78H4V77H3ZM3 78H2V79H3ZM16 78H15V80H14V78H12V80L16 81V83H17L18 80H16ZM18 78H17V79H18ZM20 78H19V79H20ZM23 78H24V77H23ZM23 78H22V80H23ZM36 78H37V77H36ZM55 78H56V77H55ZM57 78H58V77H57ZM99 78H101V80H102L103 77H101V75H100ZM115 78H114V81L116 82L117 79H120V76H119V78H117L116 80H115ZM135 78H134V79H135ZM148 78H147V79H148ZM153 78H154V77H153ZM155 78H157V76H155ZM159 78L162 80L163 76H162V78H161V75H160ZM159 78H157V79L160 80ZM165 78H166V77H165ZM189 78H190V77H189ZM200 78H202V77H200ZM200 78H198V79H200ZM233 78H234V77H233ZM8 79H9V78H8ZM24 79H25V78H24ZM27 79H29V77H27ZM32 79H34L33 76H32ZM42 79H44V78L42 77ZM42 79H41V80H42ZM58 79H59V78H58ZM58 79H56V81H57ZM78 79H79V78H78ZM82 79L84 80V78H82ZM85 79H86V77H85ZM112 79H113V78H111V80H112ZM121 79H123V77H121ZM130 79H131V77H130ZM130 79H128V80H129V83H130ZM134 79H133V80H134ZM137 79H138V78H137ZM157 79H156V80H157ZM171 79H172V78H171ZM175 79H178V78H175ZM192 79H193V78H192ZM230 79H231V78H230ZM230 79H227V81H229ZM10 80H11V79H10ZM20 80H21V79H20ZM22 80H21V81H22ZM30 80H31V79H30ZM30 80H29V81H30ZM34 80H35V79H34ZM54 80H55V79H54ZM86 80H87V79H86ZM92 80H93V79H92ZM92 80H91V81H92ZM97 80H98V79H97ZM104 80H105V78H104ZM107 80L110 81V79H107ZM126 80H127V79H126ZM161 80H160V83H161ZM172 80H174V79H172ZM179 80H180V79H179ZM23 81H24V80H23ZM26 81H27V80H26ZM39 81H40V80H38L36 84H38ZM59 81H61V80H59ZM67 81H68V80H67ZM80 81H81V80H80ZM84 81H85V80H84ZM87 81H88V80H87ZM94 81H95V80H94ZM146 81H147V80H146ZM150 81H151V80H150ZM169 81H170V80H169ZM175 81H176V80H175ZM184 81H185V80H184ZM193 81H194V80H193ZM196 81H197V80L195 79V82H196ZM202 81H203V80H202ZM227 81H226V82H227ZM0 82H1V79H0ZM2 82H3V80H2ZM2 82H1V83H2ZM4 82H5V80H4ZM6 82H7V81H6ZM8 82H9V84H13V83H14L13 81H8ZM10 82H11V83H10ZM12 82H13V83H12ZM75 82H77V81H75ZM104 82H105V84L107 83L106 81H103V83H104ZM131 82H132V80H131ZM134 82L136 83L137 80H134ZM141 82H142V79H141ZM163 82H164V80H163ZM170 82H171V81H170ZM176 82H178V81H176ZM176 82H175V83H176ZM181 82H182V81H181ZM181 82H180V83H181ZM195 82H194V83H195ZM232 82H233V80L231 81V83H232ZM18 83H19V82H18ZM20 83H21V82H20ZM20 83H19V84H20ZM25 83H26V82H24L23 84H25ZM31 83H33V85H34L33 80H32ZM78 83H80V82H78ZM81 83H82V82H81ZM103 83L101 82V85H102ZM117 83H118V82H117ZM123 83H124V82H123ZM123 83H121V84H123ZM138 83H139V82H138ZM144 83H145V81H144ZM152 83H153V82H152ZM160 83H159V84H157V82H155V84L153 83V84H154V87H155L156 84H157V85H160ZM171 83H172V82H171ZM191 83H192V82H191ZM198 83H200V82L198 81ZM233 83H235V82H233ZM6 84H8V83H6ZM6 84H5V85H6ZM9 84H8V88H9V86H11V85H9ZM23 84H22V85H23ZM39 84H40V83H39ZM58 84H59V83H58ZM58 84H56V85H58ZM75 84H76V83H75ZM86 84H87V82H86ZM86 84H85V85H86ZM105 84H104V85H105ZM107 84H110V83L108 82ZM111 84H112V83H111ZM115 84H116V83H114L113 85H115ZM130 84H131V83H130ZM132 84H133V83H132ZM148 84H149V82H148ZM150 84H151V82H150ZM183 84H184V82H183ZM2 85H4V84L2 83ZM15 85H17V84H15ZM27 85H29L28 82L26 83V87H25V88H28V89H29V87H27ZM83 85H84V82H83ZM95 85H96V84H95ZM98 85H100V84L98 83ZM98 85H97V87H98ZM104 85H102V86H104ZM113 85H110V86L112 87ZM133 85H134V84H133ZM133 85H132V86H133ZM138 85L141 87L140 84H138ZM162 85L165 86L164 83H162ZM162 85H161V87H162ZM172 85H173V84H172ZM193 85H194V84H193ZM197 85H198V84H197ZM199 85H200V84H199ZM199 85H198V88H199ZM202 85H203V82H202ZM227 85H230V84H228V82H227V83H226V87H227ZM232 85H233V84H231V86H232ZM13 86H14V84L11 86V90H12L14 87H17V86H14V87H13ZM20 86H21V84H20ZM30 86H31V85H30ZM38 86H39V85H38ZM46 86H47V85H46ZM46 86H45V88H46ZM48 86H49V85H48ZM62 86H63V85H62ZM65 86H66V84H65ZM77 86H79L78 88L80 89V87H81L80 84L77 85ZM77 86H76V85H74V86L72 85V88H73V87H76V88H77ZM106 86H107V85H106ZM115 86H116V85H115ZM115 86H114V88H115ZM118 86H120V88H121V85H118ZM126 86H127V85H126ZM126 86H124V87H126ZM136 86H137V85H136ZM145 86H146V85H145ZM170 86H171V85H170ZM174 86H175V84H174ZM174 86H173V88H174ZM176 86H177V85H176ZM176 86H175V87H176ZM183 86H184V85H183ZM231 86H230V87H231ZM5 87H6V86H4V88H5ZM18 87H19V86H18ZM21 87H22V86H21ZM39 87H41V86H39ZM50 87H52V86H50ZM57 87H59V86H57ZM85 87H86V86H85ZM85 87H84V88H85ZM100 87H101V86H100ZM111 87H110V90L112 89ZM122 87H123V86H122ZM127 87H128V86H127ZM130 87H131V86H130ZM140 87H138V88H140ZM143 87H144V86H143ZM148 87H150V86H148ZM154 87H153V88H154ZM179 87H180V86H179ZM201 87H202V86H201ZM201 87H200V88H201ZM0 88H1V87H0ZM2 88H3V87H2ZM2 88H1V89H2ZM35 88H37V87H35ZM41 88H43V87H41ZM60 88H61V86H60ZM65 88H66V87H65ZM65 88H64V89H65ZM69 88H70V87H69ZM87 88H89V87H87ZM105 88H106V87H105ZM138 88L136 87V89H138ZM156 88H158V86H157ZM156 88H155V89H151V88H150V89L152 90V93H153V94H154L153 91L156 90ZM168 88H169V87H167V89H168ZM181 88H183V87H181ZM181 88H180V89H181ZM223 88H224V87H222V89H223ZM5 89H6V88H5ZM17 89L19 90V88H17ZM46 89H47V88H46ZM62 89H63V88H62ZM62 89H61V90H62ZM64 89H63V90H64ZM89 89H90V88H89ZM92 89H93V88H92ZM107 89H108V87H107ZM116 89H117V88H116ZM128 89H129V88H128ZM131 89H132V88H131ZM134 89H135V87H134ZM150 89H147L146 92H147L148 90H150ZM158 89H159V88H158ZM180 89H179V90H180ZM183 89H184V88H183ZM231 89H232V88H231ZM3 90H4V89H3ZM3 90H2V91H3ZM18 90H17V92H18ZM22 90H23V89H22ZM31 90L34 92L35 89L33 90V88H32V89H29V91L26 90V91H27L26 93L24 92V91H25V90H24L23 92H20V95H21V93H23V94L25 95V94H27L28 92H30ZM59 90H60V89H59ZM61 90H60V91H61ZM93 90H94V89H93ZM108 90H109V89H108ZM112 90H113V89H112ZM112 90H111V91H112ZM124 90H126V89H124ZM124 90H120V92H119V91H117V92H118V93H121V91H122V92L124 93ZM129 90H130V89H129ZM139 90H142V87H141ZM139 90H138V92H139ZM159 90H160V89H159ZM159 90H158V91H159ZM170 90H171V89H170ZM174 90H175V89H174ZM176 90H178V87H177ZM179 90H178V91H179ZM217 90H218V89H217ZM5 91L7 92V95H9V93H8L7 90H4L3 92H5ZM12 91H16V90L14 89V90H12ZM36 91H37V90H36ZM40 91H41V90H40ZM44 91H45V90H44ZM52 91H53V90H52ZM79 91H80V90H79ZM84 91H85V89H84L82 92H84ZM99 91H100V90H99ZM114 91H116V90H114ZM114 91H112V93H113ZM133 91H134V90H133ZM156 91H157V90H156ZM182 91H184V90H182ZM203 91H204V90H203ZM223 91H224V90H223ZM231 91H232V90H231ZM46 92H47V91H46ZM48 92H50L49 95H51V91H48ZM48 92H47V93H48ZM57 92H58V90H55V93H57ZM63 92H65V91H63ZM71 92H73V90H72ZM94 92H95V90H94ZM105 92H106V91H105ZM126 92L128 93V91H126ZM143 92H144V91H143ZM150 92H151V91H150ZM170 92L172 93V91H169V89H168L167 93L165 92V93L167 94V95L165 96V98H167L168 100H167L166 102H164L163 107H162V105H161V107H162V110H161L162 114L160 113V114L151 115V116L148 117V118L146 117V118H145V121H144V123H143V127H145L146 129H153V128H155V130L158 129V128L156 129V127H159V129H160V126H161V125L164 123V121L166 120V117L163 115L164 110H165V109H168V108H170V107L172 106V104H171L170 102H171L173 96H172V94H171ZM173 92H175V91H173ZM176 92H177V91H176ZM179 92H180V91H179ZM0 93L3 95V93L1 92V90H0ZM11 93H12V92H11ZM13 93H14V92H13ZM18 93H19V92H18ZM34 93H35V92H34ZM34 93H33V94H34ZM40 93H42V92H40ZM65 93H66V92H65ZM97 93H98V92H97ZM115 93H116V92H115ZM115 93H114V94H115ZM123 93L121 94V96H123V98H124L126 94L124 93L125 95H123ZM131 93H132V90H131ZM133 93H134V92H133ZM165 93H164V94H165ZM228 93H229V90H228ZM1 94H0V96H1ZM29 94H30V93L27 94L28 97H30ZM37 94H39V91L37 92ZM44 94H45V93H44ZM57 94H58V93H57ZM57 94H56V95H57ZM62 94H63V93H62ZM70 94H71V93H70ZM74 94H75V92H74ZM74 94H73V95H74ZM139 94H140V93H139ZM142 94H143V93H142ZM149 94H150V93H149ZM149 94H148V95H149ZM153 94H150V95L153 96ZM156 94H158V92H157V93L155 92V96H156ZM180 94H182V93L180 92ZM201 94H202V93H201ZM201 94H200V95H201ZM7 95H6V96H7ZM31 95H32V94H31ZM41 95H42V96H41V98H42V97H43V94H41ZM59 95H61V94H59ZM59 95H58V96H59ZM76 95H77V94H76ZM79 95H80V94H79ZM110 95H111V94H110ZM128 95H129V94H128ZM128 95H127V97H128ZM144 95H145V94H144ZM150 95L148 96L149 100H150V97H151ZM158 95H159V96H162V95H163V92H161V94L159 93ZM178 95H179V94H178ZM178 95H177V96H178ZM215 95H216V94H215ZM218 95H219V94H217V96H218ZM6 96H5V97H6ZM34 96H35V95H34ZM34 96H33L34 99H35V97H38V95L35 96V97H34ZM52 96H53V95H52ZM82 96H83V95H82ZM103 96H105V95H103ZM107 96H108V94H107ZM112 96H115V97H112V98H116V97H117L116 95H112ZM133 96H134V95H133ZM133 96H132V97H133ZM137 96H138V95H137ZM137 96H136V97H137ZM141 96H142V95H141ZM186 96H187V95H186ZM3 97H4V96H3ZM8 97H9V96H8ZM11 97H12V96H11ZM13 97H15V98L17 97L16 93H15V96H13ZM13 97H12V98H13ZM19 97H23V96H19ZM25 97H26V95L24 96V99H25ZM45 97H46V96H45ZM49 97H50V96H49ZM54 97H55V95H54ZM75 97H76V96H75ZM105 97H106V96H105ZM136 97H135V98H136ZM139 97H140V95H139ZM145 97H146V96H145ZM156 97H157V96H156ZM181 97H182V95H181ZM0 98H2V97H0ZM76 98H77V97H76ZM119 98H120V96H118L117 99L119 100ZM123 98H121V99H123ZM125 98H126V97H125ZM125 98H124V99H125ZM128 98H129V97H128ZM142 98H143V97H142ZM142 98L140 97V99H142ZM158 98H160V97H158ZM161 98H162V97H161ZM174 98H175V96H174ZM194 98H195V97H194ZM3 99H4L3 102L6 103V101H5L6 98H3ZM10 99H11V98H10ZM21 99H22V98H21ZM29 99H30V98H29ZM42 99H43V98H42ZM59 99H60V98H59ZM66 99H67V98H66ZM78 99H79V98H78ZM117 99H116V100H117ZM124 99H123V100H124ZM132 99L134 100V98H132ZM155 99H156V98H155ZM184 99L186 100V98H184ZM202 99H203V98H202ZM227 99H228V98H227ZM248 99H249V98H248ZM14 100H16V99H14ZM14 100H13V101H14ZM32 100H33V99H32ZM39 100H40V99H39ZM46 100H47V99H46ZM93 100H94V98H93ZM158 100H159V99H158ZM162 100H163V99H162ZM178 100H180V99H178ZM181 100H182V99H181ZM181 100H180V101H181ZM204 100H205V98H204ZM0 101H1V100H0ZM8 101H9V100H8ZM13 101H11V102H13ZM16 101L19 102L18 100H16ZM20 101H21V100H20ZM23 101H24V100H23ZM34 101H35V100H34ZM53 101H54V100H53ZM57 101H58V99H57ZM72 101H73V100H71V101H70V100H67L66 103H65V102H64V103H65L66 105H69V107H70V104L72 103ZM103 101H104V100H103ZM103 101H101V102H103ZM107 101H108V100H107ZM128 101H129V100H128ZM131 101H132V100H131ZM131 101H130V102H131ZM134 101H135V100H134ZM138 101H139V100H137V102H138ZM143 101H144V100H143ZM143 101L140 100L139 102H143ZM153 101H154V100H153ZM156 101H157V100H156ZM159 101H160V100H159ZM21 102H22V101H21ZM21 102H20V104H21ZM26 102H27V104L29 105V103H30L31 101L28 103V101L26 100ZM49 102H50V100H49ZM58 102H59V101H58ZM79 102H80V101H79ZM79 102H77V103H79ZM81 102H82V101H81ZM118 102H119V101H118ZM149 102H150V101H149ZM187 102H188V101H187ZM1 103H2V102H1ZM13 103H14V102H13ZM15 103H16V102H15ZM33 103H34V102H33ZM33 103H31V105H33ZM39 103H40V102H39ZM44 103H46V102H43V103H41V104H44ZM103 103H104V106H105V105H107L108 102L106 103V102L104 101ZM110 103H111V102H110ZM114 103H115V101H114ZM180 103H181V102H180ZM6 104H7V105H6L5 107L8 106V103H6ZM9 104H10V103H9ZM11 104H12V103H11ZM11 104H10V106H11ZM23 104H24V103H22V105H23ZM51 104H52V103H51ZM98 104H99V103H98ZM108 104H109V103H108ZM115 104H116V103H115ZM115 104H113V102H112L111 105H114L113 107H115ZM118 104H119V103H118ZM118 104H117V105H118ZM124 104H125V102L123 103V105H124ZM126 104H127V103H126ZM126 104H125V105H126ZM130 104H131V103H130ZM130 104H127L128 107L130 106ZM137 104H138V103H137ZM143 104H144V103H143ZM149 104L151 105V103H149ZM161 104H162V102H161ZM0 105L2 106V104H0ZM28 105H27V108L29 109L30 106H28ZM39 105H40V104H39ZM45 105H46V104H45ZM48 105H49V104H48ZM58 105H59V104H58ZM73 105H75V104H73ZM79 105H80V104H79ZM121 105H122V104H120V106H121ZM140 105H142V104H140ZM145 105H146V104H145ZM174 105H175V104H174ZM3 106H4V105H3ZM3 106L0 107V109L2 108V110H3V108H4ZM25 106H26V105H25ZM34 106H35V103H34ZM41 106H42V105H41ZM41 106H40V107H41ZM46 106H47V105H46ZM50 106H51V105H50ZM50 106H47V107H50ZM75 106H76V105H75ZM77 106H78V105H77ZM97 106H98V105H97ZM97 106H96V107H97ZM120 106L118 105L119 109L121 108ZM131 106H132V105H131ZM131 106H130L129 108H131ZM178 106H179V104H178ZM203 106H204V105H203ZM231 106H232V105H231ZM231 106H229V107H231ZM22 107H23V106H22ZM32 107H33V106H31V109H32ZM37 107H38V106H37ZM43 107H44V106H43ZM47 107H46V109H47V110H50V109H48ZM53 107H54V106H53ZM73 107H74V106H73ZM73 107H72V108H73ZM96 107H95V108H96ZM100 107L103 109L102 106H100ZM100 107H98V108H100ZM107 107H108V105H107ZM107 107H106V108H107ZM111 107H112V106H110V108H111ZM118 107H116V108H118ZM124 107H125V106H124ZM137 107H138V106H137ZM152 107H153V106H152ZM185 107H186V106H185ZM218 107H219V106H218ZM12 108H13V109H11V110H13V112H14V111H15V110H14L15 108L13 107V105H12ZM17 108H18V107H17ZM51 108H52V107H51ZM55 108H56V107H55ZM64 108H65V107H64ZM74 108H75V107H74ZM98 108H97V109H98ZM135 108H136V107H135ZM145 108L147 109V107H145ZM7 109H8V108H7ZM21 109H23V108H20V110H21ZM25 109H26V107H25ZM28 109H27V110H28ZM34 109H35V108H34ZM38 109H39V108H38ZM38 109H37V111H38ZM97 109H95V110H97ZM102 109H101V111H102ZM104 109H105V108H104ZM113 109H115V108H113ZM125 109H126V107H125ZM131 109H132V108H131ZM131 109H130V110H131ZM133 109H134V108H133ZM133 109H132V110H133ZM200 109H201V107H200ZM200 109H199V110H200ZM2 110H1V111H2ZM47 110H46V111H47ZM68 110H69V108H68ZM72 110H73V109H72ZM105 110H106V109H105ZM107 110H108V109H107ZM109 110H110V109H109ZM122 110H124V109L122 108ZM130 110H129V113H131ZM135 110H136V109H135ZM183 110H184V109H183ZM202 110H204V109H202ZM230 110H234V109H233V106H232V108H231ZM5 111H6V110H5ZM16 111H17V110H16ZM24 111H25V110H23V112H24ZM29 111H30V110H29ZM37 111H35V112H37ZM41 111H42V109H41ZM57 111H58V109L55 110V113H56ZM63 111H64V109H63ZM76 111H77V110H76ZM103 111H104V110H103ZM114 111H115V110H114ZM117 111H118V110H117ZM124 111H125V110H124ZM124 111H123V114H124ZM174 111H175V110H174ZM177 111H179V110H177ZM239 111H238V112H239ZM8 112H9V110H8ZM13 112H12V114H13ZM19 112H20V111H19ZM25 112H26V111H25ZM43 112H45V111H42V114H44ZM98 112H100V111H98ZM106 112H107V111H106ZM110 112H111V110H110ZM118 112H119V111H118ZM204 112H205V110H204ZM204 112H203V115L205 114ZM214 112H215V111H214ZM227 112H228V111H226L225 113H227ZM231 112H232V111H230V113H231ZM0 113H1V114L3 113V116H5V115L8 114V113H7V114L4 115V111H2V112H0ZM5 113H6V112H5ZM15 113L18 115L17 112H15ZM26 113H27V112H26ZM26 113H25V114H26ZM28 113H29V112H28ZM28 113L26 114L27 116H28ZM31 113H32V112H31ZM71 113H73V111H71ZM101 113H102V112H100V114H101ZM103 113L105 114V112H103ZM103 113H102V116L104 117ZM108 113H109V112H107V115H108ZM125 113H126V111H125ZM127 113H128V112H127ZM127 113H126V114H127ZM134 113H135V112H134ZM174 113H176V112H174ZM23 114H24V113H22V115H23ZM32 114H33V113H32ZM36 114H37V117H38V114L40 115L41 113L38 111ZM61 114H62V113H61ZM96 114H97V113H96ZM96 114H95V115H96ZM111 114H112V113H111ZM117 114H118V113H117ZM140 114H141V112H140ZM216 114H217V113H216ZM223 114H224V113H223ZM231 114H232V113H231ZM233 114H234V112H233ZM237 114H238V113H237ZM8 115H9V114H8ZM17 115H16V116H17ZM44 115H45V114H44ZM107 115H106V117H107ZM120 115H122V113H120V114L118 115V117H120ZM132 115H133V114H132ZM217 115H219V114H217ZM240 115H241V114H240ZM51 116H52V114H51ZM70 116H71V115H70ZM96 116H97V115H96ZM122 116H124V115H122ZM122 116H121L120 118H123ZM129 116H130V114H129L128 116L126 115V117H129ZM174 116H175V115H174ZM221 116H222V115H221ZM221 116H220V117H221ZM226 116H227V115H226ZM242 116H243V114H242ZM0 117H1V116H0ZM9 117H10V116H9ZM11 117H13V116H11ZM11 117H10V118H11ZM24 117H25V115H24ZM34 117L36 118L35 115H34ZM55 117H56V116H55ZM55 117H54V118H55ZM57 117H58V119L61 118V116H60L59 114H57ZM57 117H56V118H57ZM108 117H110V115H109ZM126 117H124V118H126ZM130 117H132V116H130ZM199 117H200V116H199ZM216 117H217V116H216ZM220 117H219V118H220ZM229 117H230V116H229ZM16 118H17V117H16ZM20 118H21V117H19V120L21 121ZM22 118H23V117H22ZM30 118H31V117H30ZM38 118H39V117H38ZM70 118H71V117H70ZM104 118H105V117H104ZM112 118H113V117H112ZM116 118H117V117H116ZM124 118H123V119H124ZM143 118H144V117H143ZM174 118H175V117H174ZM202 118H203V117H202ZM227 118H228V117H227ZM231 118H232V117H231ZM242 118H243V117H242ZM242 118H241V119H242ZM1 119H3V118H1ZM4 119H5V118H4ZM6 119H7V118H6ZM8 119H9V118H8ZM13 119H14V118H13ZM23 119H24V118H23ZM25 119H26V117H25ZM32 119H34V118H32ZM85 119H86V117H85ZM93 119H94V118H93ZM97 119H99V117H98ZM205 119H206V118H205ZM217 119H218V117H217ZM16 120H18V118H17ZM27 120H28V118H27ZM29 120H30V119H29ZM36 120H38V119L36 118ZM36 120L34 119V122H35ZM40 120H41V119H40ZM69 120H71V119H69ZM81 120H83V119H81ZM105 120H106V119H105ZM108 120H110V118H108ZM112 120H113V119H112ZM127 120H128V118H127ZM131 120H132V118H131ZM133 120H134V119H133ZM187 120H188V119H187ZM226 120H227V119H226ZM238 120H239V119H238ZM8 121H12V118H11V120L9 119ZM14 121H15V120H14ZM14 121H12V122L14 123L13 126H15V123H16V121H15V122H14ZM53 121H54V120H53ZM57 121H58V120H57ZM83 121H84V120H83ZM83 121H82V122H83ZM90 121H91V120H90ZM98 121L100 122L101 120H98ZM102 121H103V120H102ZM116 121H117V120H116ZM139 121H140V120H139ZM139 121H138V123H139ZM173 121H174V120H172V122H173ZM206 121H207V123H209V122H208V118L206 119ZM0 122H1V121H0ZM3 122H4V121H3ZM5 122H6V120H5ZM5 122H4V123H5ZM12 122H11L10 124H12ZM24 122H25V121H24ZM24 122H23V123H24ZM31 122H32V120L30 121V123H31ZM34 122H33V123H34ZM36 122H37V121H36ZM36 122H35V123H36ZM42 122H43V121H42ZM51 122H52V121H51ZM68 122H70V121H68ZM82 122L80 121V123H78V124H81V125H82ZM94 122H95V121H94ZM106 122H107V121H106ZM106 122H105V123H106ZM109 122H110V121H109ZM124 122H126V121L124 120ZM1 123H2V122H1ZM1 123H0V124H1ZM33 123H32V124H33ZM39 123H40V121H39ZM39 123H37V124H39ZM83 123H84V122H83ZM97 123H98V122H97ZM105 123H104V124H105ZM129 123H130V122H128L127 124H129ZM195 123H196V120H195ZM210 123H211V122H210ZM5 124H7V122H6ZM26 124H28V123H26ZM26 124H24L23 128H24L25 126H27ZM44 124H45V123H44ZM46 124H47V121H46ZM46 124H45V125H46ZM48 124H49V123H48ZM61 124H62V123H61ZM67 124H68V123H67ZM84 124H87V123H84ZM89 124H91V123H89ZM95 124H96V123H95ZM116 124H117V123H116ZM125 124H126V123H125ZM133 124H134V122H133ZM133 124H132V125H133ZM171 124L174 125L173 123H171ZM20 125H21V123H20ZM22 125H23V124H22ZM28 125H29V124H28ZM30 125H31V124H30ZM34 125H35V124H34ZM39 125H40V124H39ZM42 125H43V124H42ZM52 125H53V124H52ZM52 125H51V126H52ZM57 125H58V124H57ZM101 125H102V124H101ZM109 125H110V123H109ZM114 125H115V124H114ZM117 125H118V124H117ZM117 125H116V126H117ZM122 125H123V124H122ZM122 125H120V126H122ZM136 125H138V124L136 123ZM202 125H203V123H202ZM0 126H1V125H0ZM9 126H11L10 128H12V125H9ZM32 126H33V125H31V127H32ZM55 126H56V125H54L53 127H55ZM60 126H61V125H60ZM62 126H63V125H62ZM70 126L72 127V125H70ZM82 126H84V125H82ZM82 126H81V127H82ZM86 126H88V125H86ZM104 126H105V125H104ZM110 126H112V125H110ZM125 126H126V125H125ZM129 126H130V125H129ZM210 126H211V125H210ZM214 126H215V125H214ZM3 127H4V126H3ZM6 127H7V126H6ZM37 127L39 128L38 125H37ZM37 127H36V125H35L34 129H36ZM40 127H41V126H40ZM42 127H43V126H42ZM47 127H49V126H47ZM53 127H52V128H53ZM57 127H58V126H57ZM84 127H85V126H84ZM93 127H94V126H93ZM96 127H97V129H98L99 131L101 130L102 132L106 133V132H105V131H106L105 128H104V131H103L102 128H101V129L99 128L100 125H99V127H98V125H97ZM102 127H103V126H102ZM105 127H106V126H105ZM107 127H108V126H107ZM138 127H139V126H138ZM170 127H172V126H170ZM170 127H169V128H170ZM216 127H217V126H216ZM7 128H8V127H7ZM10 128H8V129H10ZM13 128H15V129L17 130V129L20 128V127H18V128L13 127ZM13 128H12V129H13ZM21 128H22V127H21ZM21 128H20V130H22ZM45 128H46V126H45ZM58 128H59V127H58ZM65 128H66V127H65ZM89 128H90V127H89ZM108 128H109V127H108ZM108 128H107V129H108ZM115 128H116V127H115ZM115 128H113V129H114V131L117 132V130H116ZM122 128H123V127H122ZM125 128H126V127H125ZM200 128H201V125H200ZM200 128H199V129H200ZM233 128H234V127H233ZM249 128H252V129L255 130V133H256V134H254L255 136L252 134V133H254V132H251V131H250L251 134H252V135H250V136H254V137L249 138V137L247 136V135H249V134H248V131H247ZM3 129H5V128H3ZM8 129H7V130H8ZM15 129H14V130H15ZM24 129H25V128H24ZM24 129H23V130H24ZM63 129H64V128H63ZM84 129H85V128H84ZM90 129H91V128H90ZM95 129H96V128H94V130H95ZM97 129H96V130H97ZM117 129H119V128H117ZM130 129H131V128H130ZM167 129H168V128H167ZM14 130H13V131H14ZM27 130H28V129H27ZM27 130H26V132H27ZM30 130H31V128H30ZM42 130H44V129L42 128ZM60 130H61V129H60ZM64 130H65V129H64ZM64 130H63L62 132H64ZM74 130H75V129H74ZM87 130H88V129H87ZM127 130H128V129H127ZM163 130H165V129H163ZM3 131H5V130H3ZM49 131H50V130H49ZM67 131H68V130H67ZM92 131H93V130H92ZM99 131H97V133H98ZM107 131H109V130H107ZM119 131H120V130H119ZM128 131H129V130H128ZM128 131H127V132H128ZM193 131H194V130H193ZM195 131H198V130H195ZM6 132H9V131H6ZM11 132H12V131H11ZM18 132H20V131H18ZM36 132H38V130H35V131H34V133H36ZM56 132H59V131L57 130ZM82 132H83V131H82ZM94 132L96 133V131H94ZM110 132L112 133L113 130L110 131ZM123 132H125V129H124ZM127 132H125L124 134H127ZM130 132H131V131H130ZM155 132H156V131H155ZM235 132H236V133H235ZM0 133H1V132H0ZM4 133H5V132H4ZM23 133H24V131H23ZM29 133H31V131H30ZM29 133H28V135L30 136ZM38 133H41V132H38ZM43 133H44V132H43ZM45 133H46V132H45ZM45 133H44V135H45ZM59 133H60V135L62 134L61 132H59ZM59 133H58V135H59ZM65 133H66V132H65ZM65 133H64V136L66 135ZM95 133H94V135H95ZM113 133H114V132H113ZM117 133L120 134V132H117ZM208 133H209V132H208ZM222 133H223V132H222ZM18 134H19V133H18ZM20 134H21V132H20ZM48 134H49V132H48ZM56 134H57V133H56ZM71 134H72V132H71ZM98 134H99V133H98ZM108 134H109V133H108ZM108 134H107V135H108ZM119 134H118V135L116 134L115 136H119ZM121 134H122V133H121ZM121 134H120V135H121ZM124 134H123V135H124ZM128 134H129V133H128ZM145 134H146V133H145ZM165 134H166V133H165ZM193 134H195V133L193 132ZM196 134L200 137V134H199V133L196 132ZM231 134H232V133H231ZM3 135H4V134H3ZM8 135H11V134L8 133ZM21 135H23V134H21ZM31 135H32V134H31ZM42 135H43V134H42ZM42 135H41V136H42ZM53 135H54V134H53ZM53 135H52V131H51V135H50V136H53ZM60 135H59V136H60ZM69 135H70V134H69ZM77 135H79V134H77ZM100 135H101V134H100ZM100 135H99V136H100ZM112 135H114V134H112ZM129 135H130V134H129ZM168 135H169V133H168ZM0 136H1V135H0ZM14 136H15V135H14ZM29 136H28V137H29ZM33 136H34V135H33ZM33 136H30V137L33 138ZM37 136H38V135H37ZM45 136H46V135H45ZM59 136H57V137H59ZM61 136H62V135H61ZM61 136H60V138L63 137V136H62V137H61ZM85 136H86V135H85ZM102 136H103V135H102ZM139 136H140V135H139ZM4 137H5V136H4ZM20 137H21V136H20ZM23 137L25 138V136H23ZM87 137H89V136H87ZM103 137H104V136H103ZM103 137H101V140H103V139L106 140V139H107L106 137H104V138H103ZM113 137H114V136H113ZM120 137H121V136H120ZM159 137H160V136H159ZM190 137H192V139H193V138L196 137V136H193V135H192V136H190ZM202 137H203V136H202ZM246 137H247L248 139H247ZM1 138H3V137H1ZM16 138H17V136H16ZM38 138H39V137H38ZM64 138H65V137H64ZM64 138H63V139H64ZM81 138H82V137H81ZM102 138H103V139H102ZM105 138H106V139H105ZM117 138H118V137H117ZM121 138H122V137H121ZM134 138H135V137H134ZM148 138H149V137H148ZM155 138H156V137H155ZM168 138H169V137H168ZM241 138H240V139H241ZM22 139H23V138H22ZM52 139H53V138H52ZM83 139H84V138H83ZM99 139H100V138H99ZM99 139H98V140H99ZM114 139H116V138H114ZM114 139H113V141L115 142ZM122 139H124V138H122ZM125 139H126V138H125ZM125 139H124V140H125ZM161 139H162V138H161ZM188 139H189V137H188ZM192 139H190V141H192V143H193V140H192ZM202 139H203V138H202ZM202 139H200V140H202ZM240 139H239V140H240ZM245 139H243V140H245ZM14 140H15V139H14ZM30 140H31V139H30ZM32 140H34V139H32ZM40 140H41V139H40ZM42 140H43V139H42ZM42 140H41V141H42ZM50 140H51V139H50ZM53 140H54V139H53ZM55 140H56V139H55ZM58 140H60V139L58 138ZM74 140H75V139H74ZM77 140H78V139H77ZM111 140H112V139H111ZM116 140H117V139H116ZM162 140H163V139H162ZM167 140H168V139H167ZM196 140H197V138H196ZM200 140H197V142H199ZM233 140H234V139H233ZM260 140L263 141L262 144L259 142ZM15 141H17V140H15ZM27 141H28V140H27ZM46 141H48V143H50V142H49V139L46 140ZM56 141H57V140H56ZM56 141H55V142H56ZM69 141H70V140H69ZM79 141H80V139H79ZM94 141L99 142V141H97V140H94ZM106 141H109V144H111V145H112V143H113V142L110 141V140H106ZM119 141H120V139H119ZM182 141H183V140H182ZM236 141H237V140H235L234 142L236 143ZM2 142H3V144H4V141H3V140H2ZM9 142H10V141H9ZM17 142H18V141H17ZM21 142H22V141H21ZM23 142H26V141H23ZM51 142H52V141H51ZM55 142H54V143H55ZM57 142H58V141H57ZM60 142H61V141H60ZM103 142H104V141H103ZM110 142H112V143H110ZM130 142H131V141H130ZM135 142H137V141L135 140ZM138 142H139V141H138ZM156 142H157V141H156ZM194 142H195V141H194ZM200 142H201V141H200ZM224 142H225V141H224ZM224 142H222V143H224ZM18 143H20V142H18ZM36 143H37V142H36ZM38 143H39V139H38ZM45 143H46V142H45ZM61 143L63 144V142H61ZM68 143H69V142H68ZM73 143H74V142H73ZM76 143H77V142H76ZM99 143H101V141H100ZM121 143H122V142H121ZM166 143H167V142H166ZM202 143H203V141H202ZM6 144H7V143H6ZM12 144H13V141H12ZM14 144H15V143H14ZM20 144H21V143H20ZM23 144H24V143H23ZM55 144H56V143H55ZM57 144H58V143H57ZM65 144H66V143H65ZM65 144H64V146H65ZM81 144H82V142H81ZM81 144H80V145H81ZM83 144H84V143H83ZM93 144H95V143H93ZM119 144H120V142L118 143V145H119ZM124 144H125V143H124ZM186 144H187V143H186ZM188 144L190 145L191 142H190V143L188 142ZM195 144H196V142H195ZM197 144H199V143H197ZM215 144H216V143H215ZM215 144H214V145H215ZM231 144H232V143H231ZM0 145H1V144H0ZM24 145H25V144H24ZM47 145H48V144H47ZM58 145H59V147H60L61 144H58ZM84 145H86V144H84ZM88 145H89V144H88ZM97 145H98V143H97ZM97 145H96V144L94 145V147L96 148V150H97V148H99V147L101 148L100 144L98 145L99 147H98ZM104 145H107V144H106V143H105V144L103 143V145H102V148H103V149H104ZM111 145H110V146H111ZM121 145H123V143H122ZM128 145H129V144H128ZM145 145H146V144H145ZM165 145H167V144H164V147L166 148ZM200 145H201V144H200ZM217 145H221V144L218 143ZM224 145H225V143H224ZM233 145H234V144H233ZM2 146H3V145H2ZM11 146H12V145H11ZM16 146H17V143H16ZM26 146H27V145H26ZM35 146H36V144H35ZM61 146H62V145H61ZM67 146H68V145H67ZM67 146H66V147H67ZM71 146H72V145H71ZM96 146H97V147H96ZM115 146H117V145L115 144ZM149 146H150V145H149ZM154 146H155V145H154ZM222 146H223V145H222ZM230 146H231V145H230ZM9 147H10V146H8V148H9ZM14 147H15V146H14ZM27 147H28V146H27ZM31 147H32V146H31ZM48 147H49V146H48ZM77 147H78V146H77ZM79 147H80V150H82L81 148H83V147H82V146H79ZM79 147H78V148H79ZM92 147H93V146H92ZM112 147H114V145H113ZM119 147H120V145H119ZM122 147H123V146H122ZM124 147H125V146H124ZM136 147H137V146H136ZM189 147H191V145H190ZM211 147H212V146H211ZM55 148H56V147H55ZM55 148H53V150H54ZM74 148H75V147H74ZM89 148H90V147H89ZM105 148H107V147H105ZM108 148H109V145H108ZM143 148H144V147H143ZM150 148H152V147H150ZM157 148H158V147H157ZM223 148H224V146H223ZM13 149H14V148H13ZM24 149H26V151H27V148H24ZM29 149H30V148H29ZM35 149H36V148H35ZM61 149H62V147H61ZM61 149H60L59 151H61ZM84 149H88V148H84ZM103 149H100L101 152H102ZM110 149H111V147H110ZM116 149H117V151H118V148H116ZM121 149H122V148H121ZM159 149H160V148H159ZM202 149H203V148H202ZM202 149H201V150H202ZM214 149H215V148H214ZM220 149H221V150H224V151H225V150L228 151V149H225V148H224V149L220 148ZM10 150H11V148H10ZM41 150H42V149H41ZM46 150H48V149H46ZM56 150H58V149H56ZM56 150H54V151H56ZM62 150H63V151H66V150H64V149H62ZM93 150H94V149H93ZM106 150H107V152H108L109 149H106ZM111 150H112V149H111ZM111 150H109V151H111ZM148 150H149V149H148ZM148 150H147V151H148ZM192 150H194V146H193V149L191 148V150H190V149H189V150L187 149V152H190V151H191V153H189V154L191 155V154H193V153H192ZM196 150H197V149H196ZM207 150H208V149H207ZM8 151H9V150H8ZM30 151H31V150H30ZM43 151H44V150H43ZM54 151H52V153H53ZM77 151H78V150H77ZM112 151H113V150H112ZM119 151H120V150H119ZM144 151H145V150H144ZM151 151H152V150H151ZM198 151H199V150H198ZM205 151H206V149H205ZM213 151H214V150H213ZM4 152H5V151H4ZM11 152H12V151H11ZM13 152H14V150H13ZM35 152H36V151H35ZM35 152H33V153H35ZM37 152H38V151H37ZM39 152H41V151H39ZM56 152H57V151H56ZM84 152H85V151H84ZM94 152H95V151H94ZM107 152L104 153V150H103V153L105 154V155H103V156H106V155L109 156V155L107 154ZM141 152H142V149H141ZM158 152H159V150H158ZM178 152H179V151H178ZM196 152H197V151H196ZM199 152H200V151H199ZM5 153H6V152H5ZM21 153H22V152H21ZM27 153L29 154L30 152L28 151ZM27 153H26V154H27ZM41 153H42V152H41ZM54 153H55V152H54ZM59 153H60V152H59ZM96 153H97V152H96ZM96 153H95V154H96ZM98 153H99V152H98ZM108 153L110 154V152H108ZM133 153H134V152H133ZM133 153H131V154L133 155ZM146 153H147V152H146ZM162 153H163V155H164L165 151H163ZM183 153L186 154L185 152H183ZM194 153H195V152H194ZM204 153H205V152H204ZM1 154H2V152H1ZM15 154H16V153H15ZM31 154H32V153H31ZM31 154L28 155V158H29V156H31ZM36 154H37V153H36ZM117 154H118V153H117ZM137 154H138V153H137ZM141 154H144V153H141ZM148 154H149V153H148ZM150 154H151V153H150ZM196 154H197V153H196ZM198 154H200V153H198ZM198 154H197V155H198ZM216 154H217V153H216ZM8 155H9V154H8ZM11 155H12V154H11ZM13 155H14V154H13ZM40 155H41V154H40ZM55 155H57V156H56V158H57L59 154H55ZM99 155H100V154H99ZM101 155H102V153H101ZM101 155H100L99 157H101ZM111 155H112V154H111ZM113 155H114V152H113ZM115 155H116V154H115ZM122 155H123V154H122ZM146 155H147V154H146ZM160 155H161V154H160ZM163 155H162V156H163ZM186 155H187V154H186ZM190 155H187V157L190 156ZM197 155H196V156H197ZM200 155H201V154H200ZM200 155H198L197 157H200ZM210 155H211V154H210ZM210 155H208L207 157H209ZM221 155H222V156H221ZM18 156H19V155H18ZM26 156H27V155H26ZM35 156H36V155H33V158H34ZM41 156H42V155H41ZM53 156H54V155H53ZM94 156H95V155H94ZM94 156H93V157H94ZM103 156H102V157H103ZM136 156H137V155H136ZM151 156H152V154H151ZM183 156H184V158H186L185 155H183ZM191 156H193V155H191ZM6 157H7V156H6ZM9 157H10V156H9ZM15 157H16V156H15ZM22 157H24V155H23ZM90 157H92V156H90ZM93 157H92V159H93ZM95 157H97V155H96ZM102 157H101V158H102ZM121 157H122V156H120L119 158H121ZM126 157H127V155L124 156V157H122V159L124 158V161H123V162L126 163V162L130 161V162H129V165H127V163H126V165H127V166H130V167H131V168H130L131 170L140 167V163L135 162V161H134V158H132V157L126 158ZM177 157H178V156H177ZM181 157H182V156H181ZM181 157H179L180 160H181ZM193 157H194V156H193ZM210 157H211V156H210ZM212 157H213V156H212ZM228 157H229V158H228ZM7 158H8V157H7ZM12 158H13V157H12ZM12 158H11V159H12ZM25 158H26V157H25ZM41 158H42V157H41ZM56 158L54 157V159H56ZM107 158H109V157H107ZM138 158H139V157H138ZM145 158H146V157H145ZM151 158H153V157H151ZM160 158H161V156H160ZM164 158H165V156H164ZM164 158H163V159H164ZM179 158H178V159H179ZM17 159H18V158H17ZM17 159H16V160H17ZM39 159H40V158H39ZM58 159H59V158H58ZM83 159L86 160V157L83 158ZM89 159H90V158H88V161H89ZM92 159L90 160V162H92ZM95 159H96V158H95ZM143 159H144V158H143ZM178 159H176V161H177ZM186 159H188V158H186ZM5 160H6V159H5ZM13 160H14V159H13ZM24 160H26V159H24ZM48 160H49V159H48ZM52 160H53V159H52ZM81 160H82V159H81ZM84 160H83V161H84ZM96 160L98 161V157H97ZM103 160H105V159H103ZM144 160H145V159H144ZM151 160H152V159H151ZM153 160H154V159H153ZM180 160H179V162H180ZM192 160H193V158H192ZM194 160H197V161H198L199 159L194 158ZM200 160L202 161V159H200ZM210 160H212V159L210 158V159L207 160L208 163H210ZM1 161H2V158H1ZM9 161H10V160H9ZM9 161H8V162H9ZM38 161L41 162L40 160H38ZM42 161L45 162L46 160H44V158H42ZM49 161L51 162V160H49ZM55 161H56V160H55ZM61 161H62V159H61ZM78 161H80V160L78 159ZM93 161H95V160H93ZM101 161H102V160H101ZM140 161H141V157H140ZM148 161H149V160H147V162H148ZM164 161H165V160H164ZM189 161H190V160H189ZM201 161L198 163L199 165H200ZM214 161H213V162H214ZM2 162H3V161H2ZM6 162H7V161H6ZM15 162H16V161H15ZM23 162H24V161H23ZM34 162H35V161H34ZM52 162H53V161H52ZM59 162H60V159H59ZM59 162H58V163H59ZM76 162H77V160H76ZM80 162H81V161H80ZM80 162H79V163H80ZM90 162H89V163H90ZM98 162H100V161H98ZM105 162H106V161H105ZM149 162L151 163V161H149ZM149 162H148V163H149ZM153 162H154V161H153ZM179 162H178V164H179ZM182 162H183V161H182ZM213 162H212V164H213ZM10 163H11V162H10ZM46 163H47V162H46ZM55 163H56V165H57V162H55ZM86 163H87V160H86ZM89 163H88V164H89ZM148 163H146V164L149 165ZM168 163H169V162H168ZM186 163H188V162L186 161ZM194 163H195V162H194ZM208 163H206V164H208ZM236 163H238V165L234 166V164H236ZM239 163H240V164H239ZM18 164H19V163H18ZM30 164H31V163H30ZM34 164H35V163H34ZM40 164H41V163H40ZM44 164H45V163H44ZM53 164H54V163H53ZM53 164H51V165L53 166ZM73 164H74V163H73ZM73 164H72V165H73ZM77 164H78V163H77ZM80 164H82V163H80ZM80 164H79V165H80ZM90 164H91V163H90ZM96 164H97V163L95 162V164L93 163V165H91V166H94V169H95V165H96ZM98 164H99V163H98ZM109 164H110V163H109ZM152 164H153V163H152ZM158 164H160V163L157 162L156 165L158 166ZM163 164H164V163H163ZM170 164L172 165V164H174V163L172 162V163H170ZM7 165H8V164H7ZM24 165H26V164H24ZM38 165H39V163H38ZM38 165H37V166L35 165V167H37V169H38ZM41 165H42V164H41ZM46 165H47V164H45V166H46ZM54 165H55V164H54ZM59 165H60V164H59ZM72 165H66V166H67V168H68V166H72ZM79 165L76 166V163H75L74 166H75L76 168H77V167L79 168ZM83 165L85 166L86 164H84V162H83ZM99 165H100V164H99ZM102 165H103V164H102ZM112 165H113V164H112ZM118 165H119V164H118ZM124 165H125V164H124ZM142 165H143V163H142ZM180 165H181V163H180ZM194 165H195V164H193V167H194ZM258 165H257V166H258ZM1 166H2V165H1ZM10 166L13 167L12 164H10ZM26 166H27V165H26ZM26 166H25V167H26ZM30 166H32V165H30ZM96 166H97V165H96ZM106 166H107V165H106ZM144 166H145V163H144L143 167H144ZM152 166H153V165H152ZM152 166H148V167H149V168H150V167L152 168ZM164 166H165V165H164ZM175 166H177V165H175ZM257 166H256V167H257ZM261 166H262V165H260L259 167H261ZM2 167H3V166H2ZM2 167H1V169H3ZM15 167L17 168V166H15ZM33 167H34V166H33ZM40 167H41V166H40ZM46 167H47V166H46ZM46 167H45V170H44V169H42V170L46 171V170H47ZM54 167H55V166H54ZM97 167H99V166H97ZM102 167H104V166H102ZM159 167H160V166H159ZM159 167H158V169H159ZM178 167H179V165H178ZM178 167H176V168H178ZM180 167H181V166H180ZM197 167H198V166H197ZM4 168H5V167H4ZM13 168H14V167H13ZM13 168H11V172H12V173H13L12 170H14ZM47 168H48V167H47ZM51 168H52V167H51ZM51 168H50V169H51ZM57 168H58V167H57ZM57 168H56V169H57ZM59 168H60V166H59ZM59 168H58V170H59ZM63 168H64V167H63ZM65 168H66V167H65ZM72 168H73V167H72ZM109 168H110V169H113V170H112L113 172L117 169V168L115 169V167H109ZM122 168H123V167H122ZM144 168H147V167H144ZM154 168H155V167H154ZM162 168H163V167H162ZM169 168L172 169L171 166H170ZM184 168H186V167H184ZM200 168H202V166H200ZM52 169H53V168H52ZM54 169H55V168H54ZM69 169H70V168H69ZM96 169H97V168H96ZM103 169H104V168H103ZM125 169H126V166H125ZM127 169H128V168H127ZM127 169H126V170H127ZM174 169H175V168H173L172 170H174ZM192 169H193V168H191V170H192ZM237 169H236V170H237ZM256 169H257V168H256ZM258 169H259V168H258ZM258 169H257V171H258ZM17 170H18V169H17ZM22 170H23V168H22ZM26 170H27V168H26ZM32 170H33V169L31 168V171H32ZM35 170H36V168H35ZM42 170H41V171H42ZM77 170H78V169H77ZM92 170H93V168H92ZM105 170H106V168H105ZM139 170H140V169H139ZM150 170H151V169H150ZM159 170H161V169H159ZM159 170H158V171H159ZM178 170H179V169H178ZM200 170H201V169H200ZM238 170H237V171H238ZM260 170H261V169H260ZM2 171H3V170H2ZM31 171L28 170V172H30V175H31V173H32ZM36 171H37V170H36ZM36 171H35V172H36ZM44 171H43V172H44ZM61 171H62V168H61ZM75 171H76V170H75ZM94 171H95V170H94ZM119 171L122 172L121 170H119ZM129 171H130V170H129ZM129 171H128V172H129ZM136 171H137V170H136ZM140 171H141V170H140ZM144 171H145V170H144ZM146 171H147V169H146ZM146 171H145V172H146ZM148 171H149V170H148ZM155 171H157V170L155 169ZM175 171H176V170H175ZM193 171H194V170H193ZM201 171H202V170H201ZM201 171H200V172H201ZM206 171H207V170H206ZM263 171H264V170H263ZM6 172H7V171H6ZM9 172H10V171H9ZM18 172H19V170L17 171V173H18ZM33 172H34V170H33ZM46 172H47V171H46ZM57 172H58V171H57ZM59 172H60V171H59ZM97 172H98V174H99L98 176H97L96 173H94V174H96V178H97L96 183L98 182V187H97V188H99V189H100V188H103V187L105 188V187L108 186V185L111 186V184H116V183H117V182H116V179H114V178H111V179H110V177L113 176V175H111V173H109V170H108V169H107L106 171L103 172L102 168H100V170L97 171ZM132 172H134V171H132ZM141 172H143V171H141ZM163 172H164V171L161 170V173H163ZM170 172H171V171H170ZM184 172H185V171H184ZM188 172H189V171L187 170V174H188ZM191 172H192V171H191ZM220 172H219V173H220ZM14 173H15V170H14ZM19 173H20V172H19ZM41 173H42V172H41ZM49 173H50V172H49ZM64 173H65V171H64ZM68 173H69V172H68ZM78 173H79V171H78ZM80 173H82V172L80 171ZM122 173H123V172H122ZM125 173H127V172H125ZM143 173H144V172H143ZM146 173H148V172H146ZM176 173L178 174L179 172L177 171ZM182 173H183V172H182ZM196 173H197V170H196ZM216 173H217V172H216ZM262 173H263V172H260L259 174L261 175ZM2 174H3V173H2ZM45 174H46V173H45ZM54 174H56V173L52 172V176L50 175L51 177H49V178H53V177H54V176H53ZM85 174H86V171H85ZM91 174H92V173H91ZM132 174H133V173H132ZM134 174L136 175V173H134ZM137 174H139V173H137ZM144 174H145V173H144ZM144 174H143V175H144ZM151 174H152V172H150L149 175L151 176ZM173 174L176 175L175 172H174ZM180 174H181V173H180ZM183 174H184V173H183ZM183 174H181V175H183ZM207 174L210 175L209 173H207ZM249 174H250V173H249ZM8 175H10V173H9ZM8 175L5 174V177L8 176ZM32 175H33V173H32ZM34 175H35V174H34ZM76 175H77V172L75 173L74 178H73V174H72V176H71V177H72V180H73V179L75 180ZM83 175H84V174H83ZM83 175H82V176H83ZM122 175H124V173H123ZM145 175H146V174H145ZM147 175H148V174H147ZM158 175H159V174H158ZM160 175H161V174H160ZM162 175H163V174H162ZM192 175H193V174L190 173V176L193 178ZM194 175H195V173H194ZM201 175H202V173H201ZM208 175H206V176H204V177H207ZM243 175H244V174H243ZM20 176H21V175H20ZM20 176L17 177V178H19L18 181H19L20 178H21ZM22 176H23V175H22ZM35 176H36V175H35ZM35 176H34V178H35ZM42 176L45 177L44 175H42ZM48 176H49V175H48ZM48 176H47V178H48ZM79 176H80V175H79ZM94 176H95V175H94ZM128 176H129V173H128ZM130 176L132 177V175H130ZM136 176H137V175H136ZM187 176H188V175H187ZM187 176H185V177H182V176H181V177L186 179ZM199 176H200V175L198 174L197 177H199ZM247 176H248V175H247ZM251 176H252V175H251ZM263 176H264V174H263ZM10 177H11V176H10ZM29 177H31V176H29ZM29 177H28V179H29ZM32 177H33V176H32ZM32 177H31V178H32ZM37 177H38V176H37ZM39 177L41 178V174H40ZM39 177H38V179H40ZM55 177H56V176H55ZM80 177H81V176H80ZM83 177H84V176H83ZM116 177H117V176H116ZM122 177H123V176H122ZM133 177H134V176H133ZM144 177H145V176H144ZM147 177H148V176H147ZM162 177H164V176H162ZM175 177H176V176H175ZM204 177H203V178H204ZM252 177H253V176H252ZM2 178H3V177H2ZM13 178H14V177H13ZM13 178H12V179H13ZM34 178H32V179L34 180ZM77 178H79V177L77 176ZM85 178H87V177H85ZM96 178H93V179H96ZM126 178L129 179L126 175H124L123 179L120 180V183H121V184H117V186L119 185V186L128 187L129 184H127L128 181L126 182ZM152 178H154V177L152 176ZM179 178H180V177H179ZM179 178H178V179H179ZM201 178H202V177H201ZM203 178H202V180L204 181L205 178H204V179H203ZM208 178H209V177H208ZM216 178H217V177H216ZM243 178L246 179L245 177H243ZM256 178H257V176H256ZM15 179H16V178H14V181H15ZM36 179H37V178H36ZM57 179H58V178H57ZM64 179H65V177H64ZM154 179H155V178H154ZM161 179H163V178H161ZM161 179H160V180H161ZM175 179H176V178H175ZM217 179H218V178H217ZM253 179H254V178H252V180H253ZM259 179H260V178H259ZM262 179H263V178H262ZM6 180H7V181H10V180H8V178H7ZM6 180H5V181H6ZM42 180H43V179H42ZM47 180L49 181L50 179H47ZM53 180H54V179H53ZM60 180H61V179H60ZM60 180H59V182H60ZM69 180H70V178H69ZM72 180H70V181H72ZM78 180H79V179H78ZM138 180H139V179H138L137 177H134V178L132 179V183H134V184L132 185V183H131V186L134 187V188L137 186V188H138V184H137ZM152 180H153V179H152ZM157 180H158V179H157ZM182 180H183V182H184V179H182ZM188 180H189V179H188ZM206 180H208V179L206 178ZM206 180H205V181H206ZM221 180H222V179H221ZM249 180H250V179H249ZM252 180H251V181H252ZM263 180H264V179H263ZM29 181H30V180H29ZM34 181H36V180H34ZM34 181H33V182L30 181V182H32V183H34V184H36V183L38 184V182L35 183ZM40 181H41V180H39V182H40ZM48 181H46V183H47ZM63 181H65V180H63ZM75 181H77V180H75ZM86 181H87V180H86ZM90 181H91V180H90ZM147 181H148V180H147ZM176 181H177V179H176ZM186 181H187V180H186ZM197 181H198V180H197ZM203 181H202V182H203ZM259 181H260V180H258V178H257L256 183H257V182L259 183ZM2 182H3V181H2ZM16 182H17V181H16ZM16 182H15V183H16ZM20 182H21V180H20ZM41 182H43V181H41ZM51 182H52V181H51ZM59 182H58V183H59ZM78 182H80V180H79ZM91 182H92V181H91ZM115 182H116V183H115ZM141 182H142V181H141ZM141 182H140V180H139V183H141ZM158 182H159V181H158ZM160 182H161V181H160ZM160 182H159V184H160ZM166 182H167V180H166ZM181 182H182V181H181ZM220 182H221V181H220ZM254 182H255V180H254ZM254 182H251V184H253ZM4 183H5V182H3V185H4ZM6 183H8V182H6ZM6 183H5V184H6ZM9 183H10V182H9ZM12 183H13V180H12ZM15 183H13V184L15 185ZM46 183L44 182V185H45ZM67 183H68V182H67ZM69 183H70V182H69ZM82 183H83V182H82ZM85 183H86V182H85ZM85 183H83V184L86 185ZM96 183H94V185H95ZM142 183H145V182H142ZM146 183H148V182H146ZM196 183H197V182H196ZM199 183H200V182H199ZM199 183H198V184H199ZM239 183H240V182H239ZM261 183H262V182H261ZM1 184H2V183H1ZM1 184H0V185H1ZM17 184H18V182H17ZM21 184H22V182H21ZM28 184H30V183L28 182ZM34 184H33V186H34ZM47 184H48V183H47ZM47 184H46V185H47ZM51 184H52V183H51ZM56 184H57V183H56ZM59 184H60V183H59ZM74 184H75V183H74ZM157 184H158V183H157ZM159 184H158V186H159ZM198 184H196V185L198 186ZM10 185H11V184H10ZM22 185H23V184H22ZM40 185H41V184H40ZM40 185H38V187H39ZM46 185H45V186H46ZM62 185H63V184H62ZM62 185H61V186H62ZM71 185H73V184H71ZM71 185H70V186H71ZM77 185H78V184H77ZM87 185H88V184H87ZM91 185H92V184H91ZM151 185H152V184H151ZM171 185H172V184H171ZM179 185H180V184H179ZM179 185H178V187H179ZM190 185H191V184H189V187H188L189 189H191L190 187H192V186H190ZM199 185H200V184H199ZM217 185H218V184H217ZM254 185H256V184H254ZM254 185H253V186H254ZM258 185L260 186V183H259ZM261 185H262V184H261ZM11 186H12V185H11ZM18 186H19V185H18ZM18 186H16V187H18ZM50 186H52V185L49 184V187H50ZM53 186L58 187L57 185H53ZM61 186L59 185L60 188H62ZM88 186H89V185H88ZM109 186H108V188H110ZM139 186H140V184H139ZM145 186H146V188H148V185H145ZM152 186H153V185H152ZM152 186H151V187H152ZM155 186H157V185H154V187H155ZM176 186H177V185H176ZM180 186H181V187H182V186H185V184H184V185H180ZM187 186H188V185H187ZM187 186H186V187H187ZM197 186H195V187H197ZM248 186H249V185H248ZM253 186H252V188H254ZM256 186H257V185H256ZM256 186H255V187H256ZM263 186H264V185H263ZM5 187H6V185H5ZM5 187H4V188H5ZM16 187H15V188H16ZM27 187H28V186H27ZM36 187H37V186H36ZM36 187H35V189H34V188H32V185H31V188H32L33 190H36ZM40 187H43V186H40ZM56 187H55V188H56ZM65 187H66V186H65ZM93 187H94V186H92L91 188L93 189ZM124 187H123V188H124ZM169 187H170V186H169ZM181 187H179V188L181 189ZM186 187H183V188L186 189ZM203 187H204V186H203ZM205 187H206V186H205ZM205 187H204V189H205ZM241 187H242V186H241ZM0 188H3V187L0 186ZM10 188H11V190H12L13 187H10ZM15 188H13L12 192L14 191ZM55 188H53V191H55ZM75 188H77V187H75ZM87 188H88V187H87ZM115 188H116V187H115ZM117 188H118V187H117ZM141 188H142V186H141ZM179 188H177L176 190H178ZM206 188H207V187H206ZM246 188H247V187H246ZM250 188H251V187H250ZM260 188H261V186H260ZM38 189H40V188H38ZM38 189H37V190H38ZM44 189H45V188H44ZM46 189H49V188H46ZM68 189H69V188H68ZM73 189H74V188H73ZM106 189H107V188H106ZM113 189H114V187H113ZM129 189H130V188H129ZM129 189H126V190L129 191ZM144 189H145V188H144ZM149 189H150V188H149ZM151 189H152V188H151ZM157 189H158V188H157ZM200 189H202V188H200ZM210 189H211V187L209 188V190H210ZM214 189H215V188H214ZM214 189H213V190L211 189L212 191H209V193L212 192V194H213V193L215 194V192H214L215 190H214ZM238 189H239V188H238ZM248 189H249V188H248ZM262 189H264V187H263ZM5 190H7V189L5 188ZM9 190H10V189H9ZM9 190H8V192H5V193H6V194L9 193V194H7V195L10 196V192H9ZM21 190H22V189H21ZM21 190H20V191H21ZM27 190H28V188H27ZM29 190H30V186H29ZM63 190L67 191V194H70V193H69L70 191H68V190H66V189H63ZM86 190H88V189H86ZM89 190H90V188H89ZM94 190H95V189H94ZM110 190H112V187H111ZM145 190H146V189H145ZM158 190H159V189H158ZM165 190H166V189H165ZM187 190H188V189H187ZM193 190H194V189H193ZM197 190H198V189H197ZM235 190H236V189H235ZM253 190H255V188H254ZM256 190H257V188H256ZM2 191H3V189H2ZM2 191H1V192H2ZM24 191H25V189H24ZM39 191H40V190H38V192H39ZM49 191H51V189H50ZM60 191H62V190H60ZM65 191H64V193H65ZM77 191H79V189H78ZM97 191H98V190H97ZM106 191H107V190H106ZM113 191H115V190H112L111 192L113 193ZM122 191L124 192V195H125V194H126L125 191H124V190H122ZM122 191H121V192H122ZM134 191H135V190H134ZM134 191H132V192H134ZM138 191H139V190H138ZM140 191H141V189H140ZM147 191H148V190H147ZM162 191H163V188H162ZM181 191H182V190H181ZM181 191H180V192H181ZM191 191H192V190H191ZM191 191H190V192H191ZM198 191H199V190H198ZM200 191H203V190H200ZM200 191H199V192H200ZM206 191H207V190H206ZM243 191H244V190H243ZM246 191H248V190H246ZM250 191H251V189H250ZM1 192H0V193H1ZM18 192H19V190H18ZM25 192H26V191H25ZM43 192H44V191H43ZM55 192H56V191H55ZM74 192H76V191L74 190ZM81 192H82V191H81ZM89 192H90V191H89ZM93 192H94V191H93ZM95 192H96V190H95ZM109 192H110V191H109ZM115 192H116V191H115ZM115 192H114V193H115ZM118 192H119V190H118ZM132 192H131V193H132ZM151 192H152V190H151ZM153 192H154V191H153ZM153 192H152V193H153ZM155 192H156V191H155ZM155 192H154V193H155ZM164 192H165V191H164ZM177 192H178V191H177ZM180 192H179V193H180ZM182 192H183V191H182ZM182 192H181V193H182ZM193 192H194V191H192V193H193ZM207 192H208V191H207ZM224 192H223V193H224ZM248 192H249V191H248ZM2 193H3V192H2ZM16 193H17V192H16ZM21 193H22L21 195L23 196V195H24V192H21ZM27 193H28V191H27ZM34 193H35V192H34ZM34 193H32V194H34ZM36 193H37V192H36ZM50 193H51V192H50ZM50 193H49V195H50ZM53 193H54V192H53ZM59 193H60V192H59ZM71 193H72V192H71ZM99 193H100V192H99ZM106 193H107V192H106ZM106 193H105V194H106ZM142 193H144L143 190H142ZM146 193H147V192H146ZM168 193H169V192H168ZM173 193H174V192H173ZM179 193H177V194H179ZM192 193H191V194H192ZM195 193H196V192H195ZM197 193H198V192H197ZM197 193H196V196H197ZM200 193H201V192H200ZM216 193L220 194L219 192H216ZM245 193H246V192H245ZM245 193L243 194L244 197H245ZM257 193H258V192H257ZM6 194H2V196L4 195V197H5ZM11 194H12V193H11ZM17 194H18V193H17ZM17 194H16V195H17ZM28 194H29V193H28ZM55 194L57 195L58 193H55ZM55 194H54V195H55ZM76 194H77V195H78V194H79V195H80V194L83 195L82 193H77V192H76ZM76 194H75V195H76ZM89 194H90V193H89ZM94 194H96V193H94ZM103 194H104V193H103ZM107 194H109V193H107ZM121 194H122V193H121ZM127 194L129 195L130 193H127ZM127 194H126V195H127ZM134 194H135V192H134ZM136 194H138V192H137ZM140 194H141V193L139 192V195H140ZM165 194H166V193H165ZM185 194H187V192H186V193L183 192V196H184ZM202 194H203V193H201V195H202ZM204 194H206V193H204ZM214 194H213V195H214ZM241 194H242V193H241ZM241 194H240V195H241ZM248 194H249V193H248ZM248 194H247V195H248ZM251 194L253 195V193H250L249 195H251ZM261 194L263 195V193H261ZM12 195H14V194H12ZM26 195H27V194H26ZM26 195H24V197H25ZM30 195H31V194H30ZM47 195H48V194H47ZM51 195H52V193H51ZM56 195H55V196H56ZM59 195H60V194H59ZM62 195H63V194H62ZM72 195H73V194H72ZM72 195H71V196H72ZM81 195H80V196H81ZM99 195H101V194H99ZM114 195H115V194H113L112 196H114ZM116 195H117V194H116ZM124 195H122V196H124ZM126 195H125V196H126ZM131 195H133V193H132ZM131 195H130V196H131ZM139 195H136V196H139ZM149 195H150V194H149ZM149 195L146 194V196H149ZM166 195H167V194H166ZM181 195H182V194H181ZM181 195H180L179 197L183 198ZM188 195H189V194H187V196H188ZM199 195H200V194H199ZM199 195H198V198H199ZM221 195H223V194H221ZM226 195H227V194L223 195L222 198L224 199ZM254 195H257V194L254 193ZM259 195H260V193H259ZM0 196H1V194H0ZM28 196H29V195H28ZM38 196H39V194H37V197H38ZM65 196H67V195L64 194V197H65ZM69 196H70V195H69ZM69 196H68V197H69ZM87 196H88V195H87ZM97 196H98V195H97ZM109 196H110V195H109ZM109 196H108V197H109ZM119 196H120V193H119L118 197H119ZM142 196H144V195H142ZM167 196H168V195H167ZM167 196H166V197H167ZM175 196H176V195H174V198H176ZM177 196H178V195H177ZM185 196H186V195H185ZM187 196H186V197H187ZM192 196H193V194H192ZM209 196H210V194H209ZM211 196H212V195H211ZM14 197H15V196H14ZM24 197H22V199H23ZM35 197H36V196H35ZM35 197L32 196V198H35ZM43 197H44V195H43ZM56 197H57V196H56ZM56 197H55V200H54V201H56V199H57ZM59 197H60V196H59ZM64 197H62V198H64ZM68 197H67V198H68ZM76 197L78 198V196H76ZM81 197H83L82 199H84V196H81ZM88 197H89V196H88ZM93 197L95 198L96 196H93ZM103 197H104V196H103ZM127 197H128V196H127ZM127 197H125L126 200H127V199H130V198H127ZM151 197H152V196H151ZM203 197H205V196H203ZM248 197H249V196H248ZM258 197H259V196H258ZM2 198H3V197H2ZM8 198H9V197H8ZM12 198H13V196H12ZM16 198H17V197H16ZM28 198H29V197H28ZM30 198H31V196H30ZM39 198H41V197L39 196ZM67 198L65 199V201L67 200ZM71 198H73V197H71ZM74 198H75V197H74ZM77 198H76V200H77ZM90 198H91V195H90ZM109 198H110V197H109ZM109 198H108V199H109ZM114 198H115V197H114ZM121 198L124 199V197H121ZM135 198H136V197H135ZM135 198H134V199H135ZM141 198H142V197H141ZM146 198H147V197H146ZM146 198H145V199H146ZM158 198H159V197H158ZM164 198H165V195H164ZM169 198H170V196H169ZM174 198H173V199H174ZM177 198H178V197H177ZM177 198H176V201L178 200ZM187 198H188V197H187ZM187 198L184 199V200H182V201L184 202L185 200H187ZM210 198H211V197H210ZM238 198H239V197H238ZM251 198H252V197H251ZM256 198H257V197H256ZM256 198H255V199H256ZM263 198H264V196H263ZM0 199H1V198H0ZM9 199H11V197H10ZM17 199H18V198H17ZM17 199H16V200H17ZM20 199H21V196H20ZM35 199H37V198H35ZM41 199H42V198H41ZM48 199H50V198H48ZM53 199H54V198H53ZM60 199H61V198H60ZM80 199H81V198H80ZM86 199H87V198H86ZM88 199H89V198H88ZM100 199H101V198H100ZM117 199H118V198H116V200H117ZM119 199H120V198H119ZM122 199H121V201H122ZM137 199H138V200H141L140 198H137ZM145 199H144V201H145ZM148 199H149V198H148ZM148 199H147V200H148ZM165 199H166V198H165ZM165 199H164V200H165ZM179 199H180V198H179ZM190 199H192V197H190ZM213 199H214V197H213ZM218 199H221V198H218ZM231 199H232V198H231ZM243 199H244V201L246 200L245 198H243ZM255 199H253V200H255ZM258 199H259V198H258ZM7 200H8V199H7ZM16 200H15V201H16ZM27 200H28V199H27ZM32 200H33V199H31V201H32ZM51 200H52V199H51ZM68 200H69V199H68ZM68 200H67V203H70V201H68ZM74 200H75V199H73V201H74ZM78 200H79V199H78ZM105 200H106V198H105ZM131 200H133V199L131 198L130 201H131ZM142 200H143V199H142ZM142 200H141V201H135V202H136V204H137L138 202H140L139 204H142V203H141ZM166 200H167V199H166ZM174 200H175V199H174ZM214 200L216 201V199H214ZM232 200H233V199H232ZM236 200H237V199H236ZM0 201H1V200H0ZM10 201H11V200H10ZM12 201H13V199H12ZM15 201H14V203H16L18 200H17L16 202H15ZM20 201H23V200H19V202H20ZM48 201H50V200H48ZM88 201H89V200H88ZM106 201H107V200H106ZM118 201H119V200H118ZM133 201H134V200H133ZM133 201L129 202V204L132 203ZM160 201H161V200H160ZM179 201H180V200H178L177 203H180ZM198 201H199V200H198ZM222 201H223V200H222ZM222 201H220V202H222ZM229 201H230V199H229ZM229 201H228V202H229ZM8 202H9V201H8ZM8 202L6 201L5 203L8 204ZM25 202H26V200H25ZM34 202H35V201H34ZM38 202L40 203V201H38ZM38 202H37V204H38ZM52 202H53V201H52ZM52 202H50L49 204H53ZM61 202H63V201H61ZM71 202H72V201H71ZM81 202H82V201H81ZM81 202H80V204H81ZM83 202H85V201H83ZM83 202H82V203H83ZM101 202H102V200H101ZM135 202H134V203H135ZM183 202H182V204H183ZM203 202H204V201H203ZM211 202H212V201H211ZM217 202H218V200H217ZM217 202H216V204H217ZM231 202H232V201H231ZM5 203H3V204L5 205ZM20 203H21V202H20ZM29 203H31V202L29 201ZM75 203L77 204V203H79V202H77V201L74 202L73 205L71 204L72 206L69 204V205L71 206V207H70V206H69V207L72 208L73 206H75ZM89 203H90V202H89ZM97 203L99 204V202H97ZM97 203L95 202V207H96V209H97ZM121 203H122V202H121ZM121 203L119 202V205H122ZM124 203H127V202H124ZM134 203H133V205H134ZM162 203H163V202H162ZM171 203H172V202H171ZM173 203H175V201H174ZM186 203H187V202H186ZM190 203H192V202L190 201ZM212 203H213V202H212ZM234 203H235V201H234ZM253 203H256V202H253ZM263 203H264V202H263ZM11 204H13V203H11ZM16 204H17V203H16ZM16 204H13V205L15 206ZM18 204H19V203H18ZM22 204H23V203H22ZM26 204H27V203H26ZM34 204H36V203H34ZM41 204L44 205L43 202H41ZM49 204H48V205H49ZM60 204H61V203H60ZM65 204H66V202H65ZM80 204H78V205H80ZM101 204H102V203H101ZM108 204H109V203H108ZM108 204H105V206H106V205L108 206ZM110 204H111V203H110ZM139 204H137V206H138ZM169 204H170V202H169ZM213 204H214V203H213ZM231 204H232V203H231ZM251 204H252V203H251ZM257 204H258V203H257ZM257 204H256V205H257ZM1 205H2V204H1ZM19 205L21 206V204H19ZM27 205H31V204H27ZM45 205L48 206L47 204H45ZM54 205H56V202H55V204H53V206H54ZM62 205H63V204H62ZM62 205H60L61 208H62ZM81 205H82V204H81ZM90 205H91V204H90ZM103 205H104V204H103ZM131 205H132V204H131ZM179 205H180L179 208H181V206H182L181 203H180ZM183 205H184V204H183ZM214 205H215V204H214ZM234 205H235V204H234ZM241 205H242V204H241ZM256 205H253V207L256 206ZM8 206H9V204H8ZM10 206H11V205H10ZM14 206H13V208H14ZM31 206L34 208L33 205H31ZM58 206H59V205H58ZM58 206H57V207H58ZM67 206H68V205H67ZM82 206H83V205H82ZM107 206H106L105 209H107ZM122 206H124V205H122ZM122 206H121V208H122ZM126 206H128V205L126 204ZM129 206H130V205H129ZM135 206H136V205H135ZM171 206H172V208H173V206H175V205H174V204H171ZM171 206H170V207H171ZM190 206H191V205H190ZM192 206H193V205H192ZM203 206L205 207L206 205H203ZM215 206H216V205H215ZM215 206H214V207H215ZM226 206H227V205H226ZM263 206H264V204H263ZM6 207H7V206H6ZM6 207H4V208H6ZM32 207H30V209H31ZM36 207H37V206H36ZM43 207H44V206H43ZM43 207H42V208H43ZM48 207H49V206H48ZM57 207H56V209H55V207H54V209L57 210ZM65 207H66V206H65ZM65 207H64V208H65ZM87 207H88V206H87ZM90 207H94V206H89V209L91 210ZM95 207H94V208H95ZM101 207L104 208L102 205H101ZM101 207H100V208H101ZM115 207H116V206H114L113 208H115ZM124 207H125V206H124ZM168 207H169V206H168ZM194 207H195V206H194ZM194 207H193V208H194ZM197 207H198V206H197ZM204 207H203V208H204ZM210 207H212V206H210ZM256 207H257V206H256ZM7 208H8V207H7ZM21 208H22V206H21ZM21 208H20V211H21L22 209L24 210L25 205H23V208H22V209H21ZM33 208H32V209H33ZM70 208H69V209H70ZM73 208H74V207H73ZM94 208H93V209H94ZM102 208H101V209H102ZM113 208H112V209H113ZM125 208H126V207H125ZM136 208H137V207H136ZM139 208H140V207H139ZM141 208H144V203H143V207H142V205H141ZM158 208H159V207H158ZM158 208H157V209H158ZM179 208H178V209H179ZM195 208H196V207H195ZM195 208H194V209H195ZM199 208H200V207H198V211H199L200 209L203 210V214H201V215H203V218H204V215H207V216H208L209 213L206 212V213H208V214H205V212H204L207 208L209 209L208 206H207V208H205V210H204L202 207H201L200 209H199ZM216 208H217V206H216ZM230 208H231V207H230ZM238 208H239V207H238ZM11 209H12V207H11ZM14 209H15V208H14ZM14 209H13V210H14ZM26 209H27V206H26ZM45 209L47 210V208H45ZM50 209H52V208H50ZM65 209H66V208H65ZM93 209H92V211H93ZM105 209H104V210H105ZM108 209H111V208H110V205H109ZM108 209H107V210H108ZM157 209H155V210H156L155 212H157ZM164 209H165V208H164ZM173 209H174V208H173ZM189 209H190V208H189ZM189 209H188V210H189ZM212 209H213V208H212ZM233 209H234V208H233ZM251 209H252V207H251ZM259 209H260V208H259ZM7 210H8V209H7ZM37 210H38V212H39V209H37ZM41 210H42V209H40V211H41ZM70 210H71V209H70ZM70 210H69V211H70ZM94 210H95V209H94ZM97 210H99V209H97ZM116 210H118V208H117ZM126 210H127V209H126ZM129 210H130V209H129ZM186 210H187V209H186ZM188 210H187L186 212H185V211H183V212H185V214L187 215ZM213 210H214V209H213ZM252 210H253V209H252ZM10 211H11V210H10ZM14 211H15L16 213L18 212L17 209L14 210ZM14 211H13V212H14ZM20 211H19V212H20ZM25 211H26V210H25ZM27 211H28V210H27ZM61 211H62V210H61ZM61 211L59 210V212H58V210H57L56 213H58V214L60 215ZM75 211H77V208L75 209ZM75 211H73V213H74ZM78 211H79V210H78ZM81 211H82V210L80 209V212H81ZM86 211L88 212L89 210H86ZM95 211H96V210H95ZM100 211H101V210H100ZM108 211H109V210H108ZM118 211H120V213H122L123 211H125V209H124L123 211H122L121 209L118 210ZM121 211H122V212H121ZM136 211H137V209H136ZM136 211H135V212H136ZM192 211H193V209H192ZM234 211H237V212H238V210H234ZM255 211H256V210H255ZM260 211H261V210H260ZM1 212H2V211H1ZM13 212H12V213H13ZM28 212H29V211H28ZM38 212H37V213H38ZM46 212H48V210H47ZM52 212H53V211H52ZM67 212H68V210L65 211V213H64L65 215L67 214V215H66V218H67V216H68V213H67ZM80 212H78V213H80ZM83 212H84V211H83ZM110 212H112V211H110ZM115 212H116V211H115ZM115 212H114V213H115ZM125 212H126V211H125ZM130 212H132V211H130ZM130 212H129V213H130ZM133 212H134V211H133ZM137 212H138V211H137ZM137 212H136V214H138ZM162 212H164V210H162ZM162 212H161V213H162ZM172 212H173V211H171V213H172ZM199 212H200V211H199ZM239 212H240V211H239ZM263 212H264V211H263ZM263 212H261V215H260L261 218H264V216L262 215ZM34 213H35V211H34ZM37 213H36V214H37ZM90 213H91V212H90ZM90 213L87 214V215H88V219L91 218V216H89ZM95 213H97V211H96ZM101 213L104 214V212H101ZM101 213H100V214H101ZM144 213H145V212H144ZM200 213H201V212H200ZM241 213H243V212H241ZM257 213H259V212H257ZM10 214H11V213H10ZM10 214H9V215H10ZM24 214H25V213H24ZM28 214H29V213H27V215H28ZM41 214H42V213H41ZM47 214H48V213H46L45 215H47ZM54 214H55V213H54ZM69 214H70V213H69ZM115 214H116V213H115ZM123 214H124V213H123ZM123 214H122V215H123ZM125 214H127V213H125ZM132 214H133V213H132ZM141 214H142V210H141ZM148 214H149V213H148ZM174 214H175V213H174ZM235 214H236V212H235V213L233 212V215H235ZM238 214H239V213H238ZM244 214H246V212H245ZM1 215H2V214H1ZM75 215H77V214H75ZM75 215H72V214H71L70 216H75ZM78 215H79V214H78ZM80 215H82V214L80 213ZM87 215H86V212H85V216H84V213H83L84 219L86 218ZM106 215H107V214H106ZM110 215H111V213H110ZM117 215H120V214L117 213ZM127 215H128V214H127ZM142 215H143V214H142ZM152 215H153V214H152ZM168 215H169V214H168ZM170 215H172V214H170ZM177 215H179V213H177ZM209 215L211 216V214H209ZM222 215H223V214H222ZM240 215H242V214H240ZM254 215H255V214H254ZM254 215H252V216H254ZM4 216H5V214L3 215V218H4ZM29 216H31V214H29ZM36 216H37V218H38V215H36ZM41 216H42V215H41ZM49 216H50V215H49ZM52 216H53V215H52ZM52 216H50V219L52 218ZM62 216H63V215H62ZM70 216H68L69 219H67V220H69V222H70ZM83 216H82V218H81V216H80V218H81V219H80V224H82L81 222L84 221ZM94 216H95V215H94ZM98 216H99V214H98ZM115 216H116V215H115ZM124 216H125V215L121 216V218L123 219ZM129 216H130V215H129ZM134 216H136V215H134ZM145 216H146V218H147V223H148V220H149V219H148V216H147V215H145ZM155 216H156V215H155ZM191 216H192V215H191ZM229 216H230V219H228V218H227V219L231 221V218H233V216H231L230 214H229ZM235 216H236V215H235ZM235 216H234V218H235ZM238 216H239V215L236 216V219H238ZM255 216H256V215H255ZM255 216H254V218H255ZM257 216H259V214H257ZM257 216H256V218H257ZM3 218H2V216H1V219H3ZM18 218H19V216H18ZM56 218H58V216H56ZM136 218H137V216H136ZM139 218H141V216H139ZM139 218H137V221H138ZM143 218H144V215L142 216V219H143ZM163 218H165V215L162 216V220H163ZM176 218H177V216H176ZM213 218H215V216H213ZM245 218H246V216H245ZM261 218H259V219H261ZM20 219H21V218H20ZM28 219L31 220L30 218H28ZM34 219H35V218H34ZM42 219H44V214H43V218H42ZM45 219H47V216H46ZM48 219H49V218H48ZM75 219H76V218H75ZM82 219H83V220H82ZM111 219H112V218H111ZM111 219H108V221L111 220ZM116 219H117V218H116ZM116 219H115V220H116ZM124 219H125V218H124ZM131 219H133V218H131ZM142 219H141V222H142L141 224H142V225H140V226H142V228H143V226H145V224H147V223H145L146 220L143 219V220H145V221H144L145 224L143 225V221H142ZM182 219H184V218H182ZM200 219H201V218H200ZM211 219H212V218H211ZM5 220H6V219H5ZM40 220H41V218H40ZM76 220L79 221L78 219H76ZM76 220L71 219V222L73 221V223H74V221H76ZM86 220H87V219H86ZM86 220H85V221H86ZM90 220H91V219H90ZM94 220H95V219H94ZM112 220H113V219H112ZM127 220H128V219H126V221H127ZM152 220H153V219H152ZM170 220H171V219H170ZM177 220H179V219H177ZM203 220H204V219H203ZM203 220H202V221H203ZM216 220H217V218H216ZM216 220H215V221H216ZM228 220H225V221H227V223H228ZM246 220H247V218H246ZM2 221H3V220H2ZM15 221H16V219H15ZM15 221H14V223H15ZM20 221H21V220H20ZM22 221H23V220H22ZM35 221H38V220H35ZM46 221H47V220H46ZM51 221H52V220H51ZM56 221H57V220H56ZM56 221H55V222H56ZM58 221H59V220H58ZM113 221H114V220H113ZM123 221H124V220H123ZM129 221H132V220L129 219ZM149 221H151V220H149ZM156 221L158 222L159 220H156ZM173 221H175V220H173ZM173 221H171V222H173ZM207 221L210 222V219L208 218ZM213 221H214V220H213ZM233 221H234V220H233ZM242 221H244V218H242ZM242 221H239V222H241V225L245 224L244 222H243V224H242ZM247 221H249V215H248V220H247ZM260 221H261V220H260ZM17 222H18V221H17ZM41 222H43V221H41ZM41 222H40L39 224H41ZM55 222L53 221V223H55ZM116 222L118 223V221H116ZM133 222L135 223L136 221H133ZM133 222H132V223H133ZM157 222H156V223H157ZM159 222H160V221H159ZM171 222H169V223H167V224H169V226H170L171 224H174V223H175V222H173V223H171ZM176 222H177V221H176ZM191 222L193 223V221H191ZM211 222H212V221H211ZM216 222H217V221H216ZM216 222H215V223H216ZM218 222H219V221H218ZM235 222L237 223V221H235ZM258 222H259V220H258ZM258 222H257V223H258ZM262 222H263V221H262ZM11 223H12V222H11ZM33 223H34V221H33ZM47 223H48V222H47ZM95 223H96V221H95ZM108 223H109V226H110L111 224L113 225V223H112V222L110 223V221H109ZM108 223H106V224H108ZM117 223H116V225H117ZM134 223L132 224V225H133L132 228H131L132 230L134 229V227H136V226L134 225ZM138 223H139V222H138ZM138 223H136V224H138ZM150 223H151V222H150ZM156 223H155V221H154V223H151V225L156 224ZM160 223H162V221H161ZM160 223H159V225H160ZM180 223L182 224V223H184V222H180ZM192 223H191V224H192ZM222 223H223V222H222ZM229 223H230V222H229ZM229 223H228V225H229ZM236 223H235V224H236ZM255 223H256V222H254V224H255ZM257 223H256V224H257ZM12 224H13V223H12ZM17 224H18V223H17ZM30 224H31V223H30ZM43 224H44V223H43ZM48 224H49V223H48ZM51 224H52V223H51ZM51 224H50V225H51ZM118 224H119V223H118ZM125 224H126V223H125ZM164 224L166 225V223H162L161 227L164 226ZM186 224H187V223H186ZM186 224H184V225H186ZM198 224H199V223H198ZM216 224H218V223H216ZM216 224H215V225H216ZM219 224H220V222H219ZM231 224H233V223H231ZM248 224H250V223H248ZM13 225H14V224H13ZM26 225H28V224H26ZM37 225H38V223H37ZM103 225H105V224H103ZM103 225H102V226H103ZM112 225H111V227H112ZM114 225H115V224H114ZM116 225H115L114 228H113L114 230H115ZM119 225H120V224H119ZM128 225H129V224H128ZM128 225H127V226H128ZM157 225H158V223H157ZM188 225H189V223H188ZM193 225H194V224L191 225V228H193ZM199 225H201V224H199ZM259 225H260V223H259ZM259 225L257 226V228L259 227ZM262 225H263V224H262ZM9 226H10V225H9ZM20 226H21V227H24V225H22V224H21ZM28 226H29V225H28ZM32 226H33V224H32ZM42 226H43V225H42ZM42 226H41V227H42ZM44 226H46V225H44ZM53 226H54V225H53ZM78 226H79V225H78ZM105 226H106V225H105ZM105 226H103V228H105ZM107 226H108V225H107ZM109 226H108V227H109ZM130 226H131V225H130ZM174 226H175V225H174ZM174 226H173V227H174ZM182 226H183V225H182ZM218 226H219V225H218ZM223 226H225V223H224ZM230 226H231V225H230ZM246 226L249 227L250 225H246V224H245L244 227L246 228ZM3 227H4V226H3ZM3 227H2V228H3ZM5 227H7V226H5ZM5 227H4V229H5ZM17 227H18V225H17ZM21 227H20V228H21ZM30 227H31V225H30ZM34 227H35V226H34ZM38 227H39V225H38ZM46 227H48V226H46ZM120 227H121V226H120ZM138 227H139V226H138ZM145 227H146V226H145ZM152 227H153V226H152ZM164 227H167V226H164ZM198 227H199V226H198ZM198 227H197V228H198ZM208 227H211V225L209 224ZM219 227H220V226H219ZM252 227H253V226H252V223H251V227H249V229L252 228ZM263 227H264V225H263ZM10 228H11V227H10ZM13 228H14V227H13ZM13 228H12V229H9V230H14ZM53 228H55V226H54ZM53 228H52V229H53ZM124 228H128V227L125 226ZM124 228H123V229H124ZM146 228H147V227H146ZM171 228H172V227H171ZM176 228H178V229L180 230L181 227H177V226H176ZM176 228H175V229H176ZM191 228H190V230H191ZM205 228H207V227L205 226ZM214 228L216 229V227H214ZM235 228H236V230L238 229V227H235ZM253 228H254V227H253ZM253 228H252V230H253ZM6 229H7V228H6ZM6 229H5V230H6ZM18 229H19V227H18ZM18 229H17V231H18V232H21V231H23L25 228H24V229H21L20 231H19ZM35 229H36V228H35ZM37 229H38V228H37ZM37 229H36V230H37ZM105 229H107V228H105ZM140 229H141V228H140ZM140 229H139V230H140ZM152 229H154V227H153ZM168 229H169V228H168ZM187 229H188V230H187ZM215 229H214V230H215ZM243 229H244V228L242 227V231H244ZM254 229H255V228H254ZM7 230H8V229H7ZM48 230H49V228H48ZM102 230H103V229H102ZM111 230H112V228H111ZM114 230H113V231H114ZM116 230H117V229H116ZM129 230H130V228H129ZM132 230H130V231H132ZM143 230H145V229L143 228ZM149 230H150V227H149V229L146 230V231L148 232ZM156 230H157V229H156ZM163 230H164V229H163ZM179 230H178V231H179ZM190 230H189L188 227H186V231H187L186 233L189 234V231H190ZM197 230H198V229H197ZM205 230H208V228L205 229ZM210 230H211V229H210ZM210 230H209V231H210ZM214 230L212 229V231H214ZM226 230H227V229H226ZM232 230H233V228H232ZM238 230H239V229H238ZM257 230H258V229H257ZM15 231H16V230H15ZM25 231L27 232V230H25ZM37 231H38V230H37ZM50 231L52 232L51 228H50ZM54 231H56V230H54ZM54 231H53V233L50 232L49 235H51V234H56V233H54ZM124 231H126V230H124ZM136 231H137V230H136V228H135V229H134V232L136 233ZM150 231H152V230H150ZM161 231H162V230H161ZM171 231H172V230H171ZM171 231H170V232H171ZM175 231H176V230H175ZM182 231H185V229H184V230H181V233H182ZM194 231H196V230L194 229ZM198 231H199V230H198ZM242 231H237V233H238V232H239V233L241 232V235H242V233H243ZM246 231H247V230H246ZM250 231H251V230H248L249 236H250V234H251ZM260 231H262V230H260ZM1 232H2V231H1ZM1 232H0V233H1ZM23 232H24V231H23ZM29 232H30V231H29ZM38 232H39V231H38ZM38 232H37V233H38ZM40 232H41V230H40ZM109 232H110V231H109V229H108V234H109ZM114 232H115V231H114ZM114 232H113V233H114ZM119 232H120V231H119ZM126 232H127V231H126ZM144 232H145V231H144ZM152 232L155 233L154 231H152ZM159 232H160V230H159ZM173 232H174V230H173ZM196 232H197V231H196ZM196 232H195V233H196ZM206 232L208 233V231H206ZM233 232H234V233H233ZM244 232H245V231H244ZM253 232H255V231H253ZM3 233H4V232H2L1 235H2ZM13 233H14V231H13ZM15 233H16V232H15ZM15 233H14V234H15ZM34 233H36L35 230H34ZM43 233H45V231H43L41 234H43ZM46 233H47V232H46ZM48 233H49V232H48ZM48 233H47V235H48ZM79 233H82V232L79 231ZM111 233H112V231L110 232V234H111ZM113 233H112V234H113ZM115 233H117V231H116ZM120 233H121V232H120ZM132 233H133V231H132ZM142 233H143V232H142ZM165 233H166V232H165ZM167 233H168V232H167ZM174 233H175V232H174ZM183 233H184V232H183ZM191 233H192V232H190V234H191ZM232 233H233L234 235L237 234V233H235V231H232ZM256 233H258V232L256 231ZM256 233H255L254 235H256ZM27 234H28V233H27ZM27 234H26V235H27ZM110 234H109V235H110ZM112 234H111V235H112ZM136 234H137V233H136ZM156 234H158V232H156ZM162 234H163V233H162ZM178 234H179V233H177V235H178ZM203 234H204V233H203ZM208 234H209V233H208ZM208 234H207V235H208ZM252 234H253V233H252ZM3 235H4V234H3ZM9 235H10V233H9ZM16 235H19V234H16ZM16 235H14V236H16ZM20 235H21V233H20ZM57 235H59V233H57ZM117 235H119V234H117ZM120 235H121V237H122L123 233L120 234ZM140 235H141V233H140V231H139V235L137 234V236L139 237ZM150 235H151V234H149V236H150ZM174 235H175V234H174ZM177 235H176V236H177ZM180 235H182V234H180ZM205 235H206V234H205ZM207 235H206L205 237H207ZM215 235H216V234H215ZM219 235H221V231H220V234H219ZM229 235L232 236V234H229ZM239 235H240V234H238V238H239ZM258 235H259V234H258ZM258 235H257V236H258ZM263 235H264V234H263ZM6 236H7V234H6ZM14 236H13V239H14ZM22 236H23V235H22ZM36 236L38 237L39 235L37 234ZM41 236H42V235H41ZM41 236H40V237H41ZM45 236H46V234H45ZM45 236L43 235L44 238H45ZM51 236H53V235H51ZM51 236H49V237L46 236V237H47V239L45 238V239H46V243H47V241L50 242V240H48V238H50ZM60 236H61V235H59V237H60ZM97 236H98V235H97ZM105 236H106V238L108 237L107 235H105ZM112 236H113V235H112ZM125 236H126V235H125ZM135 236H136V235H135ZM151 236H152V235H151ZM184 236H185L186 239L188 238V237L186 236V234H185ZM188 236H189V235H188ZM190 236H191V235H190ZM192 236H193V233H192ZM192 236H191V237H192ZM194 236H195V235H194ZM242 236H244V235H242ZM242 236H241V237H242ZM259 236H261V235H259ZM259 236H258V237H259ZM3 237H4V236H3ZM7 237H8V236H7ZM9 237H10V236H9ZM11 237H12V236H11ZM19 237H20V236H19ZM81 237H84V235L82 234ZM95 237H96V236H95ZM109 237H110V236H109ZM109 237H108V239H109ZM128 237H129V236H128ZM128 237H127V238H128ZM166 237H167V236H166ZM168 237H170V235H169ZM172 237H173V236H172ZM180 237H181V236H180ZM180 237H179V238H180ZM182 237H183V235H182ZM191 237H190V238H191ZM203 237H204V236H203ZM209 237H210V236H208V239L205 240V241H208V240H209ZM217 237H218V236H217ZM219 237H220V236H219ZM236 237H237V236H236ZM236 237H235V239H236ZM258 237H257V238H258ZM262 237H263V236H262ZM262 237H259V238L261 239ZM54 238H55V237H54ZM54 238L51 237L50 239H54ZM92 238H94V237H92ZM110 238H113V237H110ZM115 238H117V236H114L113 239H115ZM123 238H124V235H123ZM123 238H122V239H123ZM125 238H126V237H125ZM139 238H140V237H139ZM185 238H183V239H185ZM190 238H188V239H190ZM195 238H196V236H195ZM213 238H214V237H213ZM0 239H1V237H0ZM3 239H4V238H3ZM34 239H35V236H34ZM39 239H40V238H39ZM45 239H44V240H45ZM56 239H57V238H56ZM56 239H55V240H56ZM60 239H61V237H60ZM83 239H84V238H83ZM83 239H82V240H83ZM101 239H102V238H101ZM108 239H107V240H108ZM113 239H112V240H113ZM129 239H130V238H129ZM132 239H133V238H132ZM148 239H149V238H148ZM150 239L152 240V239H153V236H152ZM176 239H177V238H176ZM183 239H180V241H182ZM186 239H185V241H186ZM202 239H204V238H202ZM205 239H206V238H205ZM218 239H220V238H218ZM230 239H231V238H230ZM242 239H243V240H241L240 244H239V242H237V243L239 244V246H240V245H243V244H242L243 241L246 242L247 236H246V239H245V240H244V237H243ZM251 239H252V238H251ZM262 239H263V238H262ZM1 240H2V239H1ZM4 240H5V241H4ZM4 240H3L4 243H6V239H4ZM10 240H11V238H10ZM15 240H16V239H15ZM17 240H18V237H17ZM20 240L22 241V238H21ZM29 240H30V239H29ZM55 240H54V241H55ZM80 240H81V239H80ZM82 240H81V241H82ZM84 240H85V239H84ZM94 240H95V239H94ZM109 240H111V239H109ZM125 240H126V241H125ZM125 240L123 239V241L127 242L128 244H130V243L127 241V239H125ZM155 240H156V239H155ZM161 240L163 241V240H165V239L163 238V239H161ZM191 240L193 241V239H191ZM191 240H190V241H191ZM194 240H195V241H199L198 239H197V240L194 239ZM213 240H214V239H213ZM213 240H212V241H213ZM216 240H217V238H216ZM233 240H234V238H233ZM258 240H259V239H258ZM51 241H52V240H51ZM58 241H59V240H58ZM60 241L62 242V239H61ZM81 241H80V242H81ZM105 241H106V240H105ZM131 241H132V240H131ZM137 241H140V240H137ZM141 241H142V240H141ZM143 241H144V240H143ZM152 241H153V240H152ZM152 241H151V242H152ZM165 241H166V242L168 241L167 238H166ZM174 241H175V240H174ZM180 241H179V242H180ZM185 241L183 240L184 243H185ZM187 241H189V240H187ZM187 241H186V242H187ZM190 241H189V242H190ZM195 241H194V242H195ZM201 241H202V240H201ZM229 241H230V240H229ZM234 241L236 242V240H234ZM249 241H250V240H249ZM252 241H254V239H253ZM10 242H11V241H10ZM18 242H19V240H18ZM34 242H35V240H34ZM34 242H33V243H34ZM37 242H38V241H37ZM42 242H43V241H42ZM49 242H48V243H49ZM61 242H59V243H61ZM95 242H96V240H95ZM95 242H93V243H95ZM114 242H115V241H114ZM114 242H113V243H114ZM125 242H124V243H125ZM132 242H133V241H132ZM135 242H136V239H135ZM166 242H165V244L167 245ZM176 242H178V241H176ZM183 242H182V243H183ZM189 242H188V243H189ZM194 242H192V245H194V244H193ZM247 242H248V239H247ZM247 242H246V244H247ZM8 243H9V242H8ZM11 243H12V242H11ZM11 243H10L9 245H11ZM20 243H21V242H20ZM20 243H19V244H20ZM43 243H45V241H44ZM43 243H42V244H43ZM46 243H45V244H46ZM52 243H53V242H52ZM57 243H58V242H57ZM122 243H123V242H122ZM122 243H121V245H122ZM155 243L157 244V242H155ZM161 243H162V242H161ZM172 243H173V242H171V244H172ZM184 243H183V245H184ZM188 243H186V244H188ZM195 243H196V242H195ZM201 243H202V242H201ZM204 243H206V242H204ZM231 243H232V242H231ZM233 243H234V242H233ZM258 243H259V242H258ZM258 243H257V244H258ZM39 244H41V243L39 242ZM55 244H56V243H55ZM101 244H102V242H101ZM115 244H116V243H115ZM131 244H132L131 246H133V247L135 246V245H133V243H131ZM158 244H160V243H158ZM174 244H175V243H173V245H174ZM210 244H212V243H210ZM215 244H216V242H215ZM238 244H237V247L239 248ZM248 244H249V242H248ZM251 244L253 245V244H255V243H254V242H253V243L251 242ZM251 244H250V245H251ZM0 245H1V244H0ZM21 245H22V243H21ZM37 245H38V244H37ZM50 245H54V244H51V243H50ZM117 245H118V244H117ZM124 245H125V244H124ZM126 245H127V244H126ZM138 245H139V244H138ZM138 245H136V246H138ZM140 245H141V243H140ZM143 245H144V244H143ZM143 245H142V246H143ZM166 245H165V247H166ZM180 245H182V244H180ZM212 245H213V244H212ZM262 245H263V244H262ZM1 246H2V245H1ZM30 246H31V245H30ZM38 246H39V245H38ZM46 246H47L46 249H48V251L51 252V251H52L51 249H53V246H52V248H49V246H48L47 244H46ZM56 246H57V245H56ZM58 246H59V245H58ZM58 246H57V248L59 249L60 246H59V247H58ZM99 246H100V245H99ZM118 246H119V247H118ZM118 246H116V245H115V246L112 245L111 247H114V249H115V247H118V249L120 248V250H121V247H122V246H121V247H120V245H118ZM127 246H128V245H127ZM127 246H123V247H125V250H126V247H127ZM129 246H130V245H129ZM170 246H171V245H170ZM176 246H177V245H176ZM186 246L190 247L191 245H190V243H189V245H186ZM194 246H195V245H194ZM199 246H200V245H199ZM206 246H207V245H206ZM233 246H234V245H233ZM253 246H254V245H253ZM3 247H4V246H3ZM39 247H43V246H39ZM39 247H38V248H39ZM100 247H101V246H100ZM111 247H110V248H111ZM123 247H122V248H123ZM138 247H139V246H138ZM138 247H137V249H138ZM143 247H144V246H143ZM161 247H162V246H161ZM184 247H185V246H184ZM188 247H187V248H188ZM201 247H202V246H201ZM201 247H200V248H196V247H195V248L199 250V249H201ZM208 247H209V246H208ZM235 247H236V246H235ZM235 247H234V248H235ZM248 247H249V246H248ZM1 248H2V247H1ZM8 248H9V247H8ZM21 248H22V247H21ZM33 248H34V245H33ZM44 248H45V247H44ZM54 248L56 249V247H54ZM84 248H85V247H84ZM89 248H90V247H89ZM92 248H93V246H92ZM110 248H107V249H110ZM159 248H160V247H159ZM159 248H158V249H159ZM167 248H170V247H167ZM172 248H173V246H172ZM179 248H180V247H179ZM205 248H206V247H205ZM229 248H230V247H229ZM231 248H232V247H231ZM240 248H241V246H240ZM240 248H239V250H240ZM249 248H251V246H250ZM9 249H10V248H9ZM15 249H17V248L15 247ZM24 249H25V248H24ZM35 249H37V248H35ZM39 249H41V248H39ZM49 249H50V250H49ZM111 249H113V248H111ZM114 249H113V250H114ZM127 249H128V248H127ZM135 249H136V248H135ZM144 249H146V248H144ZM155 249H157V248H155ZM161 249H165V248L162 247ZM182 249H183V248H182ZM182 249H180V250H182ZM17 250H18V249H17ZM25 250H26V249H25ZM30 250H31V249H30ZM30 250H29V251H30ZM37 250H38V249H37ZM43 250H44V249H43ZM43 250L41 249L42 252H43ZM59 250H60V249H59ZM122 250H123V249H122ZM122 250H121V251H122ZM130 250H131V249H130ZM132 250H133V249H132ZM138 250H140V249H138ZM166 250H167V249H166ZM170 250H171V249H170ZM170 250H169V251H170ZM190 250L192 251V249H190ZM194 250H195V249H194ZM194 250H193V252H195ZM248 250H250V249H248ZM1 251H3V250H1ZM4 251H5V250H4ZM9 251H10V250H8V253H9ZM23 251H24V250H23ZM26 251H27V250H26ZM31 251H34V249H32ZM38 251H39V250H38ZM104 251H105V250H104ZM104 251H103V252H104ZM116 251H117V250H116ZM123 251H124V250H123ZM134 251H135V250H134ZM146 251L149 253V252L151 251V249H150V251L146 249V250H145V253H146ZM152 251H154V250H152ZM161 251H162V250H161ZM183 251H184V250H183ZM185 251H186V250H185ZM208 251H209V250H208ZM210 251H211V247H210ZM216 251H217V250H216ZM222 251H223V250H222ZM226 251H227V249H226ZM258 251H259V250H258ZM21 252H22V251H21ZM24 252H25V251H24ZM24 252H22V253H24ZM44 252H47V251L45 250ZM84 252H85V251H84ZM84 252H83V253H84ZM103 252H102V253H103ZM107 252H108V251H107ZM109 252H110V250H109ZM114 252H115V251H114ZM117 252H118V251H117ZM117 252H115V253H117ZM126 252H129V251H126ZM126 252H125V254H124L123 252H122L121 254H124V256H126V255L129 256L130 254H132V253L130 252L129 255H128V253H126ZM155 252H156V251H155ZM155 252H154V253H155ZM170 252H171V251H170ZM172 252H174V251H172ZM177 252H178V251H177ZM177 252H176V253H177ZM193 252H192V253H193ZM197 252H198V251H197ZM199 252H201V250H200ZM211 252H213V251H211ZM218 252H219V251H218ZM234 252H235V250H234ZM236 252H237V251H236ZM236 252H235L234 254L237 255L238 253H236ZM250 252H251V251H250ZM252 252H253V251H252ZM263 252H264V251H263ZM2 253L4 254V252H2ZM10 253L12 254L11 251H10ZM22 253H21L20 255H22ZM55 253H56V252L54 251V252L52 253V255L55 254ZM88 253H89V252H88ZM90 253L93 254V252H90ZM95 253H96V252L94 251V254H95ZM105 253H106V252H104V256H105ZM110 253H111V252H110ZM138 253H139V252H138ZM140 253H142L141 250H140ZM157 253H158V252H157ZM161 253H162V252H161ZM180 253H181V251H180ZM180 253H179V254L177 253V255H179V257H180ZM182 253H184V252H182ZM190 253H191V252H190ZM206 253H207V252H206ZM243 253H244V252H243ZM11 254H10V255H11ZM15 254H16V253H15ZM26 254H27V256L29 255L28 253H26ZM26 254H25V255H26ZM31 254H35L34 256L36 257V260H37V258H39V256L41 255V254H38L37 252H36V253H31ZM36 254L39 255V256H37ZM42 254H44V253H42ZM50 254H51V253H50ZM81 254H82V253H81ZM84 254H85V253H84ZM94 254H93V255H94ZM108 254H109V253H107L106 255H108ZM150 254H151V253H150ZM165 254H166V253H165ZM223 254H224V253H223ZM225 254H226V253H225ZM225 254H224V255H225ZM227 254H229V253L227 252ZM231 254H232V252H230L229 255H231ZM249 254H250V253H249ZM249 254H248V255H249ZM1 255H2V254H1ZM23 255H24V254H23ZM58 255H60V254H58ZM95 255H96V254H95ZM98 255H99V257H100V254H98ZM98 255H97V257H98ZM101 255H102V254H101ZM133 255H134V254H132L131 256L134 257ZM136 255H137V254H136ZM151 255H152V254H151ZM163 255H164V254H163ZM163 255H162V257H163ZM177 255H176V257H177ZM182 255H184V254H182ZM182 255H181V256H182ZM198 255H199V258H200V254H198ZM198 255H196V256H198ZM201 255H205V252L203 251V253H202ZM207 255H208V254H207ZM216 255H217V254H216ZM250 255H251V254H250ZM12 256H13V254H12ZM16 256H17V255H16ZM16 256H15V257H16ZM18 256H19V255H18ZM27 256H25L26 261H27V259H28ZM48 256H49V255H48ZM61 256H62V255H61ZM82 256H84V255H82ZM109 256H114V254H112V255L109 254ZM141 256H143V255L141 254ZM171 256H172V255H171ZM184 256H185V257H184ZM184 256H183L184 259L187 258L186 255H184ZM205 256H206V255H205ZM227 256H228V255H226V257H227ZM231 256H233V255H231ZM231 256H229V257H227V258L231 259V258H232ZM1 257H2V256H1ZM20 257H21V256H20ZM28 257H29V256H28ZM31 257H32V255H31L29 258H31ZM40 257H41V256H40ZM44 257H46V256H44ZM79 257H80V256L78 255L77 258H79ZM86 257H88V255H87ZM137 257H138V256H137ZM157 257H158V256H157ZM173 257H174V256H172V258H173ZM214 257H215V256H214ZM217 257H218V256H217ZM222 257H223V256H222ZM226 257H225V258H226ZM242 257H243V256H242ZM249 257H250V256H249ZM42 258H43V257H42ZM56 258H57V257H56ZM56 258H55V260H56ZM58 258H59V257H58ZM58 258H57V259H58ZM68 258H69V256H68ZM71 258H72V257H71ZM77 258L73 257V259H75V260H77ZM91 258H92V257H91ZM95 258H96V257H93L94 260H95ZM103 258H108V256H107V257H106V256L103 257V255H102V258H101V259L97 258V260H98V259H99V260H102ZM111 258H112V257H111ZM111 258H110V260H111ZM117 258H118V257H117ZM127 258H128V257H127ZM166 258H168V257L166 256ZM197 258H198V257H197ZM202 258H204V257H202ZM202 258H200V260H201ZM209 258H210V257H209ZM218 258H219V257H218ZM218 258H217V259H218ZM227 258H226V259H227ZM247 258H248V257H247ZM251 258H252V257H251ZM2 259H3V258H2ZM2 259H0V261H2ZM8 259H9V256H8ZM18 259H20V258H18ZM21 259H23V257H22ZM44 259H45V258H43V260H44ZM52 259L54 260V258H52ZM59 259H61V258H59ZM62 259H63V257H62ZM89 259H90V257H89ZM89 259H87L86 261H88ZM113 259H114V258H113ZM115 259H116V258H115ZM118 259H119V258H118ZM118 259H117V260H118ZM124 259H125V257H124ZM129 259H130V257H129ZM134 259H135V258H134ZM137 259H139V258H137ZM140 259H141V258H140ZM143 259H146V257L143 258ZM148 259L150 260V256L148 257ZM152 259H153V258H152ZM152 259H151V260H152ZM164 259H165V258H164ZM180 259H181V258H180ZM219 259H222V258L220 257ZM235 259H236V258H235ZM239 259H241V258H239ZM252 259L254 260V258H252ZM252 259H251V260H252ZM5 260H6V258H4V261H5ZM9 260H10V259H9ZM75 260H74V262H75ZM90 260H91V259H90ZM104 260H106V261H104ZM104 260H102V261L105 262V263L108 261L107 259H104ZM117 260H116V262H117ZM141 260H142V259H141ZM141 260H139V261L141 262ZM194 260H195V259H194ZM194 260H193V261H194ZM196 260H197V261H196ZM196 260H195V261L199 263V261H198L199 259H196ZM210 260H211V259H210ZM241 260H242V259H241ZM260 260H261V259H260ZM12 261H13V260H12ZM22 261H23V260H22ZM24 261H25V260H24ZM24 261H23V262H24ZM29 261H31V260H29ZM34 261H35V260H34ZM37 261H38V260H37ZM37 261H35V263H34L33 261H32V262H33L34 264H36ZM56 261H57V260H56ZM63 261H64V260H63ZM86 261H85V262H86ZM111 261H112V260H111ZM128 261H129V260H128ZM156 261H159V260L157 259ZM156 261H155V262H156ZM168 261H169V260H168ZM175 261H176V260H175ZM193 261H192V264L195 262V261H194V262H193ZM207 261H209V260H207ZM219 261H220V260H218V262H219ZM222 261H225V260L222 259ZM242 261H243V260H242ZM254 261H255V260H254ZM261 261H262V260H261ZM2 262H3V261H2ZM9 262H10V261H9ZM32 262H30V263H32ZM38 262H39V261H38ZM43 262H44V261L39 262L38 264H42ZM47 262H49V261L47 260ZM66 262L68 263V260H66ZM70 262H72V260H71ZM90 262H91V261H90ZM93 262H94V261H93ZM93 262H91V264H95V262H94V263H93ZM97 262H99V261H97ZM103 262L100 261L101 264H102ZM108 262H109V264H110V261H108ZM112 262H113V261H112ZM116 262H114V264H117ZM126 262H127V261H126ZM126 262H125V263H126ZM134 262H138V261L136 260V261H134ZM140 262H139V264H140ZM142 262H143V261H142ZM142 262H141V264H148L147 262H149V261L147 260V262H145V263H144V262L142 263ZM153 262H154V261H153ZM185 262H186V260H185ZM220 262H221V261H220ZM238 262H239V260H238ZM0 263H1V262H0ZM7 263H8V262H7ZM15 263H16V262H15ZM30 263H28V264H30ZM50 263L53 264V262H51V260H50ZM54 263H55V262H54ZM79 263H82V262L80 261ZM122 263H123V262H122ZM130 263H132V262H130ZM172 263H173V262H172ZM176 263H177V262H176ZM198 263H197V264H198ZM202 263H204V262L202 261ZM202 263H201V264H202ZM235 263H236V262H235ZM259 263H260V262H259ZM259 263H257V264H259ZM3 264H4V262H3ZM5 264H6V262H5ZM48 264H49V263H48ZM55 264H56V263H55ZM83 264H84V262H83ZM96 264H97V263H96ZM118 264H120V262H118ZM133 264H134V263H133ZM149 264H151V262H150ZM154 264H155V263H154ZM163 264H166V261H165V263H163ZM194 264H195V263H194ZM206 264H208V263H206ZM214 264H215V263H214ZM218 264H219V263H218ZM228 264H229V262H228ZM230 264H231V263H230Z\"/></svg>","mask_w":264,"mask_h":264}]
</instances>
